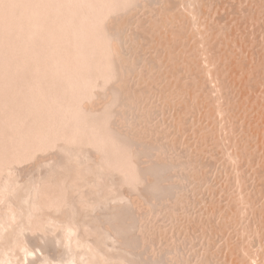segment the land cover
<instances>
[{"label": "bare ground", "instance_id": "1", "mask_svg": "<svg viewBox=\"0 0 264 264\" xmlns=\"http://www.w3.org/2000/svg\"><path fill=\"white\" fill-rule=\"evenodd\" d=\"M7 1H8V0H7ZM7 1H2V0H1V2L5 3V4H4L5 6H6V4H7V3H6ZM24 1H25V0H24ZM27 1H28V0H27ZM27 1H25V2L27 3ZM40 1H41V0H40ZM42 1H43V0H42ZM42 1H41V2H42ZM50 1H51V0H50ZM53 1H55V3H56L57 0H52V2H53ZM58 1H60V0H58ZM61 1H62V0H61ZM65 1H66V0H65ZM140 1H141V2H140ZM145 1H147V0H144V1H143L144 4H145ZM9 2H10V4H9ZM9 2H8V5L11 6L12 2H14V1H13V0H10ZM18 2H19L18 0L16 1V3L14 2L15 5L12 4L11 7H14V8H15V6H19V5H21V4H22V6H23L24 4H25V6H26V3H25V2H24V4H23V3H20V2H22V1L19 2V5H16ZM31 2L33 3V0H32ZM34 2H35V0H34ZM38 2H39V1H38ZM48 2H49V1L47 0V3H48ZM63 2H64V1H63ZM63 2H62V3H63ZM66 2H67L66 4H68V3L70 2V3H71V6H72L73 3H74V5H75V9L72 8V7H74V6H72V7L70 6V3H69V5H67V8H66L65 6H62V9L65 7V8H64L65 10H64V9H63V10H64V13H65V11H66V14H67L68 12H70V11H68V10L72 9V12H71L72 14H71V17H68V18H69L68 21H69V20L71 21L73 18L78 17V20H79L80 23H78V20H77V19H76L77 22H75L74 20H72V22H71V23H72L71 25H73L74 22H75V24H74L75 26H76V23L79 24V25L76 26L77 28H76L75 26H74V27L71 26V27H73V30H74L73 34H74L75 32H77L78 28H79L78 31H80L79 34L77 33L78 35H76V34L73 35L74 38H72V39H73L72 41L74 42V41H76V39H78V38L80 39L81 44H80V43H79V45L76 44L77 46H79V48H75L76 46H75L74 48H75V50H79V49H80V51H79V53H78L79 56L84 54L83 62H84L85 65L87 64V65H86L87 68H86L85 71H84V70L76 69L77 67H80V66L78 65V61H81V60H82V59H81L82 56L79 57V56L77 55V51H76V54H75V53L73 54L72 52H73L74 49H73V50L71 49L72 52H71V50H69V48L72 47V46H70V44H69L70 47H69V48H66V49H68V50L70 51V53L73 54L74 57H75V56L78 57L79 60H78V58H77V65H76V64H75L76 62H74V60L76 59V57H75V59L73 60L74 63H70V62H72L71 59H70V61H69V59H67V61H68L69 63H65V64H66V67H71V68H66V67H62V68H64V69L66 68V69H65L66 71H67L68 69H69V71H70V70L73 71V74H74L73 77L75 76L74 78H75V79L77 78L78 80H79V78H80V81H81V79H82V78H81V77H82L81 75H83V73H85V74L88 73V72H89V69H90V70L92 69V71L89 72V73H91L90 75H92V77L89 75V73H88L86 76H85V75L83 76L85 79H82V80H83V82H84L86 85H82V86H81V84H83V83L80 84V81H78L77 79H76L77 81H76L75 79L72 80V81H73V82L76 81L77 83H79L80 85L77 84V83H76V85H77V86H80V88H82L83 86H84L83 88H87L88 84L91 82V85H92V87L94 88V90H93V88H90V89H92V91H90L89 88H87V90L82 88L84 91L86 90L85 92L82 90V92L85 93V94H83V93L81 92V90L79 91V89H78V91H79V93H80V96H78L79 94H76V93L73 92V91H75V90L77 91V88H78V87L76 88L75 83H73L72 81H71L72 84L75 85V86H74V85H71L70 88H71L72 90H70V88H69V84H70V83L67 82V81H65V80H64V81H65V82H64L65 84H63V85H65L64 87H62V86L59 85L58 83H57V85H56V87H57V86H59V87L61 86L62 88H64V89H62V88H61V89L64 90L65 92H66V90H68V91H67L68 93L70 92V94H71V93L75 94V95L77 96V98H78V99H77L76 96H74V98L71 99L72 96H73V94H72V95H68V94H67V96H69V97L71 96L70 98L67 97V96L65 95V97L68 98V99H70L71 101H72V100H73V101H76V100H77V103H76L77 105H76L75 102H74V104H75L76 106H74V105L72 104V105L74 106V107L72 108V110L75 109V108H77V109H75V111L73 110V111L70 112V113H69V112H65L66 115H67V114H68V115L70 114V116H73V115H74L73 118L67 115L68 120H69V117H70V120H69L70 122H69V121H66V120H67V119H66L67 117H65V119H64V117L60 116L63 120H65V122L63 121L64 124H62V122H60V124H62V125L59 124V127H60V126H63L64 128H62V129H66L68 126H66L65 124H68V123H69L68 125L70 126V127H68V131H65L66 133L63 134V136H64V141H65V139H66V142L64 143V141H62V140H63V136H62V134H61V136H59V137H61V139H60L58 136H56V137H58V139H57L58 141H59V140H60V142L62 141V142H61V145H63V148H64V146H65L64 144H66V143H67L66 145L69 146L68 148H66L67 146H65L64 149H66V150H65L66 152H67V150H68L69 152H70V150H71V152H72L73 149L75 148V150L73 151V153H72L71 155H70V153L68 152V157H69V155H70L71 158H74V157H72V156L75 155V156H76L75 159H76V161H77V160H78L77 157L82 156V153L85 152L87 146L89 147V145H90V146L93 147V148H91V147L88 148V150L85 152V154L88 155V151H89V149H92L91 151H93L94 149H98V150H99L98 152H99V153L101 152L100 155L103 154V157L100 156V157H102V160L100 159L101 161H99V160L96 159V160L98 161V163L95 162V164H94V163L91 164L92 161H89V160L87 159L88 162H90V166H89V163H88L87 161H84V160H85V159H84V156H85V158H86V155H83V157H82L83 159L81 158L80 161L83 160L84 163L86 162L88 165H87L86 163H85V164H86L87 167H90V168H89L90 170L92 169L91 167H92L93 165H95L96 167H95V166H93V167H95L97 170H99V172H101V175H102V172H103L104 169H105V170L108 169L107 171H109V170H112V171H113L112 168H114L115 166H116V167L114 168V170H115L116 168H117V170H119V167L123 168L121 171H124V175H123V176H124V182H125L124 185H125V184H128V185L131 187V189H134V190H135V189L138 188L139 184L143 183L142 181L148 177V175H147L146 177H143V180H142L141 176L139 175V174H140V172H139L140 169L138 170V169H137V166H139V167L141 166V170L143 169L142 172H141V175H142V174H143V171L145 170L144 168H146V171H147V167H148L151 163H153V162L155 161V159H154V161L152 160L153 162H151V163L148 164V163H147L148 158H146L143 154H141L142 152H141V153H137V152L140 151V150H139V147H138V144L141 145V146H140L141 151H142V149H144V146H145L144 144H145V143H146V145H148V147H147V148L145 147V149H146V150H147V149L149 150V147H150V146H149V145H150L149 143H152V144H153L154 141L152 142V140L156 139V138H152V134H153V133H154V134H153V135H154L153 137H159V138H157V139H159V141H160V140L163 138L162 136L165 135V133L168 132V130H166V128H168V126L166 125V126H167V127H166L164 123H166V122L169 123V122L171 121V117H173V114L175 113V112L171 111V108L173 107V109H174V107H175L176 110L178 109L177 111H176V110H175V111L178 112L179 110H182V109H179V108H182V107L184 108V105H185V104H186L187 106L185 105V108H184V109H185V110L187 109V111H186V112L183 111V114H182V111H179V112H181V114H180L179 112H178V113H175V116H176V117H177V114H178V118H175V116H174L173 119H174V118H175V119H174V120L172 119V121H173V122L175 121V122H174V123L176 124L175 126H178V122H180L179 119H181V118L184 117V119H186V121L188 122L189 118H190V117H191V118L193 117V121H194L195 123H193V122L191 121V122L193 123V128H192V126H190V129H192L190 133H192V131H194V130L196 129L197 132H198L199 134H198V133H195V132H196V131H195L194 133H192V135H191V134L189 135V133L186 131L187 134H188V135H187V134L185 133V131H184L185 128H183L182 123L180 122V123H179V126H178L179 128H178V127H174V126L172 125V126L175 128V131H176L177 129L180 130L179 132L177 131L178 133L176 132L178 135L175 133L177 136L174 134L175 131L173 132V135H174V137H176V138L178 139V138H180V137H178V136H181V137H182V135H183L182 133H185L186 136H185V134H184V135H183V138L186 139V140H183V138H182V140H183L182 142L185 141L186 143H188L190 140L193 139V142H194L193 145H195V147L193 146V147H191V148H194V149H193L194 151H195V149H199V150H200V148H202L204 142H205V141L207 142L208 138H210V135H211L212 140H213V136H214V134H215V133L217 134V132H215V131H216V130L219 131V130L216 129V130L214 131V132H215V133H214V132H213V129H214L215 126H214V125H213L214 127H211V126H212V124L217 123V122L219 121L220 124H219L218 126H216V128H218V127H219V128L222 127V129L220 128L222 131L220 130V132H218L219 135H221V132H222V135H223V134L225 135V134L227 133L226 130L228 131V133H230V132L233 133V132H232V129H233L234 127H235V130H233L234 132H237L238 130H241V128H242V131H243L242 133L244 134V131L247 130V129H245V127H247V128H248V127L252 128V126L248 125V124H250V122H252V123H253V128H252V129L249 128V129H250V130H254V131H253V134H252L251 131L248 130V131H249V134H248V131H247V133L245 132V137H246V135H247V137H248L249 139H251L250 137H252L251 140H253L254 142L256 141L255 143H257L258 141H260V142L257 143V144H255V143L252 144L253 141L249 140V139L246 137L247 142H245V140H244V145H247V144H248V140H249L250 143L252 142V143H251L252 145L250 146V144H249V145L246 146V148H251L252 146L254 147V145H255L254 148H256V146H258V149H253V147H252V149H249V150H252V152H253L254 154H253L252 152H250L248 149H246L245 146L242 145V144H243V143H242L243 141L241 142L240 140H238V139H239V131H238V136L236 135L237 133H236V134L234 133V134H235V135H234V137H235L234 139L236 140V144H234V147L237 145V149H238V150L235 149V151H239V152H237V153L240 154V152H242V149H244V150H245V155H246V156H245V157H242V158H244L245 160H246V157L249 158V159H250V163L253 162V163H251V165H254V163H255V161H252L253 159L251 160L252 157L255 158V157H254L255 155H256V157L259 156V154H260L259 151H260V152L262 151L261 154L264 153V152H263V151H264V147H263V145H264V101H263V100H264V17H263V14H264V0H156V3H155L154 0H153V1H152V0H150V1L148 0V2L150 3V5H151V4H152V5L157 4V6H155V7H156V8L158 7V8H157L158 11L161 9L159 12H156V13H158V14H156V15H155V13L152 11L155 7H153L152 5L150 6V5L148 4V2H146V3L150 6V8H149L148 5L140 4V3H143L142 0H68V1H66ZM152 2H154V4H153ZM157 2H159V4H158ZM39 3H40V2H39ZM39 3H38V4L36 3L35 6L38 5V7H40V4H41V3H40V4H39ZM43 3H45V2H43ZM49 3H50V2H49ZM1 4H2V3H1ZM45 4H46V3H45ZM45 4H44V6H45ZM53 4H54V2H53ZM64 4H65V2H64L62 5H64ZM83 4H84V5H83ZM85 4H86V5H85ZM4 5H3V6H4ZM8 5H7V7L10 8V6H8ZM28 5H29V1H28V4H27V7H31V6H28ZM31 5H34V3L31 4ZM41 5H42V4H41ZM51 5H52V4H51ZM56 5H57V4H56ZM80 5H81V6H80ZM159 5H160V7H159ZM161 5L163 6L162 8H161ZM214 5H215V7H214ZM5 6H4V10H5ZM25 6H23V7H25ZM35 6H34L33 8H30V9H31V10H32V9H35ZM44 6H43V7H44ZM47 6H48V5H47ZM68 6H69L70 9L68 8ZM79 6H80V7H79ZM85 6H86V7H85ZM20 7H21V6H20ZM20 7H19V8L17 7V8L20 9V10L23 9V8H20ZM55 7H56V6H55ZM60 7H61V3H60ZM81 7H82V8H81ZM84 7H85V8H84ZM147 7H148V8H147ZM152 7H153V8H152ZM206 7H208V9H207ZM210 7H213L214 9H212V8H210ZM217 7H218V8H217ZM25 8H26V7H25ZM36 8H37V7H36ZM57 8H58V7H57ZM140 8H142L143 11H144L143 8H145V11H146V12L148 11V9H152V10H150V12H152V14H151V13L149 14V13L147 12V13L149 14V16H147L148 14H147L146 12H141L143 15H144V13L147 14V15H146V16H147V19H146L147 22H146V23L150 22V23H148V25H147V26H149V24H150V26H151V27L149 26L150 29H149L147 26H146V29H148V31H149L148 33H150V34L152 33V34H153V35L151 34L152 36H155V35H156L155 38H157V37L160 35V38L163 39V40H162V43H161V39H160L159 37H158L157 40H156L154 37H152V36L150 37V34H149V35H148V38H149V37L152 38V39H150V40H153V42H154V39H155L154 47H153V45H152V48H151L150 50H146V49H149V46H150L151 44H153V42L150 43L149 39L147 38V36H146V35H147V32H146L147 30H145L146 35H144L146 38L143 36L144 39H142V40L139 39V40H138L137 37H136V35L140 33V32H138V30H140L141 27H144V28H145V26H141V27H140L141 24L139 23V22H142V23H143L144 19L146 18V17H144L145 15L143 16V15L141 14L142 17L144 18L143 21H139L138 18H135V16H134V14H136L137 16L140 15V12H139L140 10H138V9H140ZM146 8H147V9H146ZM156 8L154 9V11H156ZM205 8H206V10H205ZM216 8H217V9L222 8V11H221V10H220V11L218 10V11L221 12V13H219V12L217 11ZM2 9H3V7H2V5H1L0 11H2ZM12 9H13V8H11L10 10H12ZM38 9H39V8H37L36 10H38ZM41 9H42V8H41ZM43 9H45V7H44ZM51 9H52V8H51ZM66 9H67V10H66ZM81 9H82L83 11H82ZM85 9H86V10H85ZM163 9L166 10L165 13H162V12H161V11H163ZM225 9H227V11H226ZM228 9H230V10H231V9H234L233 11H236L235 13H236L237 16H236L235 13L232 11V13H234V15H235V19H234V21L229 19L230 22L232 21L229 25H227V23H229V21H228L227 23H225V18H226V17L220 19V20H223V19H224V21H223V23H221L222 25L220 24V27H222V28L218 29V27H219V21H220V20H217V18H216L215 15H217V17H218L219 15L216 14V13H219V14L225 13V15H227V13H228L229 15H231V14H230L231 12H230ZM23 10H24V9H23ZM26 10H27V11H30V10H28V9H26ZM26 10H25V11H26ZM53 10H54V9H53ZM142 10H141V11H142ZM204 10L206 11V12L204 13V15H205L206 13H207V14L209 13V15L211 16V14H212V17H213L212 22H213V24H212V22H211V19H212V18L208 17L209 15H206L207 17H206V16H205V17L203 16V13H202V12H203ZM207 10H208L209 12H208ZM212 10H213V13H214L215 15L212 13ZM7 11H8V12H7ZM16 11H17V10H16ZM58 11H59V14L63 13V11L60 13V8L58 9ZM67 11H68V12H67ZM79 11H80L82 14H81ZM215 11H217V12H215ZM224 11H225V12H224ZM228 11H229V12H228ZM6 12H7V13H5V11H4V13L1 12V13H0L1 16H2V14H3L4 16L7 17V15H5V14H8V13H9V10L7 9ZM21 12H22V11H21ZM32 12H33V10H32ZM34 12H35V13H34ZM34 12H33V13H34L33 16H35V14H37L36 11H34ZM44 12H45V11H44ZM51 12H52V10H51ZM73 12H74V15H73ZM136 12H138V13H136ZM11 13H12V12L10 11L9 16H10ZM14 13H16V12L13 11L12 16L14 15ZM18 13H19V12H18ZM46 13H47V12H46ZM46 13H45V14H46ZM55 13H56V11H55ZM125 13H127V15H125ZM210 13H211V14H210ZM22 14H23V13H22ZM26 14H27V17H30V18H31V15L29 16V15H28V12H27ZM29 14H31V12H29ZM42 14H43V12H42ZM45 14H44V17H46ZM119 14H121V16H123V14H124V15H125L124 17L127 18V19H125V18L123 17V19H122L121 17H119V19L121 18V20H122L121 22H122V23H123V20H124V21H126V20L128 21L129 17H126V16L130 15V19H129V21H130V23H131V21L134 22V23H132L133 26H134L135 23H139V24H140L139 26L137 25L139 29L136 28V27H134V28H135V31H136V29H138V30L136 31L137 33H136L135 31H133V32L131 31V32L133 33V36H132V35H131V32H130V34H129V31H128V30H129V28H132V29L134 30L133 26H132V27H131V26H130V27H127L128 30H127V28L125 27V26H128V24H130V23H127V22H126L127 25H124V27H123V26H122V25H123L122 23H121V24H122V25H121L120 22H119V23L117 22L118 26H119V27L122 26L123 29H122L121 27L118 28V26L116 27V25H115L116 29L118 28V29H119V30L117 29L118 31L124 30V31H122L123 34H125L126 32L128 33V34L126 33V34H125L126 36H125V35H123V34L120 32L121 35H123V38H122V40H123L122 42H123V43L121 42V40H117V39H121L122 36H121L120 38H118V37L120 36V35H119L120 33L118 32L119 34H117V32H115L116 29L114 30V32H115L114 34H117V35H115V38H116L117 36H118V37H117L115 40L111 38V36L113 35V33H110L111 30H110V32H109V29H111V27H113L112 24H115V23H116V22L114 21V19H116V18H114V19H111V18L115 17L116 15L119 16ZM132 14H133V15H132ZM201 14H202V16H203L202 18L200 17ZM19 15H20V14H19ZM39 15H40V16H39ZM51 15H52V14H51ZM150 15H151V16H150ZM152 15H153V16H152ZM154 15H155V16H154ZM225 15H223V16H225ZM234 15H232V16L234 17ZM4 16H3V17H4ZM15 16H16V15H15ZM23 16H24V15H23ZM37 16L41 17V13L37 14ZM42 16H43V15H42ZM47 16H48V15H47ZM56 16H58V15H56ZM67 16H70V15L67 14ZM67 16H66V17H67ZM118 16H116V17L118 18ZM131 16H132V17H131ZM221 16H222V15H221ZM223 16H222V17H223ZM227 16H228V15H227ZM3 17H2V18H3ZM6 17H5V18H6ZM13 17H14V16H13ZM18 17H20V16H18ZM35 17H36V16H35ZM39 17H37V18H39ZM60 17H61V18H60V21H61V20H62V17L65 18V15L60 16ZM138 17H140V16H138ZM148 17H150V18H148ZM199 17H200V19H199ZM2 18H0V20H5V18H3V19H2ZM8 18L10 19V22H12L13 19H11L10 17H7V19H8ZM16 18H17V17H16ZM49 18H50V17H49ZM51 18H52V17H51ZM51 18H50V19H51ZM53 18H54V17H53ZM70 18H71V19H70ZM204 18H205V19L210 18V19H209L210 21L208 20V22L211 23V26L213 25V27H211L210 25L208 26V24H207V22L204 20ZM215 18H216V19H215ZM218 18H220V16H219ZM229 18H230V16H229ZM14 19H15V17H14ZM19 19H20V18H18V20H19ZM26 19H27V18H26ZM31 19H33V18H31ZM34 19H35V18H34ZM41 19H42V17H41ZM41 19H39V20H41ZM47 19H48V18H47ZM50 19H49V20H50ZM55 19H56V18H55ZM66 19H67V18H66ZM66 19H65V20L63 19L62 22L66 21ZM119 19H116V21H119ZM198 19H199V20H198ZM201 19L203 20L202 23H201V21H200ZM231 19H232V18H231ZM16 20H17V19H16ZM16 20H14V21H16ZM21 20H23V19H21ZM53 20H54V19H53ZM111 20H113L114 22L112 21L113 23H111ZM140 20H141V18H140ZM214 20H216V21H218V22H216V21H214ZM226 20H228V18H226ZM6 21H8V20H5L3 24H5ZM30 21H31V20H30ZM33 21H36V20H32V22H33ZM44 21H45V18H43V21L41 22V25H39V27H42V28H43L44 25L42 26V23H43ZM50 21H51V20H50ZM60 21H59V22H60ZM70 21H69V22H70ZM73 21H74V22H73ZM82 21H83V22H82ZM85 21H86L87 24H84L83 27H80V26H81V23H84ZM198 21H200V22H198ZM204 21H205V22H204ZM1 22H2V21H1ZM1 22H0V24H1ZM19 22H20V20H19ZM23 22H24V21H23ZM23 22H22V23H23ZM25 22H27V21H25ZM32 22H31V24L34 23V22H33V23H32ZM45 22H46V23H45V24H46L45 26H47L48 28L53 27L54 25L57 26V24L59 23V22H58V23L54 24V22H57V21H52L53 23H52L51 25H53V24H54V25L49 27L48 24H47V20H46ZM62 22L59 23V24H62V25H63ZM66 22H67V21H66ZM214 22H216V23H215L216 26L218 25V26H217V29H218V30H216V33L211 34L210 32L215 31V29H216V26L214 25ZM221 22H222V21H221ZM8 23H9V21H8L6 24L8 25ZM35 23H37V22H35ZM50 23H51V22H50ZM64 23H65V22H64ZM67 23H68V22H67ZM110 23H111V27L109 28V26H110L109 24H110ZM124 23H125V22H124ZM144 23H145V22H144ZM203 23H204V24H203ZM217 23H218V24H217ZM3 24H1V25L4 27ZM27 24H28V23H27ZM37 24H38V23H37ZM39 24H40V23H39ZM43 24H44V23H43ZM119 24H120V25H119ZM205 24H206L208 27H207ZM11 25H13V24L11 23ZM17 25H19V23H17ZM17 25H16V28L19 27V26L17 27ZM21 25H23V24H21ZM49 25H50V24H49ZM64 25H65V24H64ZM64 25H63V26H64ZM143 25H144V24H143ZM145 25H146V24H145ZM204 25H205V27H206L207 29L210 27V29H211L212 31H210V29L207 30V29L204 27ZM224 25L227 26V27H225ZM8 26L11 27V26H10V23H9ZM8 26H7V27H8ZM13 26H14V28H15V24H14ZM26 26H27V25H26ZM29 26H30V25H29ZM31 26H32V25H31ZM33 26H34V25H33ZM36 26H37V25H36ZM36 26H35V27H36ZM56 26H55V27H56ZM66 26L68 27V26H69V23H68V25L66 24ZM135 26H136V24H135ZM214 26H215V27H214ZM223 26H224V28H223ZM3 27L0 26V28L3 29V31L5 30V33L3 34V35H5V37H8V36H6V35H7L6 33L9 32V30H10V32L12 31V34H13V33H17V32H13V31H14V28H13V30H12V28L10 29V28L8 27L9 30L7 29V31H6V26H5V28H3ZM24 27H25V26H24ZM35 27H33V28H35ZM37 27H38V26H37ZM47 27H46V28H47ZM58 27H59V26H58ZM64 27H65V26H64ZM115 27H114V28H115ZM68 28H69V27H68ZM114 28H113V29H114ZM212 28H213V29L215 28V29L213 30ZM25 29L28 30V28H26V27H25ZM31 29H32V28H31ZM37 29H38V28H37ZM51 29L54 30V28H51ZM55 29H56V28H55ZM64 29H65V28H64ZM64 29H63V30H64ZM69 29H70V28H69ZM71 29H72V28H71ZM71 29H70V30H71ZM132 29H131V30H132ZM142 29H143V28H142ZM142 29H141V30H142ZM22 30H23V29H22ZM29 30H30V28H29ZM38 30H39V29H38ZM44 30H45V29H44ZM46 30H47V29H46ZM46 30L44 31V32H46V33H47V31H48V32L50 31V29L47 30V31H46ZM60 30H61V28H60ZM65 30L67 31V29H65ZM75 30H76V31H75ZM126 30H127V31H126ZM150 30H151V32H150ZM15 31H17V30H15ZM18 31H19V28H18ZM31 31H32V30H31ZM33 31L36 32L37 30L33 29ZM33 31L31 32V34L33 33ZM42 31H43V30H41V32H40V33H41L40 36H41L42 34H43V35L45 34V37H47L48 34L42 32ZM56 31H57V30H56ZM125 31H126V32H125ZM143 31H144V29H143ZM19 32H20V31H19ZM19 32H18V33H19ZM23 32H24V31H23ZM23 32H22V33H23ZM26 32H27V31H26ZM26 32H25V33H26ZM63 32H64V31H63ZM63 32H62V33H63ZM70 32H71V31H70ZM124 32H125V33H124ZM134 32H135V33H134ZM1 33H2V32L0 31V34H1ZM22 33H20V35H22ZM36 33L38 34V32H36ZM36 33H35V35H37ZM49 33H51V32H49ZM52 33H54V31H53ZM55 33H56V32H55ZM55 33H54V37H55V35H56ZM58 33H59V32H58ZM58 33H57V35H58ZM65 33H67V32H65ZM141 33H142V32H141ZM145 33H142V34H145ZM8 34H9V33H8ZM10 34H11V33H10ZM12 34H11V35H12ZM29 34H30V32H28L27 35H29ZM60 34H61V31H60ZM68 34L70 35V33H68ZM111 34H112V35H111ZM3 35L1 34V38H2V40H4V41L6 40V41H7V44H8V41L10 42V40H12V39H9L10 36H9L8 38H5V37L3 38ZM13 35H14V34H13ZM13 35H12V36H13ZM18 35H19V34H18ZM33 35H34V33H33ZM33 35H32V36H33ZM35 35H34V38H36ZM57 35H56V36H57ZM71 35H72V34H71ZM139 35H140V34H139ZM139 35H138V38H139V37L142 38V37H141L142 35H140V36H139ZM16 36H17V35H16ZM30 36H31V35H30ZM32 36H31V37H32ZM38 36H39V35H38ZM52 36H53V35H52ZM64 36H65V35H64ZM76 36H78V37H76ZM124 36H125V37H124ZM23 37H24V36H22V40H23ZM25 37H26V36H25ZM42 37H43V36H41V37H37L38 41H40V38H42ZM49 37H50V35H49L48 38H46V39H49ZM61 37H62V35H61ZM66 37H67V36H66ZM66 37H65L64 39L67 40L68 37H67V38H66ZM69 37H70V36H69ZM71 37H72V36H71ZM112 37H114V36H112ZM135 37H136V38H135ZM29 38H30V37H28V39H29ZM58 38H59V35H58ZM75 38H76V39H75ZM132 38H134V40H133ZM153 38H154V39H153ZM14 39H15V38H14ZM24 39H25V38H24ZM32 39H33V38H32ZM44 39H45V38H44ZM44 39H42V40H44ZM50 39H52V38H50ZM50 39H49V40H50ZM69 39H71V38H68V40H69ZM146 39H148V45H149V46L147 45V46H146L147 48H146L145 45H144V47H143V46L141 47V45H139L140 47H139V49H137L138 51H136L135 49L138 48V47H137L138 44L143 43V41H146L145 43H147V40H146ZM0 40H1V39H0ZM25 40H26V39H25ZM30 40H31V39H30ZM30 40H29V43H30ZM42 40H41V41H42ZM49 40H48V41H49ZM52 40H53V39H52ZM55 40H57L56 37H55ZM59 40H60V39H59ZM59 40H58V41H59ZM61 40H62V39H61ZM112 40H113V44H114V42L117 43L118 41H120L121 44H123V46H122L123 49H122V47H121V45H120V43H119V45H117V46H119V47H121V48L118 47V48H119V51H118V49H116L117 47L115 48L114 45L112 46V42H111ZM132 40H133V41H132ZM137 40H138V42H140V41H141V42H140V43H137ZM6 41H5V42H6ZM16 41H17V40H16ZM16 41L14 40V43H16ZM20 41H21V39H20ZM27 41H28V40H27ZM34 41H35V40H33V41H31V42L34 43L35 47H39L40 44H37V40H36V43H35ZM41 41H40V42H41ZM45 41H46V43H47V40H45ZM64 41H65V40H64ZM72 41H71V40H70V42L67 41V43L69 42V43L72 44ZM134 41H136V42H134ZM5 42H2V44L5 43ZM11 42H13V41H11ZM18 42H19V41H18ZM18 42H17V43H18ZM23 42H24V41H23ZM43 42H44V41H42V44H43ZM54 42H55V41H54ZM76 42L78 43V40H77ZM132 42H134L133 45H136V47L132 45ZM156 42H157V43H156ZM164 42H165V43H164ZM14 43H13V45H14ZM25 43H26V42H25ZM25 43H24V44H25ZM33 43H31V44L33 45ZM38 43H39V42H38ZM46 43L44 42V44H46ZM48 43H49V42H48ZM51 43H52V42H51ZM62 43H63V40H62ZM62 43H61V44H62ZM149 43H150V44H149ZM160 43L162 44V46L160 45ZM2 44H0V45H1L2 47H4L5 44H3V45H2ZM7 44H6V45H7ZM19 44H21V43H19ZM31 44H30V45H31ZM49 44H50V43H49ZM49 44H47V45H49ZM54 44H55V43H54ZM58 44H60V42H58ZM61 44H60V45H61ZM117 44H118V43H117ZM143 44H144V43H143ZM143 44H142V45H143ZM13 45H12V46H9V44H8V46L10 47L9 49H11V47H13ZM27 45H28V44H26V45H24V46H27ZM30 45H29V46H30ZM32 45H31V46H32ZM47 45H46V46H47ZM50 45H52V44H50ZM50 45H49V47H48V46L46 47V49L49 48V49H48V52H49V50H50ZM56 45H57V44H55V46H56ZM63 45H64V43H63ZM63 45H61V46H62V49H63ZM65 45L67 46V44H65ZM74 45H75V43L73 44V46H74ZM115 45H116V44H115ZM21 46H23V44H22ZM29 46H27V47H29ZM53 46H54V45H53ZM53 46H51V47H53ZM57 46L61 48V46H59V45H57ZM57 46H56V48H58ZM66 46H64V47H66ZM80 46H81V47H80ZM132 46H133L135 49H134ZM17 47H18V45H17ZM32 47H33V46H32ZM42 47H44V45H42ZM150 47H151V46H150ZM5 48H7V47L5 46ZM5 48H4V50L6 51L7 49H5ZM13 48H14V47H13ZM29 48H30V47H29ZM54 48H55V47H54ZM143 48H146V49L144 50ZM14 49H15V48H14ZM16 49L18 50L19 48H16ZM20 49H21V48H20ZM26 49H27V48H25V51H24V52H26V53L24 54V56L27 55V54H28V56H29L30 53H31V54H34V53H35V51L33 52V50H34L33 48H31L32 51H31V50H26ZM35 49H36V50H37V49L39 50V48H35ZM40 49H41V48H40ZM46 49H45V50H46ZM52 49H53V48H51V50H52ZM62 49H61L60 51H62ZM121 49H122L123 51H120ZM141 49L144 51V56H142V57L140 56V55H141V54H140ZM153 49L156 50V51H153ZM0 50H1V49H0ZM23 50H24V48L21 50V52H22ZM41 50H42V49H41ZM43 50H44V49H43ZM45 50H44V51H45ZM75 50H74V51H75ZM134 50H135V52H134ZM10 51H12V50H10ZM10 51L7 50V52H8L7 54H9ZM13 51H14V50H13ZM27 51H30V53H27ZM39 51H40V50H39ZM46 51H47V50H46ZM57 51H59V50H57ZM66 51H67V50H66ZM143 51H142V55H143ZM149 51H151V52L153 51L152 53L154 54V56H152V53H151V55H150V54L148 53ZM3 52H4V51H3ZM18 52H19V51H18ZM18 52L15 53V54H18ZM32 52H33V53H32ZM41 52H42V51H41ZM50 52H51V51H50ZM54 52H55V50H54ZM67 52H68V51H67ZM80 52H81L82 54H80ZM145 52H147V54H145ZM154 52H156V53H154ZM1 53H2V52H1ZM5 53H6V52H5ZM44 53H45V52H44ZM44 53H42V54H44ZM57 53H58V52H57ZM61 53H62V52H61ZM68 53H69V52H68ZM132 53H133V54H132ZM134 53H136L135 56H134ZM138 53H139V54H138ZM10 54H12V53H10ZM36 54H38V53H36ZM54 54H56V52H55ZM0 55H1V54H0ZM2 55H5V54L3 53ZM13 55H14V52H13ZM20 55H22V54L20 53ZM34 55H35V54H34ZM38 55H39V54H38ZM45 55H46V54H45ZM61 55L63 56V54H60V56H61ZM138 55H139V57L143 58L144 61L146 60L145 58H147V60L144 62L142 59H139V61L142 60L143 63H141L142 61H140V62H137V63H139V64L136 65V64H135V63H136V60H135V63H134L133 61H134L135 58H137L136 56H138ZM145 55H146V56H145ZM147 55H150V56H151V59H150L149 56H148V57H149V58H148ZM9 56H10V55H9ZM11 56H12V55H11ZM39 56H43V55H39ZM46 56H47V55H46ZM54 56H55L54 59H56V55H54ZM60 56L58 55L57 57L60 58ZM69 56H70V55H69ZM69 56H68L67 58H69ZM1 57H2V56H0V59H1ZM5 57H6V56H5ZM13 57H14V56H13ZM15 57H16V56H15ZM18 57H19V55H18ZM22 57H23V56H22ZM25 57H26V56H25ZM36 57H37V56H36ZM36 57H35V58H36ZM47 57H48V56H47ZM47 57H46V58H47ZM51 57H52V54H51ZM86 57H87V59H86ZM133 57H134V59H133ZM3 58H4V57H3ZM7 58H8V57H7ZM11 58H12V57H11ZM16 58H17V57H16ZM26 58H27V57H26ZM26 58H25V59H26ZM31 58H32V57H31ZM37 58H39V57H37ZM37 58H36V59H37ZM41 58H42V57H41ZM41 58H40V60H41ZM63 58H65V57H63ZM63 58L61 57V59H63ZM70 58H71V57H70ZM89 58H92V63H93V64H92V63H89V61H91V59H89ZM5 59H6V58H4V60H5ZM8 59H9V58H8ZM19 59H20V58H19ZM21 59H22V61H21V60H20V61L22 62V63H21L22 66L19 65V67H20V66L23 67V66H24L23 63L25 64V60H24L23 58H21ZM29 59H30V56H29ZM29 59H28V60H29ZM54 59L52 58V60H54ZM61 59H60V60H61ZM80 59H81V60H80ZM84 59L87 60V61H85ZM88 59H89V60H88ZM149 59H150V60H149ZM1 60H2V59H1ZM1 60H0V62H1ZM11 60H13V59H11ZM23 60H24V61H23ZM33 60H35V59H33ZM40 60H38V61H40ZM44 60H45V59H44ZM47 60L49 61V59H46V61H47ZM50 60H51V59H50ZM52 60H51V61H52ZM56 60H57V59H56ZM58 60H59V59H58ZM65 60H66V59H63L62 61H65ZM148 60H149V61H148ZM14 61H15V60H14ZM17 61H18V59H17ZM20 61H19V62H20ZM46 61H44V62L46 63ZM67 61H65V62H67ZM147 61L150 62L152 65H151V64H147V63H148ZM7 62H8V61H7ZM7 62L5 61V64H6V65H5L4 63L2 64V62L0 63V65H1V64H2L3 66L5 65V66H4L5 68H7V66H11V65H12V64H11L12 62H11L10 60H9V62H11V63H10L11 65H10L9 63H8V65H7ZM15 62H16V61H15ZM26 62H27V61H26ZM29 62H30V60H29ZM33 62H34V61H33ZM33 62H32V63H33ZM35 62H36V61H35ZM35 62H34V63H35ZM41 62H43V61H41ZM49 62H50V61H49ZM49 62H48V63H49ZM60 62H61V61H60ZM86 62H87V63H86ZM146 62H147V63H146ZM36 63H37V62H36ZM48 63H47V64H48ZM51 63H52V62H51ZM62 63H63V62H61V64H62ZM79 63H80V62H79ZM88 63H89V64H88ZM17 64H18V62L16 63L15 68L17 67ZM19 64H20V63H19ZM28 64H29V63H28ZM28 64L25 65V66H26V67H27V66H30V65H28ZM39 64H40V62H39ZM55 64H58V62H56ZM55 64H54V66H55ZM65 64H64V65H65ZM72 64H73V65H72ZM80 64H82V61H81ZM91 64H92V65H91ZM146 64H147V66H148V65H149V66L151 65L150 68H149V66L146 67V68H144ZM2 65H1L0 67H2ZM64 65H63V66H64ZM67 65H69V66H67ZM70 65H71V66H70ZM74 65H76L77 67H76V68H73L72 66H74ZM85 65L82 64L81 67H83V69H85V68H84ZM25 66H24V67H25ZM32 66H33V65H32ZM35 66H36V65H35ZM41 66H42V65H41ZM49 66H50V65H49ZM57 66H59V65H57ZM61 66H62V65H61ZM89 66H90V67H89ZM91 66H92V67H91ZM12 67H14V66H12ZM33 67H34V66H33ZM39 67H40V66H39ZM46 67H47V66H46ZM2 68H3V67H2ZM5 68H4V69H5ZM8 68H10V67H8ZM28 68H29V67H28ZM28 68H27V69H28ZM43 68H44V67H43ZM57 68H58V67H57ZM57 68H56V69H57ZM59 68H60V66H59ZM59 68H58V71H59ZM62 68H61L60 70H62ZM72 68H73V69H72ZM88 68H89V69H88ZM4 69H3V71H4ZM11 69H13V68H10L9 71H11ZM16 69H17V68H16ZM16 69H15V70H16ZM23 69H24V68H23ZM25 69H26V68H25ZM27 69H26V70H27ZM51 69L53 70V68H50V70H51ZM54 69H55V67H54ZM74 69H75V71H76V70H77V71L75 72ZM87 69H88V70H87ZM15 70H14V71H15ZM26 70H24V72H25ZM35 70H36V69H35ZM38 70H39V69H38ZM40 70L42 71V69H40ZM48 70H49V67H48ZM48 70H45V71H48ZM65 70H64V71H65ZM131 70H132V71H131ZM3 71L0 70V72H1L0 74H2ZM5 71H6V74H7V73H8V70L5 69ZM18 71H20V70L15 71V74H16V72H18ZM21 71H22V69H21ZM21 71H20V72H21ZM27 71H28V70H27ZM79 71H81V73H80ZM144 71H145V72H144ZM28 72H30V70H29ZM34 72H35V71H34ZM34 72H33V73H34ZM48 72H49V71H48ZM54 72H55V71H54ZM54 72H53V73H54ZM56 72H57V71H56ZM62 72H63V71H62ZM74 72L76 73V75H75ZM131 72H133V73H131ZM143 72H144V73H143ZM21 73H22V72H21ZM31 73H32V72H31ZM49 73H50V72H49ZM49 73H48V74H49ZM58 73H60V71H59ZM58 73H57V74H58ZM64 73H67V74H68V75H67V78H68L69 75H70V76L72 75V73H69L68 71H67V72H64ZM77 73H78V75H80V76H77ZM130 73H131V75H130ZM8 74H9V73H8ZM10 74H11V72H10ZM10 74H9V75H10ZM12 74H13V71H12ZM12 74H11V75H12ZM15 74H14V75H15ZM17 74H19V73H17ZM17 74H16V76H18ZM36 74H39V73L36 72ZM41 74H43V73H41ZM48 74H47V75H48ZM55 74H56V73H55ZM57 74H56V77L58 76V78H59V75H57ZM132 74L134 75L135 80L132 79L133 81L131 80V81H132L131 84H132L133 82H135V85H134V86L136 87V89H137L138 87H139L138 89H140V87H141L140 90H143L144 92L146 91V92L148 93V94H147V97H148V99L150 100V102H153V104H154V101H155V100H154V101H153V100L151 101V99L149 98V95L152 94L153 96H155L154 98L156 99V97H160V94H161V96H162V100H160V98H158V99H156V100H158V102L155 101V102L159 105V106L156 105V106H157V107H156L157 109L155 108V104H156V103L154 104V106H152L153 104L150 103L148 99H146V98H147L146 96H144V97H146V98H144V100H143V98H142L143 96L140 97V95H142V94L144 95V92L139 91L140 94H137V96H139V98H142V99H139L138 97L135 96L136 93L138 92V91H137L138 89H137L136 91H134V93H135V94L133 93L134 96H133V95H130V96H133V97L131 98V99H134L133 102H134L135 100H137V99L134 98V97H136V98H138L139 101H141V102H137V103H138V104L141 103V105H142V103H143V105L141 106V105L139 104L140 106L137 105V106H138V107H137V106L135 105L136 101H135L134 104H133V102L131 101L130 96H129L130 93L128 92V91H130V90H127V88L129 89V87H130V85H131L129 81H128L129 83L127 82V80H130L131 77H130L129 79H128L127 77H128L129 75L132 76ZM2 75H3V74H2ZM14 75H13V76H14ZM19 75H20V74H19ZM24 75H25V74H24ZM24 75H23V76H24ZM44 75H45V74H44ZM49 75H50V77H51V74H49ZM53 75H54V74H53ZM60 75H61V74H60ZM0 76H1V75H0ZM4 76H5V75H4ZM16 76H15V77H16ZM45 76H46V75H45ZM63 76H64V74H63ZM76 76H77V77H76ZM87 76H90L91 79L89 80L90 77L88 78ZM8 77H10V76H7L6 78L9 79ZM19 77H20V76H19ZM28 77L30 78V76H28ZM34 77H36V75H34ZM34 77H33V78H34ZM39 77H40V76H39ZM41 77H42V76H41ZM53 77H54V76H53ZM60 77H61V76H60ZM134 77H132V78H134ZM1 78H2V77H0V80H2ZM21 78H22V77H21ZM21 78H20V79H21ZM26 78H27V77H26ZM31 78H32V77H31ZM33 78H32V79H33ZM36 78H37V77H36ZM62 78L65 79L64 77H62ZM62 78H59V79H61V81H62ZM70 78H71V77H70ZM86 78L89 80V83H88V81H86V82L84 81V80H87ZM92 78H93V79H92ZM3 79H4V78H3ZM17 79H18V78H17ZM23 79H25V78H23ZM27 79H28V78H27ZM34 79H35V78H34ZM43 79H45L44 76L42 77V79H40V81H42ZM51 79H52V77L50 78V80H51ZM55 79H57V78H55ZM55 79H54V81H55ZM59 79H58V80H59ZM12 80H16V79L11 78V81L9 80V83H11ZM21 80H22V79H21ZM30 80H31V79H30ZM30 80H29V81H30ZM35 80H36V81H35ZM35 80H33V81H35V82L37 83V81H39V78H38V79H35ZM66 80H67V79H66ZM44 81H45V80H44ZM48 81H49V80H48ZM15 82H16V81H15ZM22 82H23V81H22ZM24 82H25V81H24ZM45 82H47V81H45ZM49 82H50V81H49ZM52 82H53V81H52ZM52 82H51V83H52ZM55 82H56V81H55ZM151 82H152V83H151ZM179 82H181V84H180ZM1 83H2V85H4L2 81H1ZM1 83H0V84H1ZM5 83H6V81H5ZM7 83H8V82H7ZM9 83H8V84H9ZM12 83H13V82H12ZM30 83H32V82H30ZM43 83H44V82H43ZM43 83H42V86H43ZM60 83H61V82H60ZM62 83H63V82H62ZM66 83H68V84H66ZM112 83H113V84H112ZM127 83H128V85H129V84H130V85L128 86ZM8 84H5L4 87H5L6 85H7V87H8ZM14 84H15V83H13L12 85H14ZM20 84H21V83H20ZM33 84H34V83H33ZM38 84H39V83H38ZM44 84H46V83H44ZM49 84H50V83H49ZM49 84H48V86H49ZM53 84H54V82H53ZM109 84H112L113 89H114V90L111 89V90H113V92L115 93L114 100L112 99L113 96H112V95H111L112 97L110 96V92H111V91H110L109 89L112 88V86L110 85L111 87L108 88ZM116 84H117V85H116ZM149 84H150V85H149ZM159 84H160V85H159ZM10 85H11V84H10ZM12 85H11V86H12ZM16 85H18V84H16ZM22 85H23V84H22ZM27 85H28V84H26V86H27ZM34 85H35V84H34ZM36 85H37V84H36ZM54 85H55V84H54ZM66 85L68 86L69 89H68V88L66 89V87H67ZM89 85H90V84H89ZM91 85H90V86H91ZM114 85H115V86H114ZM146 85H147V87H146ZM158 85H159V88L157 87ZM11 86H9V87H11ZM14 86H15V85H14ZM19 86H20V85H18V87H19ZM26 86H24V87H26ZM29 86H30V84H29ZM42 86L40 85V86H39V87H40L39 89H41ZM73 86H74V89H75V90L73 89ZM85 86H86V87H85ZM132 86H133V84L131 85L130 89L132 88ZM160 86H162V87H160ZM1 87H3V86H1ZM1 87H0V89H1ZM4 87H3V88H4ZM33 87H35V86H33ZM33 87H32V88H33ZM44 87H46V86H44ZM44 87H43V88H44ZM88 87H89V86H88ZM135 87H133V88H134L133 90H135ZM3 88H2V89H3ZM12 88H13V87H12ZM12 88H8V90L10 89L9 91H7V88L4 89V91L2 90L3 92H5V91L8 92V93H6V94L4 93L3 95H4V96L7 95V94L10 95V93H11V89H12ZM14 88H17V87H14ZM14 88H13V90H14L15 92L12 91L11 94H13V93H15V95H16V94H17V95L22 94V92L18 93L19 90H18V89H14ZM30 88H31V86H30ZM36 88H37V90H35V92L39 91L38 87H36ZM36 88H35V89H36ZM43 88H42V90H43ZM51 88H52V87H51ZM51 88H50V89H51ZM161 88H162V89H161ZM163 88H164V90H163ZM33 89H34V88H33ZM47 89H48V87H47ZM55 89H56V88L54 87V90H55ZM65 89H66V90H65ZM106 89L108 90L107 93H106V95H107L108 92L110 91L109 94H108V96L111 97L112 101L109 102L110 98H108L107 102H109V103H108V104L106 103V104H107V105L105 104L106 106L104 105L105 108L102 106V107H103V109H102L101 106H99V109L96 110L98 113H95V112H94V114H90V113L88 114V111H89L90 109H88V111H87V109H85V107L87 106L86 104H85L86 106H85L84 109H83V107H82V105H81L83 102H81V101H82L81 99H83V101H84V99H85L86 97H87V99L90 97L89 99H91V100L93 101L92 98H97V96H99L100 94H101V96H102V93L104 94ZM157 89H161V91L159 90V91H160V92H159ZM21 90H23V89H21V87H20V91H21ZM42 90H41V93H42ZM45 90H46V88H44L43 91H45ZM51 90H52V89H51ZM51 90H50V91H51ZM69 90H70V91H69ZM131 90H132V89H131ZM133 90H132V92H133ZM156 90H157L159 93H157ZM16 91H18V92L16 93ZM24 91H26V90H24ZM30 91H31V90H30ZM32 91L34 92V90H32ZM32 91H31V92H32ZM64 91H63V92H60V91H59V92L62 93V94L64 95V93H65ZM78 91H77V92H78ZM9 92H10V93H9ZM31 92H30V93L27 92V93H28V96H29V98H30V99L28 100V102H27V99H28V98L25 97V94H22V98L26 99L25 102H24V100L22 99L23 102H24V104H25V103H26V104L29 103L33 98L36 97L37 94H35V92H34V93L32 92V93L35 95V97H34V96L31 94ZM52 92H53V91H52ZM52 92H51V93H52ZM54 92H55V91H54ZM67 92H66V93H67ZM139 92H138V93H139ZM141 92H142V93H141ZM146 92H145V93H146ZM27 93H26V94H27ZM37 93H40V92H37ZM41 93H40V94H41ZM56 93L58 94L57 91H56ZM60 93L58 94V96L60 95V96H59V100H60V98L63 99V97H64L63 95H62V97H61V94H60ZM66 93H65V94H66ZM29 94H31L32 97H31ZM40 94H38V96H39ZM44 94H46V93L44 92ZM47 94H48V92H47ZM47 94L45 95V97L47 96ZM53 94H54V93H53ZM131 94H132V93H131ZM0 95H1V97H3L2 92H1ZM8 95H7V96H8ZM17 95H16V96H17ZM23 95H24V96H23ZM42 95H43V94H41L40 96H42ZM50 95H51V94H50ZM54 95H56V94H54ZM104 95H105V94H104ZM106 95H105V98H106ZM113 95H114V94H113ZM119 95H121V96L123 97V99L120 98ZM145 95H146V94H145ZM7 96H6V97H7ZM13 96H14V95H13ZM26 96H27V95H26ZM28 96H27V97H28ZM38 96H37V97H38ZM40 96H39V97H40ZM56 96H57V95H56ZM58 96H57V97H58ZM82 96H83V97H82ZM153 96H150V97H153ZM11 97H12V96H11ZM11 97H10V98H11ZM14 97H15V96H14ZM14 97H12V99L10 100L11 102H13L12 100H13ZM19 97H20V96H19ZM19 97H18V98H19ZM37 97H36V99H39V98H37ZM43 97H44V96H43ZM53 97H54V96H53ZM65 97H64L63 100H66ZM91 97H92V98H91ZM102 97H103V96H102ZM41 98H42V97H40V99H41ZM49 98H50V97H49ZM54 98H55V97H54ZM103 98H104V97H103ZM119 98H120V99H119ZM154 98H152V99H154ZM0 99H2V98H0ZM3 99H4V97H3ZM15 99H16V98H15ZM55 99H56V98H55ZM62 99H61V100H62ZM74 99H76V100H74ZM79 99H80V101H79ZM97 99L100 100V98H97ZM121 99H122V100H121ZM6 100H7V98L5 99V101H6ZM41 100H42V99H41ZM43 100H44V99H43ZM43 100H42V102L39 100V101H40V105H44V103L47 102V101H45L46 99L44 100L45 102H44ZM47 100H48V98H47ZM50 100H52V99H50ZM56 100H57V99H56ZM59 100H57V101H59ZM61 100H60V103H62V104L65 103L64 106L62 107V104H57V105H59L60 108H61V107H62V108L65 107L64 109H67V110L69 111V109H71L70 107L72 106V105H71V102H69V100H66V102H65V101H64V102H63V101L61 102ZM94 100H95V99H94ZM103 100H104V99H103ZM119 100L122 101L121 104H118ZM0 101H2V100H0ZM5 101H4V102H5ZM7 101H9V99H8ZM7 101H6V104L9 103V102H7ZM34 101H37V100H34ZM34 101H33V102L31 101L30 104H31V103L34 104V103H35ZM39 101H37V102L39 103ZM48 101H49V100H48ZM67 101H68V103H70V105H71L70 107H66V106H69V104L66 105V104H67ZM96 101H97V100H96ZM96 101H95V102H96ZM101 101H102V99H101ZM101 101H100V102H101ZM105 101H106V100H104V103H105ZM126 101L129 102V103H131V105L133 104V106H136V108H140V107H142V108H140L141 110L139 109L140 112L142 111L141 114H139L140 112H138L136 109H132V111H136V112H138V114L140 115V116H137L138 121H137L136 119H133V118H134L133 115H135L136 113H135V114H132V115L130 114L131 117L133 116L131 119H130V118H129V119L127 118V120H132L131 123H133V125H132L133 127H132L130 133H129V129L131 128V123H130V121H129V123H130V126H129V127L127 126L128 122H127V124H124L125 121L122 120V119L125 118V117H123V115H124L125 112L122 113V111H123L124 109H125V110H126V109H129L128 107H130V108H135V107H132L129 103H128V104H129L130 106L126 103L125 105H127V106L124 107V104H122V103H124V102H126ZM146 101L149 102V103L147 104ZM159 101H160V102H164V101H165V103H163V104L161 105V103H160ZM43 102H44V103H43ZM51 102H54V101H51ZM55 102H56V101H55ZM55 102H54V104H55ZM78 102H79V103L81 102V103L78 104ZM88 102H91V101L89 100V101H87V103H88ZM93 102H94V101H93ZM93 102H92V103H93ZM102 102H103V101H102ZM182 102H184L185 104L182 103ZM262 102H263V104H262ZM96 103H97V102H96ZM137 103H136V104H137ZM145 103H146L147 105L150 104L151 107H150V106H146ZM159 103H160V104H159ZM0 104H1V102H0ZM2 104H4V103L2 102ZM6 104H4V105H6ZM9 104H11V103H9ZM12 104H13V103H12ZM12 104H11V105H12ZM22 104H23V103H22ZM30 104H29V106H31V107H32V106H33V107L35 106V105H32V104L30 105ZM46 104H47V103H46ZM83 104H84V103H83ZM93 104H94V103H93ZM98 104H99V103H98ZM98 104H97V105H98ZM151 104H152V105H151ZM164 104H165V105H164ZM166 104L169 106V107H168V110H169L170 106H172V107L170 108V112L172 113V114H171V117L168 115V113H166V112H169V111H166V112H165L166 114L164 113V110L166 109V108H165ZM181 104H184V105L182 106ZM48 105H49V103H48ZM80 105H81V107H80ZM95 105H96V104H95ZM100 105H101V104H100ZM102 105H103V104H102ZM116 105H119V106L122 105V106H120L119 109H118V108H114ZM144 105H145V106H144ZM163 105H164V106H163ZM180 105H181L182 107H180ZM0 106H1V105H0ZM2 106H3V105H2ZM7 106H8V105H7ZM12 106H13V105H12ZM14 106H15V104H14ZM25 106L27 107L28 104L25 105ZM29 106H28V107H29ZM50 106H51V105H50ZM54 106H56V105H54ZM89 106H90V104H89ZM91 106H92V105H91ZM161 106L164 107L165 109L163 110V108H162ZM178 106H179V107H178ZM8 107H9V106H8ZM17 107H19V105L16 106L15 109H18ZM31 107H30L29 109L27 108L28 110L25 109V111H27L28 114H29V113L31 114V113L34 112V111H36V113H38V114H39L38 111L41 112V110H38V111H37V109H38L39 107H41V106H39V104H36L35 107H38V108H33L34 110L31 109ZM47 107H49V106H47ZM47 107H44V109H43V106L41 107V108L43 109V110H42V113H40L41 115L44 114V110H45V108H46L45 112H47V110H49V109H47ZM56 107H57V106H56ZM116 107H117V106H116ZM123 107H124V109H122ZM148 107H149V108H148ZM159 107L163 110V112H162L161 109H159ZM210 107H211V109H210ZM1 108H4V109H1ZM1 108H0V109H1L0 112H1V111H2V112H5L4 115H1V116H0V118H1L2 116H4V117L1 118V119H4V120H5V121H4V120H2V121L0 120V121H1V124L3 123V121L6 122V120H10V121H11V118H10V119L7 118V117H10V116L13 117V115H10V116H9V114H10L11 112L7 114V112L10 111V110H8V111L6 112L5 110H6L7 107H1ZM10 108H11V106H10ZM41 108H40V109H41ZM50 108H51V107H50ZM60 108H58V109H60ZM87 108H88V107H87ZM90 108H91V107H90ZM94 108H95V107H94ZM100 108H101V111H100ZM112 108H113L114 110H115V109H118V110H119V113L123 114V115H122L123 118H122L121 115L118 114V112H117V114L120 115L119 117H121L120 119H121L122 121H124V123L122 124V125H123V128H124L125 126H127L126 129L124 128V129L127 131V133L125 132V134H121L122 137H124V138H122L121 135L119 134V133H122L121 130H120L121 132L118 131V132H119V133H118L119 135H118L117 133H115L114 130H115V128H116V125H115L114 127L111 126V128H110V124L113 125V124L116 123V122L113 123V124L111 123L112 121H115V120L112 119V117H113V115H114V114H113V113H114V112H113L114 110H113ZM120 108H121L122 110H120ZM153 108H154V109H153ZM207 108H208L209 112L211 111V113H210V115H211L210 118L207 117L208 114H209ZM8 109H9V108H8ZM13 109H14V108H13ZM19 109H20V108H19ZM51 109H52V108H51ZM64 109H63V110H64ZM96 109H97V107H96ZM148 109L151 111V113H152L151 115H152L153 117H154V114L157 115L156 113H159V117L157 116L158 118L155 116V117L157 118V120H156V118L154 117L155 121H158V119L160 118V116H162V115H160V114H162V113H163V118H164V119L169 118V119H168L169 121H166V120H165V121H166V122H165L164 119H163V120H162V119H161V120L159 119V120H160V123H159V122H155L153 118H152V120H150V119H151V115L148 116L149 113H150V112H148V111H149ZM151 109H152V110H151ZM155 109L158 110V111H159V110H161V111L157 112ZM173 109H172V110H173ZM237 109L240 110V111H243V112H241V114L244 113V117H245V118L247 119V121H248V124H247L248 126H247V125L244 126V129H245V130L243 129V125H242V127L239 126V127H241L240 129H237V128H236L237 126H233L234 123L237 122V121H236V120H232V118L235 119V118H236L235 116H237V115H235V116L233 115L234 117H232L231 115L233 114L232 111H235V113L239 112V114H240V111H236ZM11 110H12V108H11ZM20 110H22V109H20ZM20 110H19V111H20ZM67 110H66V111H67ZM92 110H94V109L92 108ZM92 110H91V113H93ZM102 110H103V111H102ZM111 110H112V111H111ZM118 110H116V111H118ZM153 110H155V111H154V112H155L154 114H153ZM166 110H167V109H166ZM14 111H15V110H13V112H14ZM25 111H23V112H25ZM29 111H30V112H29ZM55 111H56V109H55V110L52 109V112H51V110H50L51 113H53V112H55ZM58 111H59V110H58ZM70 111H71V110H70ZM130 111H131L130 109H129V111L126 110V112H129V113H130ZM132 111H131V112H132ZM189 111H190V112H189ZM205 111H206V113H205ZM13 112H12V113H13ZM17 112H18V111H17ZM20 112H21V111H20ZM23 112H22V113H23ZM50 112H49V113H50ZM89 112H90V111H89ZM111 112H112V113H111ZM160 112H162V113H160ZM187 112H188V113H187ZM231 112H232V114H231ZM36 113L34 112V113H32L31 115L33 116V115L36 114ZM47 113H48V112H47ZM51 113H50V114H51ZM57 113H58V112H56L55 115H57ZM74 113H75V114H74ZM129 113H128V115H127V113H125L127 116H126V115H124V116L129 117ZM147 113H148V115H147ZM189 113H192V114H194V115H192V114L190 115ZM2 114H3V113H2ZM5 114L8 115V116H6ZM15 114L17 115V113H15ZM24 114H25V113H24ZM30 114L28 115V117L30 116ZM40 114H39V115H40ZM50 114H48V115H50ZM61 114H62V113H61ZM169 114H170V113H169ZM205 114H206V116H205ZM237 114H238V113H237ZM239 114H238V115H239ZM241 114H240V115H241ZM16 115H15V116H16ZM25 115H27V114H25ZM39 115H38V117L41 116V115H40V116H39ZM46 115H47V114H44V116L40 117V118H41L40 121H39V120L36 121V120H35V117H33L34 120H35V123L37 122V125H36V126H39V125H40V124H38V121H39V122H42L41 120H44L43 117H46ZM53 115H54V113H53ZM62 115H63V114H62ZM66 115H65V116H66ZM88 115H89V116H90V115H93V116H94V117H93V120L95 119L96 122H98V121L100 122V121H101L102 123H104V122L109 123V124H108L109 126H107V125L105 126V125H103V124H99V125H98L99 122L96 123L95 121H91L92 118L90 119V117H92V116L88 117ZM146 115H147L148 117H150V119H148V121H154V122H155V123H154V122L151 123V124H153L152 126L149 124L150 122L147 123V120H146V119H147L148 117L146 118V117H145ZM165 115H168V117H166ZM189 115H190V117H189L188 119L185 118V117H188ZM201 115H202V119H203L204 116H205V117H204L205 119H206V117L208 118L207 123H206V122H203V123H206V124H203V123L201 122V121H202V119L200 118ZM5 116H6V119H5ZM15 116H14V117H15ZM18 116H19V113H18ZM58 116H59V115H58ZM26 117H27V116H26ZM26 117H23V118H26ZM30 117H31V116H30ZM30 117H29V119H30ZM47 117H48V116H47ZM52 117H53V116H52ZM52 117H50V118H52ZM55 117H56V116H55ZM55 117H54V118H55ZM75 117H76V118H75ZM86 117H87L88 119H86ZM114 117H115V115H114ZM116 117H117V115H116ZM165 117H166V118H165ZM238 117H240V116H238ZM244 117L242 116V118L240 119L239 122H241V120H244V124H246V123H245V118H244ZM18 118H19V117H18ZM21 118H22V116H21ZM21 118H19V119H21ZM31 118H32V117H31ZM33 118H32V119H33ZM117 118H118V117H117ZM135 118H136V117H135ZM145 118H146V119H145ZM161 118H162V117H161ZM212 118L215 119V120L213 119L215 122L212 120ZM229 118H230V120H229ZM243 118H244V119H243ZM14 119H16V121H17V117L14 118ZM27 119H28V118H26V122L28 121ZM37 119H39V118H37ZM45 119L48 120V122H49V119H48V118H45ZM52 119H53V118H52ZM59 119H60V118H59ZM76 119H77V120H76ZM89 119H90V120H89ZM114 119H115V118H114ZM125 119H126V118H125ZM184 119H182V120H184ZM205 119H204V120H205ZM209 119H210V122H211V121L214 122V123H211V126L208 125V123H210V122H209ZM12 120H13V118H12ZM21 120H22V119H21ZM23 120H24V119H23ZM23 120H22L21 122H23ZM30 120H31V119H30ZM46 120H44V121L47 122ZM57 120H58V119H57ZM72 120H74L75 124H76L77 121L79 120L78 123H77V126H75V124H73V121H72ZM75 120H76V121H75ZM121 120H119V118H118L117 122H121ZM182 120H181V121H182ZM227 120H228L229 122L226 123ZM238 120H239V118H238ZM44 121H43V122H44ZM52 121H53V120H52ZM61 121H62V120H61ZM71 121H72V122H71ZM82 121H84V122H82ZM87 121H89V123H88ZM90 121H91V122H90ZM134 121H137L138 123L141 122L139 125H142L143 123L146 125V123H147V125H148V127H149L150 129H147V128L145 127L144 124H143L144 127H143V125H142V126L138 127V128H139V129H138L137 126H139V125H138V123L135 124ZM139 121H140V122H139ZM161 121H164V123H162ZM172 121H171V122H172ZM189 121H190V120H189ZM205 121H206V120H205ZM230 121H231V122H230ZM233 121H235V122H233ZM247 121H246V122H247ZM7 122H8V121H7ZM17 122H18V121H17ZM17 122H15L16 125H17ZM19 122H20V120H19ZM21 122H20V124H21ZM29 122H30V121H29ZM29 122H27V124H28ZM45 122L42 123V124H45ZM48 122H47V123H48ZM54 122H55V121H54ZM66 122H67V123H66ZM79 122H80V123H79ZM81 122H82V123H81ZM85 122H87L88 124L85 123ZM92 122H93V125H95V128L93 127L94 129L92 128V124H90V123H92ZM101 122H100V123H101ZM176 122H177V123H176ZM187 122H186V124H187L186 126H188V128H189V125H191L192 123H191V122H190V123H187ZM239 122H238V123H239ZM12 123H13V122H10L9 124H11V126H12ZM24 123H25V120H24ZM30 123H31V122H30ZM33 123H34V122H33ZM57 123H59V122L57 121ZM70 123H71L72 127H74V126L76 127V128H75V127L73 128V129H75L76 131H74V130L72 131V127H71ZM84 123H85L86 125H88V126H87V127H86V126L84 127ZM95 123L97 124V127H98L97 132H100V126H101V125H102L103 127L105 126V127H104L105 130H104L103 127H101V129L103 128L102 131H105V132L107 131V132H109V133H108V135H109L108 137L110 138V141H109V142L105 140V139H107L106 136H105V139H103V138H104V135H102V134H105V133H103V132H102V134H101V133H96L97 136H94L95 134H94L93 131L96 132V124H95ZM107 123H105V124H107ZM157 123H158V124H157ZM168 123H166V124H168ZM183 123H185V120H184ZM199 123H201V124H203V125L200 126ZM229 123H231V124H229ZM232 123H233V124H232ZM238 123H236V124H237V125H241V124H243V121L241 122V124H238ZM1 124H0V127H1ZM7 124H8V123H7ZM9 124H8V128H9ZM13 124H14V123H13ZM27 124H25V125L28 126L29 124H28V125H27ZM48 124H49V123H48ZM48 124H47V125H48ZM54 124H55V123H54ZM78 124H80V126H78ZM81 124H82L83 126H82ZM89 124H90L91 126H90ZM159 124H163V125H159ZM172 124H173V123H172ZM225 124H227V126L230 125V127H225V126H226ZM228 124H229V125H228ZM22 125H23V124H22ZM22 125H20V128H21V129H22ZM30 125L33 126V124H30ZM47 125H46V126H45V125H42L43 127H41V128H42V129L45 128L44 130L47 131V130H48V129H47ZM51 125H52V124H51ZM64 125L66 126V128H65ZM122 125L119 124V127H120V126L122 127ZM134 125H135V126L137 125V126L134 127ZM156 125H157L158 127H159V126H163V127H162V130H164V129L166 130V131L164 130V133H163V131L161 130V128H158V127H157L158 130H159V129L161 130V131L159 130L158 132H159V133H160V132L163 133L162 136H161V134H160V135H157L158 132L156 133L157 136H155V132H156V131L154 132V130H155L154 127H156ZM168 125L171 126V123L168 124ZM196 125H197V126H196ZM205 125H208V127H203V126H205ZM215 125H216V124H215ZM224 125H225V126H224ZM254 125H255V127H254ZM2 126H4V125L2 124ZM6 126H7V125H6ZM13 126H15V125H13ZM26 126H24V127L27 128ZM31 126H29V127L31 128L32 132H34L35 129L33 130ZM36 126L34 125V127L36 128V130H38V128H39L41 125H40L38 128H37ZM49 126H50V125H48V127H49ZM57 126H58V125H57ZM150 126H151V127H150ZM186 126L184 125V127H186ZM194 126H196L197 128H195ZM198 126H200L199 129H198ZM231 126L233 127L232 129H231ZM256 126H257V127H256ZM4 127H5V126H4ZM24 127H23V129H24ZM34 127H33V128H34ZM83 127L85 128V130H84ZM90 127H91V131H92V132L89 130V131H90L89 133H90V134H94V135H90L89 133H88V135H89L90 137H91V136H94L95 138H97V140H95L94 137H91L92 139H90V137L88 136L89 139L87 138V133H86V132H88V130L86 131V129H87V128L90 129ZM106 127H107V130H106ZM112 127L114 128V130H112ZM121 127H120V129H121ZM142 127H143L144 129H147L148 131L142 129ZM165 127H166V128H165ZM173 127H172V128H173ZM180 127H182V128H180ZM201 127H202V128H201ZM224 127H225V128H224ZM239 127H238V128H239ZM16 128H19V126L17 125ZM30 128H29V129H30ZM50 128H53V127H50ZM56 128H57V127H56ZM70 128H71V130H70ZM78 128H80V129L78 130V133H77V129H78ZM81 128H83V129L81 130ZM128 128H129V129H128ZM136 128H137V129H136ZM151 128H153V130H152ZM172 128H170L171 131H172ZM176 128H177V129H176ZM188 128H186V130H187ZM209 128L212 129V130L209 131V130H210ZM223 128H224V129H223ZM226 128H227V129H226ZM228 128H229V129H228ZM2 129H3V128H2ZM2 129H0V131H2ZM4 129H5V128H4ZM6 129H7V127H6ZM6 129H5V130H6ZM11 129H14V130H15V128H12V127L10 128V130H11ZM23 129H22V130H23ZM42 129H41V130H38V131L41 133V131L43 132ZM116 129H118V125H117V128H116ZM141 129L143 130V132H142ZM157 129H156V130H157ZM168 129H169V128H168ZM182 129H184V130L181 131ZM190 129H189V130H190ZM16 130H17V129H16ZM16 130H15V132H16ZM18 130L20 131V129H18ZM31 130H29V131L27 132L28 135L25 134L26 132L24 133V130H23V134H25V135H23V136H25V137H22V135H21V137H22L23 139L25 138V140H28L29 138H28L27 136H29V135L31 134V133H29V132H31ZM58 130H59V128H57V131H58ZM69 130L71 131V133H69V135H68ZM80 130H81V131H80ZM83 130H84L85 132H84ZM137 130H140V132H138ZM170 130H169V131H170ZM223 130H225V133H224ZM236 130H237V131H236ZM7 131L9 132V130H7ZM19 131H18V133H19ZM46 131H44V134L42 133V135H45V134L47 135V133H45ZM49 131H50V130H49ZM52 131H55V130L53 129ZM52 131H51V133H52ZM57 131H55V132L57 133ZM113 131H114V132H113ZM123 131H124V130H123ZM136 131H137L138 133H136ZM144 131H146L147 133H144ZM149 131H150V133H151V138H152V140H150V136L148 137V135L145 137V134H148ZM151 131H152L153 133H152ZM207 131H208V132H207ZM8 132H7V133H8ZM12 132L14 133V131H11V133H12ZM58 132H59V131H58ZM63 132H64V130H63ZM72 132H74V133L76 132L77 135L75 134V136H74V133H73V135H72ZM79 132H80V133L83 132V133H86V134L83 135V133H82V134H80V136H79ZM116 132H117V130H116ZM141 132L144 133V134H142V135H144L145 138H149V139H145V138H143V137L137 136V135L140 134ZM209 132H210V133L212 132V134H210ZM250 132H251V135H253L254 137L250 135ZM1 133H2V132H1ZM4 133H5V132H4ZM13 133L9 135V138L12 139V140H11L12 142H13V140H16V139H13V138L16 137L15 134H16L17 132L14 133L15 136L13 135ZM51 133H50V134H51ZM128 133H129V134H128ZM150 133H149V135H150ZM159 133H158V134H159ZM179 133H180L181 135H179ZM205 133H206V134H205ZM5 134H6V133H5ZM19 134H20V133H19ZM19 134L17 135V137L19 136ZM37 134L39 135V137H38ZM50 134H49V135H50ZM53 134H54V133H53ZM70 134H71V135H70ZM98 134L101 135V136H103V138H102V137L100 138V136H98ZM106 134H107V133H106ZM126 134H127V135H126ZM168 134H169V133H168ZM193 134H194V135H193ZM195 134H197V135H195ZM208 134H210V135L207 136ZM2 135H3V134H2ZM11 135H13L14 137H12ZM26 135H27V136H26ZM42 135H41V136H42ZM46 135H45V136H46ZM59 135H60V134H59ZM81 135H83V136L81 137ZM123 135H124V136H123ZM140 135H141V134H140ZM166 135H167V134H166ZM166 135H165V136H166ZM170 135H171V137H172L171 132H170L169 136H170ZM198 135H199V136H198ZM201 135H203V137H205V135H206V137L203 138V140H205L206 138H207V139L203 142V144H202L201 147L199 148V147H198L199 145H196V144H197V142H196L197 139L194 141V138H193V137L195 136V138H197V137L199 138ZM212 135H213V136H212ZM219 135H218V136L216 135V136L219 137V138H216V137L214 136V139H217V141H216L217 143H215V140H214V143H215V144L213 143L214 146L217 144L215 147L213 146V144H211V143H212L211 138L209 139L210 141L208 140V142H207V143L211 142V143H209V144L212 145V148H210L211 146H209V150H211V151L213 150V151L211 152L213 155H215V154H214L215 151H216L215 149H217L218 146H219V144H220V143L222 144V143L224 142V139H225V138H222L223 136L220 137ZM241 135H242V134H241V132H240V138L243 140L244 137L242 138ZM248 135H249L250 137H249ZM7 136H8V135H7ZM45 136H42V137H45ZM66 136H67L68 139L66 138ZM73 136H74V138H73ZM77 136H79V137H77ZM84 136H85V137H84ZM160 136H161V137H160ZM169 136H168V137H169ZM187 136H188V137L193 136V137H192V138H189V139H190V140H189ZM196 136H197V137H196ZM229 136L232 137L233 134H231V135L228 134V136H227V138H226V140H225L226 142H228V137H229ZM242 136H243V135H242ZM5 137H6V136H5ZM26 137H27V139H26ZM30 137L33 138V139L30 138L32 141H33L34 139H36V140H34L35 142H34V141L32 142V141L29 139V140L32 142L33 146L35 145L34 143L37 142V139H38V138H42V137H40V134H39L37 131H36V137H35V132H34V136L31 135ZM34 137H35V138H34ZM50 137H51V136H50ZM75 137H76L78 140H77ZM80 137H81V139H80ZM136 137H138V139H136ZM185 137H187V138H185ZM201 137H202V136H201ZM225 137H226V136H225ZM230 137H229V139H230ZM2 138H3V136H1V134H0V140H2ZM22 138L19 137L17 140H21L20 142L23 143V147H24L25 144H27L28 142H26V141L23 140ZM54 138H55V137H54ZM54 138H52V140H53ZM85 138H87V139L85 140ZM93 138H94V139H93ZM109 138H108L107 140H109ZM116 138H119V139H117L118 141L116 140ZM141 138H142V139H141ZM169 138H170V137H169ZM221 138H222V139H221ZM237 138H238V139H237ZM254 138H257V139H254ZM3 139H5V138H3ZM7 139H8V138H7ZM42 139H43V138H42ZM42 139H41V142H40V140H39V144H40V145H41V143H44L43 141H44L45 139H43V141H42ZM49 139H50V138H49L48 135H47V136H46V142H47V140H49ZM83 139H84V140H83ZM120 139H123L125 143L127 142L126 144H128V145L130 144L132 147L135 146V148L138 149V151L135 152V153H137V155H136L135 153H133L134 151H136V149L133 151V148H134V147L132 148V153L130 152L131 148H128V147H130V146H127V147H126V144H125V143H124L125 145H123V146L121 147V145H122L123 143H122V141H120ZM139 139H140L141 141H140ZM157 139H156V140H157ZM164 139H166V141L163 140V139L160 141V142L162 143V145H161V143L159 142V144H160L161 146H163V145L165 146V142H169V141L171 142V139H172V138H170V140H168V138H167V136H166ZM199 139H200V140H199ZM199 139H198L199 143L202 142V141H201L202 138H199ZM231 139H232V141H235V140H233V138H231ZM258 139H259V140H258ZM22 140H23V141H22ZM76 140H77V141H76ZM125 140H126V141H125ZM146 140H147V142H145ZM167 140H168V141H167ZM173 140H174V142H172V143L174 144V143L176 142V139L173 138ZM173 140H172V141H173ZM180 140H181V138H180ZM188 140H189V141H188ZM220 140L223 141V142L218 143ZM237 140H238V142L240 141V143H242L241 145H242V147L244 146L243 148L240 146V143H237ZM257 140H258V141H257ZM2 141H3V140H2ZM2 141H1L0 143H2ZM9 141H10V140H9ZM30 141H29V143L31 144ZM49 141H51V140H49ZM53 141L56 142V140H53ZM58 141H57V143H58ZM67 141H70L71 144H73V145L70 146V145L68 144L69 142H67ZM148 141H150V142L148 143ZM229 141H230V140H229ZM232 141H230V142H232ZM5 142H7V140H6V141H3V144H4ZM12 142H11V143H12ZM17 142H18V141H17ZM20 142H19V143H20ZM24 142H25V143H24ZM46 142H45V144H42L41 146L38 145V146L40 147V149H39V147H37L39 150L36 149V146H37V143H38V142L36 143V146H34V147H33L32 144H31L30 147H31L32 150H31L30 148H28L29 145H28V146L26 145L27 147H24V148L22 147V149H23V150L25 149L24 151H27L28 153H29L30 150H31V152H30L29 155H26V156L23 155V156H25V158H29V160H30V159L33 160V159H35V157H36V155H34V154H37L36 152H38V151L41 153V152H42V149H44V148L47 147L48 145H49L48 149L46 148L48 151H47L46 149H45L44 151H47V152L49 153V149L51 148V147H50V144H52V143L48 144V143H46ZM73 142H74V143H77V142H78V143H77L78 145H77V144H74ZM119 142H121V143H120L121 145L118 144ZM141 142H142V143L145 142V143H144V144H141ZM177 142H178V143H177ZM177 142H176V144H174V147H175V145H176V147H177V144H178V146H179L180 149L183 148L182 146H184V147L186 146L187 148H188V146H189V144H188V146H187L185 143H182L181 141L179 142V141L177 140ZM226 142L223 143V144L225 145ZM57 143H56V144H57ZM156 143H158V142L156 141L154 145L157 146ZM163 143H164V144H163ZM172 143H169L168 146H170V148L173 149V147H171V145L173 146ZM181 143H182L183 145H181ZM189 143H190V142H189ZM191 143H192V141H191ZM191 143H190V146H191ZM195 143H196V144H195ZM199 143H198V144H199ZM207 143H205V145H206ZM245 143H247V144H245ZM8 144H9V146H10V143H8ZM14 144H15V142H14ZM14 144H12V145H14ZM47 144H48V145H47ZM56 144H55V145H56ZM79 144H80V145H79ZM152 144H151V145H152ZM167 144H168V143H166V146H167ZM179 144H180L181 146H180ZM184 144H185V145H184ZM209 144H208V145H209ZM221 144H220V146H221ZM223 144H222V145H223ZM1 145H2V144H1ZM4 145H7V143L4 144ZM15 145H16V144H15ZM17 145H18V144H17ZM20 145H21V144H20ZM59 145H60V143H59ZM61 145H60L59 147H61ZM76 145H77V147H78V146H80V147H78V149H77V147H72V146H76ZM85 145H87V146L85 147ZM136 145H137V146H136ZM142 145H143V147H142ZM154 145H153V147H154ZM205 145H204L203 147H206ZM228 145L231 146V144H229V142H228ZM228 145H227L226 147H227V148H230V146H228ZM238 145H239V146H238ZM42 146H44V147H42ZM51 146H52V145H51ZM164 146H163V147H164ZM190 146H189V147H190ZM232 146H233V144H232ZM5 147H6V146H5ZM7 147H8V145H7ZM7 147H6V148H7ZM16 147H18V148H17L18 150L20 149V148H19L20 146H15V147L13 146L12 149H13V148H16ZM41 147H42V149H41ZM125 147H126V150L128 149L130 153H129V152L127 153V151H125ZM137 147H138V148H137ZM153 147H150V149L153 148ZM158 147H159V145H158ZM163 147H160V148L158 149V151H161L160 149H163ZM181 147H182V148H181ZM186 147L183 148V150H184V149H187ZM197 147H198V148H197ZM216 147H217V148H216ZM222 147H224V146H221V149H223ZM238 147H240V148H242V149H239ZM0 148H1V147H0ZM2 148H3V145H2ZM6 148L3 149L4 151L0 149L1 151H3V154H4V152L6 151ZM26 148H28V149H30V150H26ZM33 148H34V149H33ZM53 148H55V146L51 148L52 150H51V149H50V150L53 151V150H54ZM63 148H61V149L64 150ZM71 148H72V149H71ZM79 148H81V150L84 148L85 150L83 149L84 151H82V153H80L79 156H77V153L80 152V149H79ZM154 148H157V147H154ZM154 148H153V149H154ZM165 148H167V147H165ZM179 148H176V149H179ZM219 148H220V147H219ZM219 148H218V149H219ZM232 148H233V147H232ZM235 148H236V147H235ZM17 149H15V151H16ZM22 149H20V150L23 151ZM58 149H59V148H58ZM168 149H169V148H167V149H165V150L163 149L164 152H163V150L161 151V153H164V154L166 155V157H165L164 154H163L164 158H166V159H170V158L167 157V155H169L167 152H169L170 150H172V149H169V151H168ZM204 149H205V148H204ZM204 149H203V150H204ZM218 149H217V152H218V153H216V154H219V152L222 151L221 149H220L221 151H219ZM224 149H226V148H224ZM224 149H223V150H224ZM36 150H38V151H36ZM40 150H41V151H40ZM76 150H77V151H76ZM78 150H79V152H78ZM100 150H102V151H100ZM146 150H145V151H146ZM155 150H156V151H153V150L151 151V150H149V151H151V152H149V151H148V152L151 153V154H154V153L158 152L157 149H155ZM174 150H175V148H174ZM183 150H181V151H179V150H175L173 154H176V155H175L174 157H171L170 161H166V162L164 161L163 163H167V162H171V161L174 162L175 160L177 161L179 158L181 159L182 157L185 159V157H186L187 155H188V156H187V157H188L187 159H188V163H189V161L191 162V161L193 160V158H194V161H196V162H198V163L195 162V164H194V162H191V163H190V165H191V170H192V167H193L194 165H198V166H199V167H197V169L200 168V165H201V164H202V165H201L202 167L200 168V170H201L202 168L205 169L204 174H201L203 170H201V173H200L199 169L197 170V172L199 171L200 176H199V174L195 171L196 169L194 170V167H195V166L193 167V170H192V171H194L193 174H190V173H192V171H189L190 167H188V166H190V165H188V164H187V160H183V158H182L181 160H183V162L186 161L184 164H185V165H186V164L188 165V166H186V168H189L188 170H186V168L184 167L185 165H184L183 163H182V165H181V168H182V169L179 168V167L177 166V165H179L178 162H180V163L182 162L180 159H179L180 161L178 160V161L176 162L177 164H176L175 162H174V163L171 162V163H172V166H173V167H174L173 164H175V165L177 166V168L175 167V171H178V170H179V171L181 172V171L184 170V168H185L184 172H186L187 175L183 172V174H185V175L182 176V173H181V175L178 176L177 173H179V172H177V173L175 172V173L177 174V177H178V178H183V177L188 176V177H189L188 179H189V180L191 179V181H192V178L194 177V179H193L194 182L192 183L191 181H190V182L188 181V183H191V186H192V184L196 183V180H195V178H196L197 181H198V180H200V181H198V184L196 183V184H194V185H198V187L202 188V187L206 186V183L204 182V180H202L203 177L206 179V178H207L206 176L209 175V174H207L208 171L206 172V170H209V169H212V168H213V165L210 164V162H208V160L210 161V158L207 160V158L210 157V156H207V155H211V156H212L211 161L214 163V166H215V164L218 165V162H220V164H219L218 166L216 165L217 167H219L218 171L221 169V167H223L222 169L224 170V169H225L224 167H227V166H228V164L226 163V162H228V160L226 159V160H227V161H226V160H224V159H225V157H228V156H227L228 153H230V154L232 153V152H230V150H234V148H233V149L230 148V150L227 149V150L229 151L228 153H227V150H225L226 152H221L220 155H216V156H215L216 158H217L218 156H219L220 158L222 157V160H221V159H218V158H217V160H216L215 157H214L210 152H209L210 154L208 153V148L205 149L206 151H203V150L201 149L200 151H203L204 153H208L207 155H204L203 152L201 153V155H204V156H205V158H203L204 160H202V158H201L202 156L198 153L197 156H199V158H200L202 161H201L199 158H198L199 161H198V159L196 160L195 156H194L193 154H190L189 152H188L189 154H188V153H185V154H184V153H183ZM188 150H190V149L188 148ZM188 150H187V151H188ZM199 150H197V152H200ZM214 150H215V151H214ZM240 150H241V151H240ZM244 150H243V151H244ZM254 150H256V152H257L256 154H255V151H254ZM257 150H258V151H257ZM1 151H0V153H1ZM8 151H12V150L9 149ZM13 151H14V150H13ZM13 151H12V155H13L14 153H15V155L18 154L17 151L14 152V153H13ZM34 151H35V152H34ZM55 151H56V148H55ZM58 151H60V150H58ZM75 151H76V154L74 153ZM91 151H90V153H91ZM172 151H173V150H172ZM176 151H177V153L179 152V154H178V155H179V158H178V157L175 158V157L177 156ZM184 151H185V150H184ZM187 151H186V152H187ZM194 151H193V153H194ZM235 151H234V152H235ZM246 151H247V152H248V151L250 152V153L248 152L249 156H247L248 154H246V153H247ZM27 152H26V153H27ZM33 152H34V153H33ZM39 152H38V154H39ZM61 152H63V151H61ZM61 152H58V154L61 153ZM95 152H96V151H95ZM103 152H105L106 154L104 155ZM143 152H144V151H143ZM152 152H153V153H152ZM165 152H166L167 154H166ZM170 152H171V151H170ZM170 152H169V153H170ZM180 152L183 153L184 155L182 154V155H183V156H182V155L180 154ZM190 152L192 153L191 150H190ZM213 152H214V153H213ZM234 152L232 153V155L234 154ZM5 153H7V151H6ZM28 153H27V154H28ZM31 153H33V154H31ZM44 153H45V152H44ZM55 153H57V151H56ZM149 153H148L147 155H149ZM158 153H160V152H158ZM223 153H224V154H223ZM226 153H227V154H226ZM235 153H236V152H235ZM251 153H252L253 155H252ZM8 154H9V153H7V155H8ZM24 154H25V153H24ZM38 154H37V155H38ZM51 154H52V153H51ZM53 154H54V153H53ZM61 154L64 155V153H61ZM61 154H59V155H61ZM91 154L97 155V153H96V154H95V153H91ZM91 154L88 155V156L90 157V158H89L90 160H92L91 158H93V157H91ZM128 154H131V155H128ZM145 154H146V152H145ZM170 154H171V155H169V157L172 156V153H170ZM186 154H187V155H186ZM194 154L196 155V152H195ZM221 154H223V156H224L225 154H226V155L223 157V156H221ZM239 154H237V155L234 154V155L232 156L233 158L231 157V158H232V162H233V159L235 160L236 157L238 158V155H239ZM0 155H1V154H0ZM7 155H6V158H5L4 162H3V163L6 162V164H8L7 166H6L5 164L2 163V161H3L2 159H3L5 156H4L3 158L0 156V157L2 158V159L0 158V163L3 165V166H0V168L6 166V167H4L5 170H2V171H3V175H4V173H5L4 171L7 172V171L13 166V163H15L16 161L20 164V162H22L21 159H22L23 161H24V160H25V161L28 160V159H25V158L21 157V155L19 156V154H18V156H17V155H16V156L14 155V156L16 157V158L14 157V159H17V160L15 161V160L13 159V157L11 156V152H10V155H8V157H7ZM31 155L34 156V158H33ZM49 155H50V153H49ZM54 155H56V154H54ZM54 155H53V156H54ZM59 155H58V156H59ZM65 155H66V153H65ZM98 155H99V154H98ZM134 155H136V156H138V155H139V156H140V155H143L142 158H141V157H140V158H141V159L146 158V159H147V160H146V163L148 164V166H145L144 168H142L144 165H147V164H144V165L142 164V165H143V166H142V165H139L138 163H140V162H141V163H142V162H145V160H144V161H141V160H139L140 158H138V157H137V159H135L136 157H135ZM147 155H146V156H147ZM155 155H156V154H154L153 156H155ZM157 155H158V156L160 155V157H161V154H157ZM191 155H192V156H191ZM228 155H229V154H228ZM251 155H252V157H251ZM9 156H10L11 158H10ZM29 156H30V157H29ZM61 156H62V155H61ZM131 156L134 157V159H132ZM150 156L152 157V155H150ZM150 156H147V157H150ZM180 156H181V157H180ZM184 156H185V157H184ZM189 156H191V157H189ZM193 156H194V157H193ZM197 156H196V157H197ZM200 156H201V157H200ZM204 156H203V157H204ZM206 156H207V158H206ZM234 156H235V157H234ZM241 156H242V154H240V156H239L238 159L236 158V159H237V162H236V160H235V162H233V163H235V165H234L233 163H232V164H233L235 167H236L237 165H238V166L241 165V166H242V169L245 170V168H243V167H244V164L242 163V162H243V161H242L243 159L241 158ZM243 156H244V155H243ZM263 156H264V154H263ZM263 156H261V157H263ZM51 157H52V156H51ZM56 157H57V156H56ZM64 157H65V156H64ZM64 157H62L63 160H64ZM66 157H67V155H66ZM68 157H67V159H68ZM70 157H69V158H70ZM96 157H97V156H96ZM96 157H94L93 159H95ZM127 157H128L129 159H128ZM143 157H144V158H143ZM155 157H156V156H155ZM155 157H153V158H155ZM213 157H214V158H213ZM250 157H251V158H250ZM261 157H260V158H261ZM7 158H8V159L10 158V159L7 160ZM18 158H19V159H18ZM20 158H21V159H20ZM37 158H38V157H37ZM40 158H41V157H40ZM58 158H60V157H58ZM58 158H57V159H58ZM71 158H70L69 160H70V162H73V160H75V159H72V161H71ZM87 158H88V157H87ZM125 158H126V159H125ZM172 158H175V160H173ZM190 158H191L192 160H189ZM223 158H224V159H223ZM231 158H230V155H229L228 159H231ZM240 158H241V159H240ZM260 158H256L255 160L260 159ZM11 159H12L13 161H12ZM52 159H53L52 161L54 162V158H52ZM60 159H61V158H60ZM60 159H59V160H60ZM98 159H99V158H98ZM124 159H125L126 161H125ZM151 159H152V158H151ZM157 159L160 160L159 157H158ZM157 159H156V160H157ZM161 159H162L161 162H160V161L158 162V160H157L156 163H160V164H161L162 161H163V157H161ZM205 159H206L207 162H208V164H205V165L207 166L208 169H206L205 165H203V163H202V162L206 161ZM213 159H215L216 163H215V161H213ZM249 159H248V160H249ZM1 160H2V161H1ZM6 160L8 161V163H7ZM18 160H19V161H18ZM40 160H41V159H40ZM40 160H39V161H40ZM47 160H48V163H47V164L49 165V164H50V163H49V160H51V159H47ZM47 160H45V161L47 162ZM121 160L124 161V162H126V164H125L124 162L122 163ZM129 160H130V161H129ZM134 160H136L138 163H136ZM239 160H240L241 163H238ZM248 160H247V161H248ZM262 160H263V159H262ZM9 161H10V162L12 161L13 163H11V165H10V164H9V163H10ZM25 161H24V162H25ZM52 161H51V162H52ZM61 161H62V160H61ZM61 161H60V162H61ZM66 161H67V160H66ZM66 161H65L64 163L67 164L69 161H67V162H66ZM139 161H140V162H139ZM222 161H226V162H225V163H226V166L223 165L224 162H223V164H222ZM263 161H264V160H263ZM24 162H22V163H24ZM42 162H43V160H42ZM62 162H63V161H62ZM62 162H61V163H62ZM74 162H75V161H74ZM77 162H78V161H77ZM149 162H150V160H149ZM199 162H200V163H199ZM207 162H206V163H207ZM212 162H211V163H212ZM244 162H245V161H244ZM256 162H257V163H255V164H257L256 167H257L259 164H260V165H262V164L264 165V163H261L262 161H260V160H259V161L257 160ZM259 162H260V163H259ZM18 163H15V164H18ZM55 163H56V160H55ZM57 163H58V161H57ZM64 163H62V164L64 165ZM80 163H81V162H80ZM156 163L154 162V163L151 164V165H154V164H156ZM163 163H162V164H163ZM204 163H205V162H204ZM228 163L230 164V161H229ZM246 163H249V161H248V162H245V164H246ZM250 163H249V165H250ZM19 164H18V165H19ZM39 164L43 166V163H42V164L39 163ZM39 164H38V165H39ZM47 164H44V166L46 167ZM70 164H72V163H69V165H70ZM81 164H82V163H81ZM81 164H79V162H78V164L75 162V165H76V166H77V165H81ZM85 164H82L81 167H80V169L83 167L82 170H84V169H85V168H84ZM124 164H125V165H124ZM168 164H169V166H171L170 163H168ZM168 164L165 165V168H166V166H168ZM192 164H193V166H192ZM242 164H243V165H242ZM18 165H17V167H18ZM35 165H36V164H35ZM38 165L35 166V167H38ZM60 165H61V164H60ZM63 165H62L61 168H64ZM83 165H84V166H83ZM123 165L125 166L126 169H124V166H123ZM157 165H159V164H157ZM183 165H184V166H183ZM209 165H210L211 168L209 167ZM211 165H212V166H211ZM220 165H221V166H220ZM246 165L248 166V164H246ZM246 165H245V167H247ZM251 165H250V166H251ZM260 165H259V167H262V171H264V170H263L264 167H263V166H260ZM42 166L40 167L41 169H42ZM51 166H52V164L49 165V167H47V169H48V168L50 169L51 173H50L49 171H48V172H45V173H49V175H51L52 177L49 178V175H48V177H47V176L44 174V172H43V174L47 177V180H48V178H49L50 180H49V183H48V181L46 180V178H43V179H44V182H43V180H42V187L37 186V185L35 184L34 181H33L34 184L31 185V183H32V182H31V181H32L31 179H32V177H33L32 174H31L32 177H30L31 179L29 178V179H30V184H29V185L25 186V185H26V184H24L25 181H24V183H23V184H24V188L22 187L21 183L19 184V185H21V187H22L23 189H25V188L27 187V188H29L32 192H33V189H34L33 195H34V194H37V193H36V190H37V189H41L40 192H39V190H38V192H39V195L42 194V197H43V194H44V198H43V200H42V198H39V197H41V196H38V194H37L36 196L34 195V196H35V197H34V196L32 195V192H29L28 189L25 190V191H22V192H23L24 195H25L26 192H29V193H30L29 196L27 195V193H26L25 197H24L23 194L20 195V191H19V190H23V189H22V188L20 189V187H19V188L15 187V186H18V185H16V184H17V181H16L17 179H16V180L13 179V178L15 177V175H12V176H14L13 178H12V177H11V178L6 177V175H5V179H7L6 181L0 178V182L2 183V185H5L4 188H3V190H2V191L0 190V191H1L0 195H1V196L3 195V196L5 197V195H10V193H12L13 191H14V192L16 191L15 194L18 193V191H19V193L16 194L19 198L16 197V196H14L15 194H13V193H12L11 196H8V197H10V198L12 199V196H13V197H14L13 200H14V199H17L16 201L22 199V200L18 201V202L20 203V205H19L16 201H15V202L13 201V203H15V204L17 203V204H18L17 206H18L19 209L21 210V213H22V211H23V213L25 214V216H26L27 214H28L27 216H29V214H30V215H31V218H33V216H32V214H31L30 212H31L33 209L31 210V209L29 208V210H28V207H30V206H31V208H33V207L36 208V207L38 206V207H37L38 209L35 210L36 212H39V211H40L39 209H42V207H44V206L47 207V208H46L47 210L49 209V212L53 209L52 207H56V208H55V212H56L55 214L58 213L59 215H63V214H65V213H63L62 209L65 210V207L67 208L68 206H70V205H71V204H70L71 202H75V201H76V202H75L76 204L73 203L75 206L73 207V204H72V205L70 206V208H71V209H72V208H75V209L77 210V209H78L77 206L81 205V208H80V206H79V209H81V210H77L76 213L74 212V214H73V213H68V212H72V210L75 211V209H72V210H71V209L69 208V210H66V211H64V212H66V215L68 214V217H69V218L66 219V220H69V222H70L72 219H74L75 217H77V219H80L78 211L80 212V216H81V213H82L81 211H82L84 208L86 209V206L89 207V206H88V203H89V202L87 203V201H88V200H91V199H95V198H91V199L89 198L87 201H85V198H84L85 195H84V193H83V192H85V191L87 192L88 189H89L88 192H89V191H90V192L92 191L91 189L94 188V187H92V188H90V187L92 186L91 184H93V183H92L93 181L90 182V183H91V184H90L91 186H88V184H89V183H88V182H89L88 180H89V179L86 180V182L88 181L87 184H85V181H84L83 185H81V184H80V182H81L80 180H81L82 177L80 178L79 175H76L75 177L72 176V178H71L70 175H72L73 173H70V175H69V173H68V174L66 175V170H67V169H66V170H65V169H61V168H59V167L57 166V164L55 165V167H54V165H53L54 169H52ZM56 166H57L59 169L56 168ZM70 166L72 167V165H70ZM70 166H68L69 169H70ZM110 166H111V167H110ZM112 166H113V167H112ZM118 166H119V167H118ZM122 166H123V167H122ZM154 166H155V165H154ZM161 166H163V165H161ZM161 166L159 165V167H161ZM203 166H204V167H203ZM234 166L231 165V167L228 166V168L230 167L229 169H231V168L233 169ZM8 167H10V168L8 169ZM13 167H14V166H13ZM13 167H12V168H13ZM77 167H78V166H77ZM149 167L151 168V169L149 168V169L151 170V173L154 175V174L157 172V170H156L155 173H153V172L155 171V170H154V171L152 172V170H153L152 167H153V166H152V167L149 166ZM156 167H157V166H156ZM159 167H158V168H159ZM217 167H216L215 169H217ZM32 168H33V167H32ZM65 168H67V165H66ZM72 168H73V167H72ZM74 168H75V166H74ZM95 168H93V169H95ZM109 168H110V169H109ZM161 168H162V167H161ZM170 168H171V167H170ZM170 168H169V169H170ZM195 168H196V167H195ZM238 168H240V166L237 167V168H235V170H232V169H231L232 172H231V170H229V173H228V172H225L227 176H228V174H230V175L232 176L234 173H236V175L234 174L235 176H234V175H233V176L236 177V178H238V179H239V177H240V179H239L240 181H239V182H237L238 179L236 180V178H235V180H236V181H235L234 178L232 177L233 180H234V181L232 180V181H233L232 184H233L234 182H236V183L234 184V185L236 186V184L239 183L240 185L238 184L237 186H243V187H242V190L244 189V186H248L249 189H251L252 191H253L254 189H256V187H257L256 185H257V184H256V182H255V184L253 185V183H254V181H255L256 179L258 180V178L254 179V181H253L252 178H255L254 173H255L256 171H260L261 169L258 168V169H260V170H258V169L256 168V170H255L254 173H253V172H251L252 170H254V167L252 166L251 171H248V170L244 171V170H242V169L240 168V172H238V173L241 174V171H244V172H243V174H244L245 172L248 171V173H252V174H253V177H252V174L250 175V174L246 173V175L248 174V177H249V178H250V176H251L250 179H252V185L254 186V188H253V186L250 185L251 182H250V179H249L247 176H245V177L249 179V182H248L249 185H248V184L245 185V183H243L244 180H247V181H248V179H245V178L243 177L245 174L242 176V177L244 178L243 181H241V179H243V178H241V175H242V174H241L239 177H237V171H236V170H237ZM247 168H248V167H247ZM15 169H17V168H15ZM15 169H14V170H15ZM19 169H20V168H19ZM34 169H36V168H34ZM49 169H48V170H49ZM51 169H52V170H51ZM55 169H58V170L55 171ZM60 169H61L62 171L65 170V171H63V172L65 173V175H62V174H64V173H61L62 171H61ZM86 169L88 170V168H86ZM93 169H92V170H93ZM127 169H129L130 172H129ZM132 169H133L136 173H135L134 171H132ZM154 169H156V168H154ZM159 169H160V168H159ZM180 169H181V170H180ZM248 169H249V168H248ZM10 170H11V169H10ZM17 170H18V169H17ZM17 170H16V171H17ZM38 170H39V169H38ZM44 170H46V169L44 168L43 171H44ZM53 170H54V171H53ZM59 170H60L61 172H60ZM71 170H73V169H71ZM74 170H75V169H74ZM76 170H78V169L76 168ZM82 170H79V171H82ZM90 170H89V172H91ZM101 170H102V171H101ZM137 170H138V171H137ZM163 170H164V169H163ZM167 170H168V168H167ZM167 170H166V171H167ZM212 170H213V169H212ZM223 170L221 171L222 173H223ZM225 170H227V168H226ZM225 170H224V171H225ZM0 171H1V169H0ZM36 171H37V170H36ZM36 171H35V172H36ZM39 171H40V170H39ZM39 171H38V172H39ZM46 171H47V170H46ZM52 171H53L54 173H52ZM58 171H59L60 175L66 177V179L63 178V177H61V176L59 175ZM94 171H95V170H94ZM94 171H93V172H94ZM235 171H236V172H235ZM13 172H14V171H12V173H13ZM19 172H20V170H19ZM41 172H42V171H41ZM55 172L57 173L56 175H57L58 177H56ZM69 172H71V171L69 170ZM89 172H87V173H89ZM93 172H92V173H93ZM95 172H96V171H95ZM110 172H111V171H110ZM110 172H109V173H110ZM115 172H117V171H114V173H115ZM119 172H120V171H119ZM163 172H165V171H163ZM167 172H168V171H167ZM169 172H170V171H169ZM171 172H173V173H170V174H171V177L174 178L176 175L174 174V171H171ZM188 172H189V173H188ZM209 172H210V171H209ZM209 172H208V173H209ZM212 172H215V173H216L217 171H216V170H213ZM233 172H234V173H233ZM8 173H9V172H7V175H8ZM10 173H11V172H10ZM10 173H9V174H10ZM17 173H18V172H17ZM32 173H34V171H33ZM39 173H40V172H39ZM39 173H38V175H39ZM79 173H81V172H79ZM82 173H83V172H82ZM105 173H106V171H105ZM117 173H118V172H117ZM144 173H145V172H144ZM147 173H148V172H147ZM196 173L198 174V177H196V176H197ZM215 173H214V174H215ZM218 173H220V171L217 172L216 174H218ZM222 173L218 174V176H217V177L219 178V182L221 181V179L226 181V180H228V178L230 177V175H229L228 177L226 176L227 178L223 179L222 177H224V175L222 176ZM231 173H233V174H231ZM0 174H1V173H0ZM14 174H15V173H14ZM18 174H19V173H18ZM18 174H17V175H18ZM36 174H37V173H36ZM36 174L34 173V175H36ZM75 174H78V173H75ZM83 174H85V173H83ZM93 174H94V173H93ZM103 174H104V173H103ZM110 174H111V173H110ZM148 174H149V173H148ZM157 174H158V173H157ZM157 174H155L154 177L157 176ZM159 174H164V175H165V173H159ZM173 174H174V176H173ZM188 174H189V175H188ZM214 174L212 175L211 172H210V175H212V176H210V175H209V176L212 177V178H210L209 176H208V177H209L210 179H214V178H215V179H218V178H216V174H215V177H213ZM255 174H256V173H255ZM260 174L263 175L264 173H260ZM260 174H259V175H260ZM3 175H1V177H2ZM10 175H11V174H10ZM41 175H42V173H41ZM41 175H40V176H41ZM44 175H43V176H44ZM68 175H69V177H68ZM80 175H81V174H80ZM85 175H86V174H85ZM90 175H91V174H90ZM94 175H95V174H94ZM97 175H98V173L96 174V176H97ZM101 175H100V176H101ZM104 175H105V176H108V174H107V175L104 174ZM112 175H113V172H112ZM112 175H111V176H112ZM138 175H139V176H138ZM145 175H146V174H145ZM145 175H142V176H145ZM194 175H195V176H194ZM201 175H203V177H201ZM259 175L256 174V176H259ZM20 176H21V175H20ZM36 176H37V175H36ZM36 176H34V177L36 178ZM53 176H54V179H53ZM82 176H83V175H82ZM88 176H89V175H88ZM91 176H92V175H91ZM96 176H95L94 178H96ZM100 176H99V178H97V179L100 180ZM111 176L109 175V177H111ZM114 176H115V175H114ZM114 176L111 177V178H115ZM116 176H117V175H116ZM149 176H150V175H149ZM165 176H166V177H165ZM165 176H164V177L167 178L169 175H168V176L165 175ZM180 176H181V177H180ZM220 176H221V178H220ZM28 177H29V175H28ZM37 177H38V176H37ZM41 177H42V176H41ZM59 177L63 178V179H61L62 181H61V180L59 181V179H60ZM67 177H68L69 179H67ZM83 177H84V176H83ZM97 177H98V176H97ZM103 177H104V176H103ZM117 177H118V176H117ZM120 177H121V179H122V173H120ZM150 177H151V176H150ZM150 177H149V178H150ZM161 177H162V176H160V177L157 176L156 179H159V178H161ZM171 177H170V179H171ZM177 177H175V179H177ZM199 177H201L202 179H198ZM260 177H261V175H260ZM260 177H259V180H258L259 182H257V183H261V182L263 183V182H264V181H263L264 179H263V178H260ZM262 177H264V176H262ZM15 178H17V177H15ZM35 178H34V179H35ZM39 178H40V177H39ZM39 178H38V179H39ZM57 178H58V179H57ZM88 178H89V177H88ZM101 178H102V177H101ZM140 178H141V179H140ZM230 178H231V177H230ZM230 178H229V180H230ZM29 179H28V180H29ZM38 179L36 178V180H38ZM51 179H52V180H51ZM55 179H56V180H55ZM84 179H85V178H84ZM91 179H92V178H91ZM107 179H108V178H106V180H107ZM115 179L117 180V178H115ZM147 179H148V178H147ZM151 179H152V177H151ZM151 179H150V180H151ZM154 179H155V178H153V180H154ZM167 179L170 180L169 178H167ZM175 179H174V182H175ZM186 179H187V177H186ZM186 179H185V178H184V179H181L182 181H179V180H178V183L181 182L180 185H182L183 183H185V184H183V185H184V190H185V187H186V188L188 187V186H186V184H187V181L185 182ZM188 179H187V180H188ZM215 179H214V180H215ZM262 179H263V180H262ZM13 180H15L16 182H14ZM28 180H27V182H28ZM36 180H35V181H36ZM53 180L56 182L57 185L60 184V186H57V185H56V187L54 186V188H56V190H57V188H59V189L57 190V191H59V192L54 191V188H53L52 185H55V183L53 182ZM82 180H83V178H82ZM92 180H93V179H92ZM99 180L96 181V179H95V181L97 182V183H95V184L97 185V184L99 183V187H96V186L93 184V185L96 187L95 189L98 188V190H99L100 187H103V186L100 185V184H102V182H101V181H100L101 183L98 182ZM102 180H103V179H102ZM106 180H103V181H106ZM159 180H160V179H159ZM171 180H173V179H171ZM171 180H170V182H172ZM183 180H184V181H183ZM201 180H202V184L199 183V182H201ZM206 180L208 181V179H206ZM206 180H205V181H206ZM214 180H213L214 183L210 182V180H209V183L206 181L207 184H208L207 186H209L211 189H213L212 184H214V188L218 189V188H220V187L222 186L221 184H222V182H223L224 185H227V186H228V187H227V186H224V188L226 187L225 189L228 188V189H227V194H226V196H228V195L231 194V190H230L229 188L232 187L231 189L235 191L234 193H232V194H235V195H233V196H236V197H237V196L239 195V197H240V195H241L242 193L246 192V193H244L245 196H244V194H242L244 197H246L245 200H244V202L247 200V198H249V196H248L249 193L247 194V192H250L251 190L247 189V187H246V189L249 190V191L243 190V191L240 193V187H238V190H239V191H238L234 185L232 186V184L230 183L229 180H228L229 183H228V182H227V183L230 184L231 186H229L228 184H225L226 182L224 183V181H222V182H220V183H219V182L217 183V185H218L219 187H218L217 185H215V182H216L217 180H216V181H214ZM257 180H256V181H257ZM19 181H20V177H19ZM46 181H47V182H46ZM57 181L60 182V183H58ZM111 181H112V182H111ZM113 181H115V180H110L111 183H113ZM118 181H119V180H118ZM118 181H117V182H118ZM157 181H158V180H157ZM162 181L164 182V180H162ZM165 181H166V180H165ZM211 181H212V180H211ZM260 181H261V182H260ZM3 182H6V183L4 184ZM20 182H21V181H20ZM45 182H46L47 184H46ZM50 182H51V183H50ZM52 182H53L54 184H52ZM107 182H108V181H107ZM110 182H109V184L111 185ZM117 182H116V183H117ZM119 182H120V181H119ZM122 182H123V181H122ZM145 182H146V184L148 185V186L146 185V187H147V189H148V188H149V183H148L147 181L144 180V183H145ZM149 182H152V181H149ZM160 182H161V181H160ZM160 182L158 181V184L161 185ZM174 182H173V183H174ZM176 182H177V181H176ZM182 182H183V183H182ZM240 182H242L243 185H242V183H240ZM245 182H246V181H245ZM1 183H0V184H1ZM13 183H14V185H13ZM39 183H40V182L38 181V185H39ZM144 183H143V185L145 186ZM153 183H154V182H153ZM166 183H167V184H165V185H169V186H170V184H168L169 182H166ZM173 183H172L171 185H176V186L179 185L178 183H177V184H175V183L173 184ZM203 183H205V184H204V186L201 187L200 185H203ZM210 183H211V184H210ZM246 183H247V182H246ZM262 183L260 184L261 186H262ZM27 184H28V183H27ZM44 184H45V185H44ZM49 184H50V185H49ZM51 184H52V185H51ZM84 184H85V185H84ZM117 184L119 185V183H117ZM117 184H116V185H117ZM151 184H152V183H151ZM158 184H157V182L154 184V186L156 185L157 191L159 190V189H158V187H159ZM2 185H1V189H2ZM35 185H36V186H35ZM47 185H48V186H47ZM103 185H104V182H103ZM106 185H107V184H106ZM112 185L115 186V184H112ZM112 185H111V186L107 185L108 187L105 186V185H104V186L107 187V188L109 189L110 187H112ZM118 185H117V186H118ZM121 185H122V183L120 182V186H121ZM124 185H122V186H124ZM183 185H182V187H183ZM188 185H189V184H188ZM220 185H221V186H220ZM263 185H264V184H263ZM30 186H32V187H30ZM33 186L37 187V189L35 190V187L33 188ZM40 186H41V185H40ZM43 186H44L45 188H44ZM46 186H47V187H46ZM61 186H62V188H65V189H61V192H60V187H61ZM63 186H64V187H63ZM97 186H98V185H97ZM141 186H142V184H141ZM144 186H143V187H144ZM154 186H153V188L155 189V192H154V191H153V192L156 193V188H155ZM157 186H158V187H157ZM161 186H163V184H162ZM169 186H168V187H169ZM189 186H190V185H189ZM191 186L189 187V189H190L191 191H193V192H194V189H195L196 191L199 189V190H198L199 192L203 191V192H201V193L198 192L199 194L195 191V192H196V193L194 192V193L196 194V196H195L194 194L191 195V194L189 193V192H191V191H190V190H187L188 188L186 189V190L188 191V196H189V195H190V196H195L194 198L197 197V198H196L197 200L202 199L203 196L200 197V199H198L199 196H201L202 194L205 195L206 192H207V190L209 189V187L204 188V189H206L205 192H204L203 189L200 191V188H197V186H192L194 189H192ZM211 186H212V187H211ZM215 186H217V187H215ZM250 186H252V187H250ZM261 186H260V188H261ZM38 187H39V188H38ZM150 187H152V186H150ZM170 187H171V186H170ZM172 187H173V186H172ZM172 187H171L170 189H174V191H175V188H172ZM174 187H175V186H174ZM178 187H181V186H178ZM182 187H181V188H182ZM233 187H235V189H233ZM31 188H33V189H31ZM42 188H43V189H42ZM112 188L114 189V187H112ZM112 188H111V190L109 189L108 192L110 193V191H111V192H112V195H114V194H113V191H114V190H112ZM116 188H117V187H115V191H114L115 194H116V191H117ZM120 188H121V187H120ZM122 188H123V189H121V190H125L124 187H122ZM128 188H129V187H128ZM139 188H140V186H139ZM153 188H152V190H153ZM160 188H161V187H160ZM163 188H164V187H163ZM181 188H180V190L178 189L180 192H178V193L175 192V195H176L175 199H173L172 197L170 198V194H171V193L168 194V195H169L168 197L170 198V202L173 200V203H174L175 207L177 206V208H180L179 206L182 205V206H181L182 208L179 209V213H181V211H182L183 208H185V209L187 210V211H186V210L184 209L186 212H184V210H183V213H182V214H183V219L186 221V220H187V217H186V216H188V220H187V222H189V220H190L188 228H189V227L191 228V226L194 225V221H196L195 218H196V217L199 215V213L201 212L200 208H202V209L204 208V207H200V205H201V203L203 202L202 200L206 198V195L204 196V198H203L202 200H200V201H202V202L197 201V202L199 203V207H200V208H199V207H198V204L195 202L196 200L194 201V200H193L194 198L192 199V201H194L195 204H194V202L189 201V200L191 199V197H188V198H189V199H188V198H187V193H186L187 191H186V190L184 191L183 188H182V189H181ZM221 188L224 190L223 187H221ZM221 188H220V189H221ZM258 188H259V187H257V189H256L257 191L260 189V188H259V189H258ZM263 188H264V187H263ZM263 188H261L262 190H259L260 193H262L261 191H264ZM17 189H18V190H17ZM66 189H67V191H66ZM95 189H93V191H94L96 194H100L99 191H96ZM117 189H118V188H117ZM126 189H127V188H126ZM131 189H129L128 191H130ZM150 189H151V188H150ZM161 189H162V188H161ZM161 189H160V190H161ZM220 189H218V191H219ZM222 189H221L220 191H223ZM103 190L105 191L106 188L103 189ZM118 190H119V189H118ZM138 190H140V189H138ZM138 190H137V191H138ZM160 190H159V192L161 193L163 190H162V191H160ZM164 190H165V188H164ZM167 190H168V189H167ZM178 190H176V191H178ZM181 190H182V191H181ZM213 190H214V189H213ZM213 190H212V191H213ZM229 190H230V193L228 192ZM68 191H70V192H68ZM106 191H107V190H106ZM106 191H105V192H106ZM128 191H126V192H127V197L125 196L126 199H127V198L130 199V196H131V198L133 197V194H130V196L128 197ZM132 191H133V190H131L130 192L132 193ZM135 191H136V190H135ZM135 191H134V192H135ZM137 191H136V194H137ZM142 191H143V194H144V192H145V191H144V188H143ZM142 191H140V192H142ZM149 191H150V190H149ZM168 191H169V190H168ZM209 191H210V189L208 190V193H209ZM236 191H237V193H236ZM252 191H251V192H252ZM7 192H10V193H7ZM22 192H21V193H22ZM63 192H64V193H63ZM86 192H85V194H88V193H86ZM118 192H119V191H118ZM134 192H133V193H134ZM159 192H158V194H159ZM169 192H172V193H173V190H171V191H169ZM193 192H192V193H193ZM223 192L226 193L225 190H224ZM223 192H222V193L220 192V195H218L217 197H216L217 193H216V192H215V193L212 192V194H211L212 197H211V195H210V200L212 199L213 202L211 201L212 204H211V202H210V204H211L210 207H209V206H206V205H210L209 202H208V200H209V199H208L209 196L207 195V198L205 199V200H207V201L204 200L205 203H206L205 207H209V209L207 208V210L204 208L205 211H206V214H207V215L204 213V212H205L204 210H202L203 213L201 212L200 215H201V214H202V215L205 214L206 217L208 216V217H207L208 219H207V218H204V217H205L204 215H203V217L201 216V217H198V218H197V222L200 223V225H199L200 227H199V228H202L203 226L206 227L205 225H208V224H209L208 226H210V223H212V222L215 221V216H216V215H219V214H220V217L222 216V218H220V217L218 216V217H217L218 219L216 218L217 221H216L215 223L211 224L210 228L213 227L214 224L218 223V221H219L220 224H222V223L225 222V221H228V222H225V224H226V223H230V222L233 221L234 223L232 222V223H233V224H232V227H233V225H235V221H236V225H235L236 227L234 226L235 228L238 227V226H237V223H238V222L240 223V225H239L240 229H237L238 231H237L235 228H232V227L230 228L229 225H230L231 223H230L229 225L226 224V225H228V229H226L227 227L224 226L225 224L223 225V226L225 227V230H229V228H230V230H229L228 232H229V233L232 232V233H234V234H231V233L229 234L227 231H225V233L222 232V233H224V234H222L221 231H222L224 228H222L223 226L221 225V228H222V229L219 230V228H218V227L220 226L219 223H218L219 226L216 224L217 226L215 225V226H214L215 228H214V227H213V229L211 228V232H213L214 229H215V232H214V233H215L216 235H215L214 233L209 232L210 229H209L208 232L205 230V229H208L209 227L204 228V230H203V228H202L201 230H199V231H202V230H203L204 232L206 231L207 233H210L209 235L212 236V238H210L209 236H208V237H209L210 239H212V240H214V238L217 236V237L215 238V239H216L215 241H216V243L218 244L219 247H218L216 244L214 245V242L212 243V245H214L213 247H215V248H214L215 251H217V250L220 248V246H222L223 244H226V243H227V244L229 245V243H230L232 240H233V242H234V239H236V240H240L239 243H238V241L235 240L236 242H234V243H238L237 245H239L241 242H242V243H241L240 245H243V243L252 242L253 240H251V239H252V238L254 239V237L251 238V236H253L254 234H250L251 236L248 237V234H249L248 232H249V230L251 229V232H250V233H252V230H253L254 228H257V227H256L257 224L259 225V224L261 223V220L263 219L262 213L264 212V211H263V210H264V208H263L264 205H263V207H262V205H261L262 203L264 204V202H263L262 200L258 202V204L261 203L260 205H258L259 207L261 206L260 208H257V205L255 206L256 208H255L254 205H253V207L255 208V209H254L255 211L251 210L252 207L249 208V209L251 210V212L253 211V212H255V213H256V210H258L257 212H259V210L262 208V210H260V213H257L258 215L261 214V216L259 215V217H257V216L254 217L255 215H253V212H252V213L249 212L250 210L247 212L246 209H244L247 213H249V214L251 215V216H247V215H249V214H247L244 210H242L245 206H248V205H246V202L243 203L242 201H240V199H244V197L241 196V198L239 199V202L237 201L238 199L234 201V202H238L237 205H239V204L241 203V206L239 205V206H236V207H240V208H241V211H243V214H242L241 211L237 208V209L239 210V214H241V216H240L239 214L237 215L238 218L241 220V222H243V221L245 220V221H244V222H245L244 226H245V225H248V226H245V227L243 226V227H244L243 230H244L246 227L248 228V227L250 226V228H249L248 230H246V232H247V234H246L245 231L243 232V230H241V228H242V227H241V226H242L241 224H243L244 222L241 223L240 220H239V219L237 220L236 217H235L236 213H238V212H235V210H236V211H238V210L235 208V206H233V205H235L234 202H233V205H232V203H230V204H229V203H225L226 201H224L223 198H221L222 195H223L224 199L226 198L225 195H224L225 193H223ZM232 192H233V191H232ZM251 192H250V194H251V198H250V199L252 200L253 198H255V197H252L253 192H255V191H253L252 193H251ZM259 192H255L253 196H256V195L258 196L259 194H256V193H259ZM40 193H41V194H40ZM67 193H69L70 195H68ZM71 193L73 194V196L71 195ZM91 193H92V192H91ZM119 193H120V192H119ZM150 193H151V192H149V195H150ZM163 193H165V192L163 191ZM163 193H162V195H164ZM167 193H168V192H167ZM213 193L216 194V195L213 196ZM228 193H229V194H228ZM58 194H59L60 196H59ZM61 194H62V195H61ZM65 194H66V196H65ZM102 194H103V192H102ZM102 194H100V197H102V196H101ZM106 194H107V195H106V196H107V199H105V200H108V201H109L108 198L111 197V194H110V195H109L108 193H106ZM124 194H125V193H124ZM134 194H135V193H134ZM140 194L142 195V193H140ZM140 194H139V195H140ZM197 194H198V195H197ZM209 194H210V193H209ZM218 194H219V193H218ZM221 194H222V195H221ZM236 194H237V195H236ZM246 194H247L248 197L246 196ZM255 194H256V195H255ZM19 195H20V196H19ZM63 195H64V196H63ZM67 195H68V196H67ZM83 195H84V197H82ZM90 195H92V194H90ZM103 195H105V194H103ZM117 195H118V194H117ZM139 195H138V197H139ZM145 195H146V194H145ZM145 195H144V196H145ZM152 195H153V194H152ZM156 195H157V194H156ZM165 195H166V193H165ZM171 195H172V194H171ZM173 195H174V194H173ZM261 195L264 196V193L260 194L258 197H260ZM21 196H23V197L20 198ZM26 196H28V197H26ZM37 196H38V198H37ZM69 196H72V197H70L71 202H70L69 199H68ZM88 196H89V195H88ZM92 196H94V195H92ZM120 196H121V195H120ZM120 196H118V197H120ZM144 196H142V197H144ZM157 196H158V195H157ZM219 196H221V197H219ZM231 196H232V195H231ZM233 196H232V197H233ZM257 196H256V200L254 199V200H252V202H253V201H254V202H255V201H258V200H257V198H258ZM89 197H90V196H89ZM96 197H97V196H96ZM98 197H99V195H98ZM118 197H117V198H118ZM123 197H124V195H122V197H120V198H123ZM135 197H137V196H135ZM142 197H140V198H142ZM149 197H150V196H149ZM153 197H154V199H155V194L153 195ZM158 197H159V196H158ZM173 197H174V196H173ZM215 197H216V199L219 197V198H221V199L224 201V202H223V201L220 202L221 199H220V200L217 199V201L219 202V203H218V202H217V203H218L219 205H220V203L222 204V202H223V204H224V203L227 204V207H228V208H226V206L223 205V204H222V205L225 206V207H223L222 210H221V208H220V207H222V205H220L219 208H218V207H217V204H214V203H216V199H215ZM229 197H230V196L227 197V198L229 199L228 201H230V198H231V197H230V198H229ZM0 198H1V197H0ZM23 198H24V199H23ZM36 198H37V200H36ZM62 198H63V199H62ZM65 198H66V199H65ZM86 198H87V197H86ZM120 198H119L118 200H120ZM144 198H145V199H144ZM144 198H143V199L146 200V196H145ZM151 198H152V197H151ZM156 198H157V197H156ZM162 198L164 199V196H162L161 199H162ZM227 198H226L225 200H227ZM260 198L263 199L264 197L262 198V196H261ZM3 199H4V198H3ZM8 199H9V198H8ZM98 199H99V198H98ZM113 199H114V198H113ZM126 199L124 198L125 201H126ZM143 199H142V200H143ZM166 199H167V203H166ZM166 199H165V200H160L159 203H160V204H161V203H162V204H166L167 206L161 204V205H162V210H161V208H160V207H161V205H160V207L158 206V208L160 209V212L156 211V209L158 210V208H155V211H156V213L160 214V217H161V218H163V216H162L161 214L164 212V211H163L164 206H166L165 208L168 210V212L166 211V212H167V213L165 214L166 217H165V216H164V217H165V218H168V219H166V220H169L170 218H173V219H174V217H172V216H175V215H177V214H175V215H171V217H170L169 215H170V212H171V211H172V213L175 212V210H174L175 207H174L173 203L171 202L170 205H173L172 208H174V209L170 208V206H169V208H167L168 205H169V204H168L169 202H168V198H167V196H166ZM214 199H215V200H214ZM232 199L234 200L235 197L232 198ZM232 199H231V202L233 201ZM4 200H5V199H4ZM39 200H41L42 202H41V201L39 202ZM65 200H68V201H65ZM72 200H74V201H72ZM96 200H97V198H96ZM103 200H104V199H103ZM105 200H104V203H105V202L107 203V201H105ZM111 200H112V199H111ZM111 200H110L109 203H111V202L114 201V200H113V201H111ZM122 200H123V199H122ZM133 200H134V197H133ZM137 200H138V199H137ZM144 200H143V201H144ZM151 200H152V199H151ZM174 200H175V201H174ZM186 200H188V201H187L188 203L186 202ZM210 200H209V201H210ZM251 200H247V202H248L247 204H250V203H251ZM10 201H12V200H10ZM10 201H9V203H10ZM92 201H95V200H92ZM92 201H90V202L92 203V205H91V209L94 210V211L97 210V208H98L99 206L102 205V202L98 201V204L101 203V205L98 206V204H97L98 207L96 208V207L94 206V204L97 203V201H95V203H93ZM127 201H128V200H127ZM127 201H126V203L124 202L125 205H126L127 203H129V202H127ZM147 201H148V200H147ZM147 201H146V202H147ZM156 201H157V200H156ZM156 201H152V203L150 202V203H151V206H152V204L154 205V202H156ZM158 201H159V200H158ZM161 201H163V202H161ZM164 201H165V202H164ZM228 201H227V202H228ZM249 201H250V202H249ZM0 202H1V201H0ZM35 202H37V203H35ZM38 202H39V203H38ZM84 202H85V204H86L85 207H83V206H84ZM131 202H132V199H131L130 203H131ZM148 202H149V201H148ZM185 202H186V203H185ZM189 202H192L191 205H190ZM2 203H4L5 205H7L8 201H6V202H2ZM9 203H8V206L11 207V205H9ZM11 203H12V202H11ZM106 203L103 204V205L106 206ZM109 203H107L108 206H109ZM114 203H115V201H114ZM118 203L120 204V203H122V202H121V201H120V202L117 201V202H116V205H117ZM135 203H137V201H136ZM77 204H78V205H77ZM119 204H118V205H119ZM133 204H134V203H133ZM133 204L131 203V205H133ZM183 204H184V205H183ZM193 204H194V205L197 204V205L195 206L196 208H193V212H194L195 209H196V211H197V213H198V214L195 215V214H194V213H196V211H195V212L193 213L195 216L192 215V210H190V209H192V208H188V206H187V207H183V206H186V205H189L190 207H192V206H194ZM203 204H204V203H202V206H204ZM242 204H243L244 207L242 206ZM244 204H245V205H244ZM251 204H253V203H251ZM255 204H256V203H255ZM12 205H13V204H12ZM64 205H68V206H65V207H64ZM111 205H112V204H111ZM111 205H110V206H111ZM116 205H114L115 208L117 207ZM121 205H122V204H121ZM136 205H137V204H136ZM147 205H148V203H147ZM155 205L157 206V203H156ZM158 205H159V204H158ZM213 205H214V206H213ZM230 205H232V207L235 208L233 211L231 210L232 207L229 208ZM93 206H94L95 208H94ZM129 206H130V205H129ZM129 206H128V208H133V207H134V206H133V207H129ZM215 206H216V207H215ZM251 206H252V205H251ZM5 207H6V206H5ZM5 207H3V208H5ZM10 207H9V208H10ZM13 207H14V206H13ZM49 207H50V208H49ZM57 207H58V208H57ZM62 207H63V208H62ZM101 207H102V206H101ZM111 207H112V206H111ZM118 207H119V206H118ZM118 207H117V208H118ZM121 207H124V205L121 206ZM147 207L149 208V207H150V204H149ZM147 207H146V208H147ZM211 207H212V210H213L214 212L216 211V210H214V209H217V210L219 209V211H221V212H218V211H217V212H216L217 214H216L215 216H214V215L212 216L213 218L210 217V219L212 220V222H211V221L209 222L210 219H209V215H208V214H210V216L212 215V214H211L212 210H210ZM242 207H243V208H242ZM7 208H8V207H7ZM9 208H8V209H9ZM16 208H17V207H16V205H15V209H16ZM82 208H83V209H82ZM107 208H108V207H107ZM107 208H106V207L104 208L105 211H106ZM117 208H116V209H117ZM128 208H127V209H128ZM148 208H147V209H148ZM187 208L191 211V212L189 211L190 213H187V212H188V209H187ZM225 208L228 210V213H232V212H233V214H230V215H233V216L235 217V218L233 217V218H234L233 220H232L231 217H230V218H231V219H230L231 221L229 220V218H228L227 220H226V218L223 219L225 216H226V217L230 216V215H228V213L226 214L225 211H223ZM245 208H247V210H248V207H245ZM5 209H6V208H5ZM8 209H7V210H8ZM19 209H18V210H19ZM46 209H45V211H46ZM59 209H60V210H59ZM67 209H68V208H67ZM87 209H89V208H87ZM87 209L85 210V212H83V214H84V213L86 214V217H85L86 220H87V215L90 214V213H87ZM102 209H103V208H102ZM116 209L113 208L114 211H115ZM119 209H120V207H119ZM127 209H126V211H127ZM135 209H136V208H135ZM150 209H151V208H149V210H150ZM166 209H164V210H166ZM169 209H172V210L169 212ZM252 209H253V208H252ZM1 210H2V209H1ZM3 210H4V209H3ZM9 210H10V209H9ZM30 210H31V211H30ZM38 210H39V211H38ZM43 210H44V209H42L41 211H43ZM53 210H54V209H53ZM53 210H52V212H54ZM70 210H71V211H70ZM98 210H99V209H98ZM98 210H97V211H98ZM113 210H112V211H113ZM129 210H130V209H129ZM129 210H128V211H129ZM133 210H134V209H133ZM133 210H132V212H133ZM144 210H145V209H144ZM149 210H147V212H149ZM151 210H153V209H151ZM151 210H150L149 213H151ZM180 210H181V211H180ZM198 210H200V212H198ZM230 210H231L232 212H231ZM11 211H12V209L10 210V212H8V211H7V212H8V213H12L11 215H14V214H13L14 212H11ZM14 211H15V210H14ZM25 211H26V212H25ZM60 211H62V212H60ZM89 211H90V210H89ZM97 211H96V214H97ZM126 211H125V212H126ZM137 211H138V210H137ZM137 211H136V212H137ZM176 211L178 212V209H177ZM210 211H211V212H210ZM222 211L224 212V214L222 213ZM5 212H6V211H5ZM5 212H3V213H5ZM27 212H28V213H27ZM49 212H48V213H49ZM115 212H116V211H115ZM115 212H114V214H115ZM129 212H130V211H129ZM153 212H154V210H153ZM153 212H152V213H153ZM207 212H208V213H207ZM209 212H210V213H209ZM226 212H227V211H226ZM234 212H235V214H234ZM244 212H245V214H244ZM261 212H262V213H261ZM15 213H16V212H15ZM17 213H18V212H17ZM17 213H16V215L20 214V213H18V214H17ZM23 213H22V216L24 215ZM41 213H42V212H41ZM45 213H46V212H45ZM45 213H42V214H44V218H43V220H44V219H45V220H50V219L45 218V215H46ZM60 213H62V214H60ZM91 213H93V212H91ZM103 213H104V212H103ZM103 213H101V214H103ZM119 213H120V211H119ZM119 213H118V214H119ZM127 213H128V212H127ZM134 213H135V210H134ZM134 213H133V214H134ZM138 213H139V211H138ZM164 213H165V212H164ZM164 213H163V215H164ZM172 213H171V214H172ZM175 213H176V212H175ZM185 213H186V216H185ZM255 213H254V214H255ZM0 214H1V212H0ZM33 214H34V217L37 216V215L35 216V212H34V211H33ZM38 214H39V213H38ZM58 214H57V216H58ZM69 214H70V215H69ZM83 214H82V215H83ZM85 214H84V216H85ZM96 214L93 213V215H96ZM98 214H100V213L98 212ZM107 214H110V212L107 213ZM122 214H123V215H126V214H124V213H122ZM139 214H140V213H139ZM143 214H145V213H143ZM147 214H148V213H147ZM182 214H181V215H182ZM187 214H189V215H187ZM190 214L192 215V218H194V219H192L193 222L191 221V215H190ZM214 214H215V213H214ZM246 214H247V215H246ZM257 214H256V215H257ZM16 215H15V218H18L19 215H18V217H17ZM71 215H72V216L74 215L75 217L73 218ZM110 215H111V214H110ZM136 215H137V214H136ZM141 215H142V214H141ZM151 215H152V214H151ZM151 215H150V216H151ZM167 215H168L169 217H168ZM181 215H180V216H181ZM200 215H199V216H200ZM223 215H224V216H223ZM227 215H228V216H227ZM243 215H244V216L246 215L245 217L248 218L247 221L250 220V222H249L250 225H249V224H246L247 221H246V218H245ZM263 215H264V213H263ZM1 216H2V214H1ZM1 216H0V222H2V221H1V218H2V220L5 219L6 221L4 220L3 222H6V224H7V226H8L9 224L7 223V219H8L9 217L12 218V216H9V215H8V217H7V213L5 214L6 217L3 216V217H4V218H3V217H1ZM20 216H21V215H20ZM22 216H21V218L25 217V216H23V217H22ZM41 216H42V215H41ZM41 216H40V214H39V216H37V218H34V222H33V219H31V220H32L31 223H32L33 225L36 223L34 227H33V225H32V227H30L31 229L33 228V231H35V233H33L31 230H29V228H28L27 231H31V232L33 233V236L36 234V231H37V230H35V229H39L40 232H41V231L44 232L46 229H48V225H49V226H50V229H48V230H46V231L44 232V233L48 232L49 234H50L49 230H52V229H53V228H51L53 223L50 222V221H52L55 217L52 216V219H51L50 221H46V222H44V221H42ZM70 216H71L72 218H71ZM84 216H83V217H84ZM91 216H92V214H91ZM97 216H99V215H97ZM102 216H103V215H102ZM113 216H114V215H113ZM115 216H116V215H115ZM118 216H119V215H118ZM128 216H129V215H128ZM132 216H134V215H132ZM155 216H157V214L153 213V216H151V217L154 218ZM158 216H159V215H158ZM189 216H190V219H189ZM239 216H240V217H239ZM42 217H43V216H42ZM46 217H47V216H46ZM49 217H50V214H49ZM53 217H54V218H53ZM58 217H59V216H58ZM61 217H62V216H61ZM66 217H67V216H66ZM78 217H79V218H78ZM81 217H82V216H81ZM88 217H90V216H88ZM95 217H96V216H95ZM95 217H94L93 221H94L96 224H94V225L92 226V228H93V229L91 228L92 231H93L95 228H96L95 230H98V228L100 227V226H99V227H95V225H97V226H98V225H101V226H102V224H99V223H97V221H95V220H97V218H95ZM99 217H100V216H99ZM105 217H106V216H105ZM109 217H110V216H109ZM120 217H122V215H120ZM134 217H135V216H134ZM134 217H133V219H134ZM137 217H138V215H137ZM140 217H141V216H140ZM147 217H149V216L147 215L146 218H147ZM151 217H150V218H151ZM160 217H156V218L159 219ZM175 217H176V218L174 219L175 221L171 219L172 221L175 222L174 225H171V224L174 223V222H172V221H171V222H170V221L167 222L165 219H163V220H164L163 222L166 221V223H162V221H161L162 219L159 220V221H161L162 224H159V223H160L159 221H157V222H159V223H157V222H156V223H157L158 225L162 226L163 230H165V229H166L165 227H166V224H167V223H168V225H169L170 227H174L175 225H177V222H179V221L181 222V219H182V218L179 217V214H178L177 216H175ZM178 217H179L180 220H178ZM184 217H185L186 219H185ZM250 217H252V218H253V221L257 223V224H254L255 227H253V228L251 227V225H253V223H251V219H252V218H250ZM261 217H262V219H261ZM15 218H14V219H15ZM39 218L41 219V221L38 220ZM70 218H71V219H70ZM91 218H93V217H91ZM91 218H88V220H90ZM107 218H108V217H107ZM116 218H117V217H116ZM124 218H125V217H124ZM126 218H127V217H126ZM130 218H131V217H130ZM130 218H129V219H130ZM142 218H143V217H142ZM146 218H145V215H144L143 220L146 219ZM156 218H154V219L151 218L150 220H148V221H149L148 224L150 223L151 220H153V221L155 220V221H156V220H157ZM199 218H201V219L203 218L204 222H206L205 220L207 219V222H206L205 224H203L204 222H203V223L200 222V219H199ZM255 218H258V219L260 220V221H259L260 223L258 222V219H257V220H254ZM23 219H24V218H23ZM23 219H21V221H20L21 224L24 223V220H23ZM27 219H29V217H28ZM27 219H25V220H27ZM36 219L38 220V222H36V221H37ZM58 219H59V218H58ZM77 219L72 220V221H74V223L72 222L74 225H75V221H76ZM81 219H82V218H81ZM102 219H104V218H102ZM102 219H101V220H102ZM105 219H106V218H105ZM109 219H113V218H109ZM135 219H136V218H135ZM137 219H139V218H137ZM147 219H148V218H147ZM176 219H177V221H176ZM213 219H214V221H213ZM219 219H222V221H223V220H224V221L222 222V221L219 220ZM12 220H13V218H12ZM19 220H20V219H19ZM22 220H23V222H22ZM56 220H57V219H55V221H56ZM64 220H65V219H64ZM64 220H63V218H62V221H64ZM82 220L85 221V219H82ZM82 220H81V222L84 223V221H82ZM113 220H114V219H113ZM116 220H117V219H116ZM121 220H122V218H121ZM124 220H126V219H124ZM130 220H131V219H130ZM140 220H141V218H140ZM140 220H138V221L140 222V224H142V222H141ZM184 220H182V222H181L182 224H181V225H180V222H179V224L177 225L178 227L180 226V228H178V230L181 229V226H184V224H183V222H185ZM198 220H199V221H198ZM203 220H201V221H203ZM60 221H61V220L59 219V222H60ZM90 221H91L90 224H93V223H94L92 220H90ZM90 221H89V222H90ZM102 221H104V220H102ZM105 221H106V220H105ZM107 221H108V220H107ZM118 221H119V219H118ZM263 221H264V220H262V222H263ZM8 222H9V220H8ZM26 222H27V221H26ZM26 222H25V223H26ZM40 222H41V223H40ZM53 222H54V221H53ZM59 222H57V224H58ZM98 222H100L99 219H98ZM125 222H126V221H125ZM128 222H129V221H128ZM131 222H132V221H130L129 223H131ZM139 222H138V223H139ZM145 222L147 223V221H145ZM151 222H152V221H151ZM197 222H196V224H198ZM208 222H209V223H208ZM27 223H29V220H28ZM31 223H30V225H31ZM62 223H63V222H62ZM64 223H65V222H64ZM78 223H80V221H79ZM78 223L75 225L76 227H75L74 225L71 224L72 226L75 227L74 229L70 226V223H67V225L69 224V227L66 228V229L72 228V230H74V231H75V229H76V231H77L79 234L81 233V229H80V227L83 228V229H85L84 231H83V229H82L83 233H84V232L86 233L87 230H88V231H91V229L89 228V227L91 226L90 224H89L90 226L87 224L89 227H86V228H85L84 226H83V227L81 226L82 223H81L80 226H79ZM86 223H87V222H85V225H86ZM100 223H102V222H100ZM107 223H108V222H107ZM120 223H121V222H120ZM143 223H144V221H143ZM156 223H155V224H156ZM185 223H186V222H185ZM191 223H192V224H191ZM207 223H208V224H207ZM0 224H4V225H5V223H0ZM50 224H51V225H50ZM55 224H56V223H55ZM57 224H56V226H57ZM60 224H61V223H59V225H60ZM114 224H115V222H114ZM125 224H126V223H125ZM131 224H133V222H132ZM148 224H146V225L144 224V225L147 226ZM157 224H156V227H157ZM163 224H165V225H163ZM187 224H188V223H187ZM187 224H186V225H187ZM190 224H191V225H190ZM201 224H202V225H201ZM4 225H2V226L5 227ZM25 225H26V224H25ZM27 225H28V224H27ZM77 225H78L79 228L77 227ZM83 225H84V224H83ZM87 225H86V226H87ZM110 225H111V224H110ZM110 225H109V226L106 225V227H107V226L110 227ZM115 225H116V224H115ZM118 225H119V223H117L116 226H118ZM138 225H139V224H138ZM168 225H167V226H168ZM186 225L184 226V229H187ZM212 225H213V226H212ZM7 226H6V227H7ZM60 226H61V225H60ZM60 226H59V227H60ZM63 226H64V225H63ZM65 226H66V225H65ZM119 226H120V225H119ZM122 226H124V225H122ZM125 226H126V225H125ZM139 226H141V225H139ZM139 226L136 228L135 231H139V230H141V232H142V229H143V228L141 227V228L139 229ZM142 226H143V225H142ZM149 226H150V232H149V230H148V232L150 233V236H152V235L154 234V232H155V234H154L153 236H155V235H156V232L158 231V229L160 228V226H159V228H156V229H154V228H155V225H151V223H150ZM163 226H164V227H163ZM196 226H197V225H196ZM3 227H0V228H1L0 231H1V233H3V234H1V233H0V234H1V236L3 235V237H4V236H5V234H4L5 232H2V229H4ZM14 227H15V226H13L12 231L14 230ZM23 227H24V226H23ZM28 227H29V225H28ZM53 227H54V226H53ZM59 227L56 228V229H58V230L56 231V234H57V235H59V234L57 233L58 231H60ZM94 227H95V228H94ZM127 227H128V225H127ZM131 227L133 228V226H131ZM151 227H153V229L155 230L154 232L151 230ZM185 227H186V228H185ZM194 227H195V226H194ZM239 227H238V228H239ZM259 227H260V229H261V227H264L263 223L260 224ZM259 227H258V228H259ZM10 228H11V227H10ZM16 228H17V227H16ZM21 228H22V227H21ZM21 228L19 227V229H20L21 231H23ZM25 228H26V226H25ZM34 228H35V229H34ZM60 228H61V227H60ZM62 228H63V227H62ZM62 228H61V229H62ZM103 228H104V227H103ZM122 228H123V227H122ZM164 228H165V229H164ZM176 228H177V227H176ZM176 228H173V230L176 229ZM190 228H189V229H190ZM196 228L198 229V227H196ZM196 228H191V229H193V230H192V233H193V234H196L195 236H194V235H190V237H189L188 234H190L191 230H190V232H187L188 229H187V231H186V230L183 229V227H182V230H183V231H186V232L188 233V234H187L188 237L185 235L186 233L183 232V231H181V230H179V231L177 230L179 234H178V233H176V234H177V235H181L182 238H184V237L186 236V238H187V239L190 238L189 240H191V241H193V240L191 239V237H192V238L195 237V239L197 240L199 237L201 238V235H200V234H201L202 232H199L200 234H198V235H199V236H198V235H197V230H196ZM216 228H218V229H217V230H219L218 232H216V231H217ZM8 229H9V228H6L5 230L8 231ZM26 229H27V228H26ZM54 229H55V228H54ZM54 229H53V230H54ZM63 229H64V228H63ZM77 229H80V230H77ZM89 229H90V230H89ZM117 229H118V228L116 227V230H117ZM138 229H139V230H138ZM147 229H148V228H147ZM160 229H161V228H160ZM160 229H159V232H157V234H159V236H157V237L155 236V237H156V240H159V243L162 242L161 244L163 245L164 243H166V242L163 241V240H166V241H167L168 239H170V241H171V240H173V237H174V239H175V241H176V238H175V237H176L177 235H175V232H174L175 230L172 232L171 228H168V229L165 230V232H163V233H164V235H163V233H162L163 230H160ZM194 229H195V230H194ZM231 229H232V230L234 229L236 232H235L234 230H233V231H234V232H233ZM16 230H18V229H16ZM20 230H18V231H20ZM70 230H71V229H70ZM70 230H65V231H66V233H67V231H70ZM72 230H71V232H73ZM103 230L106 231V228L103 229ZM103 230L99 229V231H102V232H99V231H97V232H99L100 235H101V233H103ZM109 230H110V229H109ZM111 230H112V228H111ZM113 230H114V229H113ZM113 230H112V231H113ZM145 230H146V227H145ZM145 230L143 229L144 232H142L141 234H140V232H139V233H138V232H135V233H136V234H139V235H140L139 237H141V235H142L143 233H145L144 235H147V237H148L149 233H148L147 231H146V232H147V233H146ZM156 230H157V231H156ZM168 230H169V232H168ZM212 230H213V231H212ZM239 230H240L241 232H243V234H244V233L246 234L245 237H246V236H247V237H246V238L243 237V238L246 239V241L243 239L245 242H244V241H241L242 239H239V238H240V236H239L240 231H239ZM254 230H255V229H254ZM258 230H259V229H258ZM3 231H4V230H3ZM9 231H10V229H9ZM12 231H10V233H11ZM14 231H15V230H14ZM62 231H63V230H62ZM62 231H61V232H62ZM79 231H80V232H79ZM107 231H108V230H107ZM112 231H111V232H112ZM122 231H123V230H122ZM131 231H132V230H131ZM133 231H134V230H133ZM133 231H132V232H133ZM160 231H161V232H160ZM166 231H167V232H166ZM177 231H176V232H177ZM194 231H195V232H194ZM223 231H224V230H223ZM263 231H264V230H263ZM263 231H262V230L260 231V235L257 234L258 231H257V233H256V231L253 232V233H255L256 237L258 236L257 239L255 238L257 241H259L260 239H262V241H260V244H258L259 242H257V243L252 242V243H251L253 249L251 248V246H249L250 244H249V245H248V244H245L248 248L245 247V245H243V250H246V249L248 250V252H247V250H246V253L249 255V257H248V256H246V257H247L249 260H250V256H251V258L253 257L252 259H254V257H255V260L258 259L259 256H262V257H263V255H262V254L260 255L259 252H257V253H259V256H258V254H254V253H253L254 249H255V248H258L259 251L262 249L261 252L263 251V254H264V250H263V248H260V247H261V244H262V247H264V245H263V243H264V240H263V235H264V233H262ZM16 232H17V231H16ZM23 232H24V231H23ZM23 232L19 233V235L22 234ZM40 232H39V234H40ZM71 232H70V233L68 232V234L70 235ZM109 232H110V231H109ZM115 232H116V231H115ZM126 232H127V231H126ZM129 232H130V230H129ZM151 232H152V234H151ZM171 232H172V233H171ZM206 232H205V233H206ZM219 232H220V234L223 235V238H220V239H219L220 242H221V239H225V240L227 239L226 241H225V240H224V241L222 240V242H223V243L221 242L222 245L219 244V241H218V239H217L218 236H220V235H219ZM237 232H238V233H237ZM7 233H9V232H6V234H7ZM25 233H26V231H25ZM32 233H31V235H32ZM37 233H38V231H37ZM44 233H43V234H44ZM48 233H46V234H47V236H48V238H49V237H51V234H53V232H51L50 236H49ZM54 233H55V231H54ZM63 233H64V232H63ZM63 233H62V234H63ZM90 233H92V232H90ZM99 233H96V234H95L94 231H93L92 234H89V233H88V234L91 235V236H96V235H99ZM112 233H113V232H112ZM112 233H110L111 236H112ZM133 233H134V232H133ZM135 233H134V235H135ZM161 233H162V234H161ZM166 233H167V235H166ZM170 233H171V234H170ZM183 233H184V234H183ZM205 233H204V234H205ZM207 233H206L205 235H208ZM217 233H218V235H217ZM226 233H228V234H226ZM236 233H237V234H236ZM261 233H262L263 235H262L261 238H259V236H261ZM43 234H41V235H43ZM46 234H45V237H47ZM68 234H67V235H68ZM75 234L78 235L77 233H75ZM93 234H95V235H93ZM117 234H118V233H117ZM117 234H116V235H117ZM119 234H120V233H119ZM129 234H130V233H129ZM160 234H161V235H160ZM172 234H174V235L172 236V238H170L169 235H172ZM182 234L184 235V237H183ZM211 234H213V235H211ZM235 234H236L239 238H236L237 236H236V237L234 236L235 238L232 237V239H231L230 236L235 235ZM241 234H242V233H240V235H241ZM243 234H242L241 236H243ZM8 235H11V234H8ZM14 235H15V234H14ZM25 235H26V234H24L23 236L25 237ZM31 235H29V236H31ZM37 235H38V234H37ZM54 235H55V234H54ZM54 235H52V236H54ZM67 235H65V236H67ZM73 235H74V232H73ZM73 235L71 234L70 236H73ZM80 235H81V234H80ZM80 235H79V236H80ZM82 235H83V234H82ZM89 235H87V236L85 235L87 238L84 237V236H81V237L76 236V237H74V236H75V235H74V236H73V237H74V241H77V246L75 245L76 242H74V245H75L76 247L72 244V245L74 246V248H73L74 250H72V251L75 252V253L73 254L72 252H70L71 255L73 254V255H75V256H76V254H77V256H78V253H80V252L82 251V250H81V251H80V250L76 251L77 249H83V251H84V252L82 251L83 253H85V251L89 252V253H87L86 255L82 254V252L79 254V256L82 255V258H83V257L85 258V256H88L87 258L91 259V260L85 259V261H86L85 264H88V263H87V260H88V262H89V261H90V262H91V261H95L96 264H98V262L101 263V264H131L129 261H130V260L134 261V260H133L134 258H132L131 255H130L131 259L129 260V258H128V256H127V255H128V254H127V253H128V252H127L128 250H126V249H125V250H126L127 253L124 252V255H125V254H127V255H125V256L123 255L124 257H121L122 254H123L122 252L124 251L123 248H122V246H121V247L118 246V248H120V249L122 248V252H120L121 250H119V252H118V253H121V254H119L120 257H119V255H117V253H115V254L117 255V257H119V258H115V257H114L115 254H114V252H112L111 249H110L111 251H109L110 253L107 252L109 249L106 247L107 244H105L106 240H105V242H104V239H107V238L109 237V233L106 234V232H104V235H103L104 237L102 236L104 239L101 238V236L99 235V238L103 239V240H102V245L105 244L104 247H105L106 249L102 247L103 250H101L102 248L99 246L100 243H101V242H100L101 239H99V242H100V243L95 242V244H94L95 246H94V245L92 244V242L94 241L93 238L90 236L91 238L88 239ZM123 235H125V233H124ZM130 235H131V234H130ZM144 235H143V236H144ZM165 235H166L167 237H164ZM205 235H204V236H205ZM214 235H215V237L213 238ZM227 235L230 237V238H229L230 240H229L228 238H225V237H224V236L228 237ZM1 236H0V238H1ZM15 236H18V235L16 234ZM60 236H61V235H60ZM65 236H64V237H65ZM150 236H149V237H150ZM153 236H152V237H153ZM160 236H161V237H160ZM168 236H169V238H168ZM197 236H198V237H197ZM204 236L202 235V238H201V239L199 238L201 241H200V240H198V241L194 240V241H196V242H194V244L200 241L199 244H201V243L203 244V242H204V244H206V246H207V245H208V242L211 243L212 240L210 241V239L208 240V239L206 238L207 236H206V237H204ZM3 237H2V239H3ZM7 237H8V236H7ZM7 237H6V238H7ZM10 237H11V236H10ZM10 237H9V238H10ZM18 237H19V236H18ZM18 237H17V239H19ZM38 237H39V235H38ZM38 237L35 236V238H38ZM55 237H58V236H54L53 238H55ZM64 237H63V239H64ZM73 237H71V238H73ZM77 237H79V238L76 239ZM114 237H116L115 234H114V236H113L112 239H114ZM126 237H127V236H126ZM132 237H134V236H132ZM132 237L130 236L129 240H130ZM149 237H148V239H150ZM155 237H153V238L151 239L152 241H151V240H148V239L145 238V237H142V238L140 239V240H142V241H140V242H143V244H145V243H144L145 241H151L153 244L146 242L145 246H144L143 244H140V245H141V246L143 245V248L145 247L146 250L149 248L150 252L152 253V249H151V248H153V247H151V246H152V245H155V243L157 244V241L154 240ZM162 237H163V238H162ZM196 237H197V238H196ZM203 237H204V238H203ZM4 238H5V237H4ZM15 238H16V237H15ZM20 238H21V236H20ZM25 238L27 239V236H26ZM25 238H24V239H25ZM40 238H41V237H40ZM42 238H44V237H42ZM58 238H60V237H58ZM61 238H62V237H61ZM68 238H69V237H67V239H68ZM95 238H96V237H95ZM135 238H136V237H135ZM144 238L147 239V240H145ZM158 238H159V239H158ZM161 238H162V239H161ZM164 238H165V239H164ZM167 238H168V239H167ZM178 238H179V239H182V238H180V236H179ZM186 238H184V239H186ZM205 238L208 240L207 243H206L205 241L202 242V239L205 240ZM241 238H242V237H241ZM247 238H248V239H247ZM250 238H251V239H250ZM258 238H259V239H258ZM11 239H12V237H11ZM67 239L64 240V241H66V243H65L66 245H67ZM91 239H92V241L90 242ZM96 239H98V238H96ZM109 239H110V238H109ZM118 239H119V237H118L117 239H114V240H118ZM124 239H125V238H124ZM124 239H122V240H124ZM137 239H138V235H137ZM137 239H136V240H137ZM184 239H182V241H183ZM249 239H250V240H249ZM42 240H43V239H42ZM42 240L39 241V238H38V241L41 242V243L43 242ZM46 240H48V239H46ZM46 240H45V241H46ZM49 240H50V238H49ZM51 240H53V239H51ZM51 240H50V241H51ZM56 240H57V239H56ZM61 240H62V239H61ZM69 240H71V239H69ZM110 240H111V239H110ZM114 240H113V241H114ZM120 240H121V239H120ZM125 240H126V239H125ZM125 240H124V241H125ZM129 240H128V241H129ZM143 240H145V241H143ZM160 240H162V241L160 242ZM189 240H187V241H189ZM207 240H206V241H207ZM8 241H11V240H8V239H7V243H8V244L10 243V245H11L12 243H11V242H8ZM13 241H14V239H13ZM20 241L23 242V237H22V240H20ZM25 241H27V240H25ZM53 241H54V240H53ZM71 241H72V240H71ZM97 241H98V240H97ZM108 241H109V240H107V242H108ZM138 241H139V239H138ZM153 241H156V242L154 243ZM168 241H169V240H168ZM175 241L173 240V241H171V243L174 242V244H176V245H175L176 247H180L179 245L182 246L183 243L180 244V243H176ZM185 241H186V240L183 241V242H184L183 246L187 243V242L185 243ZM217 241H218V242H217ZM229 241H230V242H229ZM254 241H255V240H254ZM5 242H6V241H5ZM15 242L18 244V240H17V241L15 240ZM22 242H21V243H22ZM47 242H48V241H47ZM51 242H52V241H51ZM54 242H55V241H54ZM56 242H57V241H56ZM56 242H55V243H56ZM68 242H69V241H68ZM103 242H104V243H103ZM111 242H112V240H111ZM116 242H118V244L121 245V243H119V241H115V243H116ZM125 242H126V241H125ZM133 242H134V241H133ZM177 242H178V239H177ZM180 242H181V240H180ZM189 242H190V241H189ZM228 242H229V243H228ZM261 242H262V243H261ZM16 243H15V244H16ZM41 243H40V244H41ZM70 243H71V242H69V244H70ZM93 243H94V242H93ZM109 243H110V242H109ZM112 243H113V242H112ZM126 243H127V242H126ZM147 243H148V245L150 244V246L147 247V246H146ZM159 243H158V244H159ZM192 243H193V242H192ZM210 243H209V246H210L211 248H210V247H209V248L212 249V246L210 245ZM253 243L255 244V247L253 246V245H254ZM3 244L5 245L4 242H3ZM13 244H14V243H13ZM15 244H14V246H15ZM23 244H24V242H23ZM50 244H53V243H50ZM57 244L61 245V244H60V241H59V243H57ZM118 244H117V245H118ZM167 244H168V243H167ZM174 244H173V245L170 244V245H171L172 247H175ZM177 244H179V245L177 246ZM188 244H189V243H188ZM197 244H198V243H197ZM204 244H203V246H204L205 248L202 247V249H203V248L206 249V246H205ZM227 244H226V246H227ZM256 244L259 245V247H258ZM1 245H2V244H1ZM1 245H0V249H1V250H2L4 247H7V246L5 245V246L2 248ZM10 245H9V246H10ZM19 245H22V244H19ZM25 245L27 246V244H25ZM46 245H48V244H46ZM62 245H63V244H62ZM96 245L99 246L100 249L97 248ZM102 245H101V246H102ZM113 245H114V243H113ZM113 245H112V244H111V245L108 244V247H109V246H113ZM123 245H124V242H123ZM132 245H133V244H132ZM137 245H138V243H137ZM162 245H160V247H162ZM186 245H187V244H186ZM190 245H191V243H190ZM190 245H189V246H190ZM195 245H196V244H195ZM195 245L190 246V247L193 248L192 250H194V248H196L197 246H199V245H196V247H193V246H195ZM240 245H239V247H238V246H235V244L231 243V251H232V252H231L230 249H229L230 247L227 246V248H226L224 245L222 246V247H223V250H225V252L223 251L224 253L227 252L228 254H231V256L233 255L232 257L230 256V259H229V255H228V259H229V263H228V264H230L231 260H233L232 258L235 257L236 255H237V258H236V259H237V264H241L242 260L245 261V262H243V264H244V263H246V261L248 260L247 258L244 259V258H245L244 256H243V257H244L243 259H242V256H241V257L238 256L240 253L243 254L242 246H240ZM2 246H3V245H2ZM11 246H12V245H11ZM37 246H38V245H37ZM44 246H45V245H44ZM115 246H116V244H115ZM124 246H125V245H124ZM127 246H128V245H127ZM155 246H156V245H155ZM164 246H166V244H164ZM171 246H169V245L166 246L167 249H170L169 251H171ZM183 246H182V247H183ZM201 246H202V245H201ZM201 246H199V248H200ZM256 246H257V247H256ZM23 247H25V246H21V248H20V247H17V250H19L18 248H20V251H21ZM53 247H54V246H52V248H53ZM56 247H59V246L57 245ZM56 247H54V248L56 249ZM67 247H68V246H67ZM69 247H70V246H69ZM71 247H72V246H71ZM81 247H83V248H81ZM132 247H134V246H132ZM135 247H137V246H135ZM150 247H151V248H150ZM158 247H159V246H158ZM158 247H156V248L158 249ZM160 247H159V248H160ZM166 247H162V248H164V249L166 250ZM168 247H170V248H168ZM176 247H175V248H176ZM182 247H180V248H178V249H179V250H183V249H181ZM190 247H188L189 250L191 249ZM207 247H208V246H207ZM224 247H225V248H224ZM232 247H235V248H232ZM240 247H241V248H240ZM244 247H245V249H244ZM249 247H250V249L253 250V251H251V250L249 249ZM9 248H10V247H9ZM14 248H15V247H14ZM36 248H37V247H36ZM36 248H35V249H36ZM47 248H48V246H47ZM63 248H65V247H63ZM75 248H77V249H75ZM109 248H110V247H109ZM113 248H114V247H113ZM125 248H126V247H125ZM140 248H142V247H140ZM156 248H155V249L153 248V249L155 250V252L157 251L158 254H160L161 252H163V253H161L162 255L160 254V257H159V255L156 254L157 252H156V253L153 252V253H152V254H153V257H156V256H157V257H159V258L162 259V256L165 254V253H164L165 250H164V249H161V250H164V251H161L160 249L156 250ZM183 248H185V246H184ZM217 248H218V249H217ZM40 249H41V248H40ZM43 249H44V248H43ZM71 249H72V248H71ZM84 249H86V250H84ZM87 249H90V250L88 251ZM116 249H117V248H116ZM116 249H115V250H116ZM127 249H129V248L127 247ZM131 249L133 250V248H131ZM176 249H177V248H176ZM178 249L176 250V253H177ZM186 249H187V246H186ZM186 249H184L185 252H186ZM188 249H187V251H189ZM204 249H203V250H204ZM220 249H222V248H220ZM220 249H219V251H220ZM226 249H227V250H226ZM228 249H229V250H228ZM232 249H233V250H232ZM235 249H239V250L241 249V251L238 250L240 253H239L238 251L234 252ZM3 250H4V249H3ZM6 250H7V249H6ZM6 250H5V251H6ZM24 250H25V249H23V251H24ZM38 250H39V249H38ZM47 250H48V249H47ZM67 250H68V249H67ZM105 250H107V251H105ZM113 250H114V249H113ZM132 250H131V251H132ZM138 250H139V248H138ZM143 250H144V249H143ZM154 250H153V251H154ZM192 250H190V251H192ZM197 250H199V249H197ZM197 250L195 249L194 251L196 252ZM200 250H201V249H200ZM200 250H199V251H200ZM203 250H201V254H203V253H204V254H207V253H208L207 255H209V253H210V254L212 255V258H213V257H215V258L217 257V258H216V259L213 258V260H212V258H210V257H211L210 255H209V256H210L209 258H207L208 256L206 255V256H207L206 258L208 259V260H207V259L205 258V256H204V254H203V255L200 254V255H201V257H200V255H198V254H199V253H198L197 255H198V257H199L200 260H199L198 257H197V259H198L199 261H197V259H196V261H197L196 264H201V263L206 264V260H207V263L210 262V261H212V264H215V263H216L215 260L218 261V260H217V259H218V255H217V253L215 254V252H213V254H212V253H211V252H212L211 250L208 252V250H209L208 248H207L206 250H204V251H203ZM258 250H257V251H258ZM9 251H11V250L9 249ZM13 251H14V250H13ZM20 251H18V252H20ZM25 251H27V250H25ZM40 251H41V250H40ZM55 251H56V250H55ZM55 251H54V252H55ZM79 251H80V252H79ZM131 251H130V252H131ZM144 251H145V250H144ZM159 251H160V253H159ZM172 251H173V253H174V252H175V249L172 248ZM172 251H171V252H172ZM202 251H203V253H202ZM205 251H206V253H205ZM219 251H217L218 254H219ZM221 251H222V250H221ZM221 251H220V252H221ZM249 251H251V252L253 253V255H252V253H250V254H251V255H250V254H249ZM11 252H12V251H11ZM16 252H17V251H16ZM43 252H44V251H43ZM62 252H63V251H62ZM76 252H77V253H76ZM116 252H117V251H116ZM130 252H129V253H130ZM132 252H134V251H132ZM138 252L141 253V252H143V251H138ZM145 252H146V251H145ZM178 252H179V251H178ZM185 252L182 251V253H181V257H182V259L180 258L179 260L181 261V260H183V258L186 259L185 257H187V260H183V261H184L183 264H188L187 262H189L190 259H192L193 257H194V259H195V257H196V256H195L196 253H195V255H194V254H193V253H194L193 251H192L191 253L188 252V253L194 255V256H192V255L190 256V254L188 255L187 252H186V253H185ZM197 252H198V251H197ZM223 252H221V254H222ZM244 252H245V251H244ZM254 252L256 253V249H255ZM8 253H10V252H6V253H3V254H6V255H7ZM25 253H26V252H25ZM29 253H30V252H29ZM45 253H46V252H45ZM51 253H52V252H51ZM63 253L66 254V253H69V252H66L65 249H64V252H63ZM63 253H62V257H61V258H63V257L66 256V255L63 256V255H64ZM70 253H69V254H70ZM108 253H109V254L113 253V254H112V255H109ZM136 253H137V251H136ZM146 253H148V252H146ZM146 253H145V255H144V253H143V255L145 256V257H144V258H145L144 260H147V261L145 262V264H150V263H149V260L146 258V257H148V256H147L148 254L146 255ZM154 253H155V254H154ZM173 253H169V252H168V254H170V255L173 254ZM184 253H185V256H182V254L184 255ZM224 253H223V255H221V254H220V255H221L223 258H227V253H226V257H225V255H224ZM233 253H234V254H233ZM235 253H236V255H235ZM237 253H238V254H237ZM23 254H24V252H23ZM48 254H49V253H48ZM88 254H89V255H88ZM134 254H135V253H134ZM152 254H151V255H152ZM166 254H167V250H166ZM168 254H167V255H168ZM174 254H175V253H174ZM178 254H179V256H180V253H178ZM214 254L217 255V256H215ZM247 254H246V255H247ZM0 255H2V252H1ZM32 255H33V254H32ZM53 255H54V254H52V255H50V256L47 255V256H49L48 258H50V257L53 256ZM67 255H68V254H67ZM73 255H72V257H73ZM154 255H156V256H154ZM167 255L165 256V257L167 258V259L165 258V261H167L169 258L171 259L172 257L175 256V255H172V256L169 255V256H168L169 258H168ZM186 255H187V256H186ZM244 255H245V254H244ZM256 255H257L258 258L256 257ZM8 256H9V255H8ZM58 256H59V255H58ZM132 256H133V255H132ZM203 256H204L205 262H203V258H202ZM2 257H4V256H2ZM2 257H1V258H2ZM133 257H134V256H133ZM135 257H136V256H135ZM139 257H140V256H139ZM163 257H164V256H163ZM190 257H192V258H190ZM238 257L241 259V260H240L241 262H239V260H238L239 258H238ZM262 257L259 258L260 260H258L257 263H259V261H261V258H262ZM9 258H10V256H9ZM9 258L7 257V259H6V257H5L6 260H8ZM58 258H60V256H59ZM58 258L56 259V261L58 260ZM69 258H70V257H69ZM148 258H152V256H150V257H148ZM174 258H175L174 261H173V260H169V261H170V264L173 263V262H175L176 257H174ZM178 258H179V257H177V259H178ZM189 258H190V259H189ZM5 259H3V260L0 259V260H1V261H6ZM52 259H54V258H52ZM63 259H64V258H63ZM66 259H68V256H67ZM70 259H72L73 262H74L75 259H79V261L81 260L79 257H78V258L75 257L74 259H73V258H70ZM70 259H68V260H70ZM126 259H128L129 261L126 260ZM135 259H136V258H135ZM155 259H156V258H155ZM194 259H193V261H194ZM201 259H202V260H201ZM209 259H210V261H209ZM220 259H221V258H220ZM220 259H219V261H220ZM234 259H235V258H234ZM236 259H235V260H236ZM252 259H251V261H253V262L249 261L250 264H253L254 262H255L254 264H256V261H257V260L255 261V260H252ZM263 259H264V257H263ZM44 260H45V259H44ZM46 260H47V258H46ZM46 260H45V261H46ZM49 260H50V259H49ZM49 260H48V261H49ZM72 260H70V261L72 262ZM138 260H140V259H138ZM151 260H152V262L155 261V260L153 261V259H151ZM157 260H159V259L157 258ZM179 260H176V263H177V264H178V261H179ZM188 260H189V261H188ZM226 260H227V259H226ZM226 260H225V259H223V260L221 259V262H217V263H221V264H222V262H223L224 264H226ZM1 261H0V263H1ZM59 261H62V260L59 259ZM59 261H58V263H59ZM64 261H65V264H69V263H66V262H67L66 260H64ZM70 261H68V262H70ZM132 261H131V262H132ZM142 261H143V260H142ZM160 261H161V260H160ZM169 261H167V262L162 261V264H163V262L169 264ZM171 261H173V262H171ZM180 261H179V262H180ZM191 261H192V260H191ZM201 261H202V262H201ZM213 261H214V263H213ZM42 262H43V261H42ZM81 262H82V261H81ZM81 262H80V264H81ZM95 262H94V263H95ZM135 262H136V261H135ZM135 262H134V263H135ZM138 262H139V261H138ZM138 262H137V264H138ZM181 262H182V261H181ZM227 262H228V260H227ZM247 262H248V261H247ZM261 262H263V260H262ZM261 262H260V264H262ZM31 263H33V261H32ZM74 263H75V262H74ZM77 263L79 264V262H77ZM77 263H76V264H77ZM94 263H93V264H94ZM134 263H132V264H134ZM140 263H141V262H140ZM140 263H139V264H140ZM159 263H160V262H159ZM159 263H156V262H155V264H159ZM176 263H175V264H176ZM210 263H211V262H210ZM210 263H208V264H210ZM217 263H216V264H217ZM1 264H2V263H1ZM43 264H44V263H43ZM46 264H47V262H46ZM59 264H60V263H59ZM61 264H64V263L62 262ZM72 264H73V263H72ZM82 264H83V263H82ZM141 264H142V263H141ZM151 264H152V263H151ZM160 264H161V263H160ZM173 264H174V263H173ZM179 264H181V263H179ZM189 264H195V263L190 262ZM231 264H234V262H233V263L231 262ZM235 264H236V262H235ZM246 264H248V263H246ZM263 264H264V262H263Z\"/></svg>", "mask_w": 264, "mask_h": 264}, {"label": "rangeland", "instance_id": "2", "mask_svg": "<svg viewBox=\"0 0 264 264\" xmlns=\"http://www.w3.org/2000/svg\"><path fill=\"white\" fill-rule=\"evenodd\" d=\"M2 1H7V0H2ZM9 1H10V0H8V1L6 2L7 4H6V6H5V5H4L5 3L1 2V0H0V8H1V5H2V7H3V9H2V11H0V13H1V12L4 13V11H5V13H7V12H8V11L6 12L7 9L9 10V13H10V11H11L12 13L10 14V16H9V13H8V14H5V15H7V17H10L11 19H13L12 22H10V19H9V18L7 19V17L4 16L3 14H2V16H1V14H0V18H2L3 16H4L3 18L6 17L5 20H8V21H9L11 27L8 26L9 23H8V25L6 24L8 21H6V23L3 24L5 20H0V22L2 21L1 24H3L4 27H3L1 24H0V26L3 27V28H5V26H6V31H7L8 27H9L10 29L12 28V30H13V28H14L13 25L15 24V28H14V31H13V32H17V33H13V34H14V35H13V34H12V31L10 32V30L8 29L9 32L6 33V34H7L6 36H8V37L10 36L9 39H12V40H10V42L8 41L9 46H12V45H13L14 40H15V41L17 40V41H16V43H14V45H13V47H14L15 49H14L13 47H11V49H9L10 47L8 46L7 41L5 40V41H6V42H5V41L2 40V38H1V34L3 35V34L5 33V30L3 31V29L0 28V31L2 32V33L0 34V39H1V40H0V44H2V42H5V43H3V44H5L4 47H2V46L0 45V49H1V50H0V54H1L0 56H2V57H1L2 60H1V59H0V60H1L2 64H3V63L5 64V61H6V62L8 61V62H7V65H8V63L10 64V63L12 62V63H11L12 65L10 64L11 66H7V68L4 67L6 64H5L4 66L1 64L3 68L0 67V70L3 71V69L5 68L6 70H8V73H9V74H10V72H11V74H12V71H13V74H12V75H11V74L9 75L8 73L6 74V71H5V69H4V71L2 72L3 75L0 74V75H1L0 77H2V78H1L2 80H0V83H1V81H2L3 84L5 85V84H8V83H9V80L11 81V78H14V79H16V80H12V82L15 83V84H14L15 86L12 85V84H13L12 82L8 84V87H7V85L4 87V85H2V83H1V84H0V87L3 86L4 88L1 87V89H0V94H1V92H2V95H3L4 93H5V94L8 93L7 91L10 90V89L8 90V88H12V87L14 88V87H17V88H14V89H18V90H19V92L16 91V93H17V92H18V93L22 92V94H25V97L28 98V99H27V102H28V100L30 99L29 96H28V93H30L32 90H34V92H35V90H37L36 87H38V89H39V88H40L39 86H40V85L42 86V83H43V82L46 83V84L43 83V86L41 87V89H39V91H37V92H40V93H41L42 88H43L44 86H46V87H44V88H46V90L43 91L44 88H43V90H42V93H41V94H43V95L40 96L41 94H40V93H37V92H35V94H37L36 97L38 96V94H40L39 96L42 97L41 99H42V100H43V99H44V100L46 99L45 101H47V102H45V101L43 100V101L45 102V103L43 102L44 105H40V101L42 102V100L40 99L39 96L37 97V98H39V99H36L35 95L33 94L34 92L32 91L33 93L31 92V94H32L35 98H33L31 101H32V102H33L34 100H37V101L40 100V101H39V103H38L37 101H34L35 103H34V104L31 103V104H32V105H35V106H36V104H39V106H41V107L43 106V109H44V107L49 106V107H47V109H49V110H47L48 113L45 112L46 108H45V110H44V114H47L46 117H43L44 120H46L45 118H48V119H49V122H48V120H46L49 124H48L47 122H45L44 120H41L42 122H39L40 119H41L40 117L44 116V114H42V115L40 114V113H42V110H43L41 107L38 108V107H35V106H34V107H33V106H32V107L29 106V104H30L31 101H30L29 103H27L29 107H28V106L26 107L25 105H27V104H26V103L24 104V102H25L26 99L22 98V94H20V95H17V94H16L17 96L15 95V93L11 94L12 91L15 92V91L13 90V88H12V89H11V93L9 92L10 95H8V94H7L8 96H7V95H5V96L3 95L4 99H3V97H1V95H0V98H2V99H0V100H2V101H0V102H1V104H0V105H1L0 108H1V107H7L5 111L7 112L8 110H10V111L7 112V114L11 112V113L9 114V116H10V115H13V117H12V116L7 117L8 119L11 118V121H10V120H6V122H4L5 120H4V119H1V118H3L4 116H2V117L0 118L1 121L4 120L2 124L5 126V127L2 126L1 121H0V124H1L0 129L3 128L2 131H0V134H1V136H3V138H5V139L2 138L3 141H6V140H7V142H5L4 144L7 143V145H8V147H7V145H4V144H3V141L0 140V142L2 141V143H0V147H1L0 149L3 150V149H5V148L7 147V148H6V151H7V153H9L8 155H10V152H11V156L13 157V159H14V157H15L16 155L18 156V154H19V156L21 155V157L25 158V156H26V155H29L30 152H31V150H32L31 147H30L31 144H32V142H33L34 140H36V139H34V140L32 141L31 139H33V138H31L30 136H31V135L34 136V132H35V137H36V131L40 134V137L45 136L46 134H45V135H42V133L44 134V131H46V130H44L45 128L42 129L41 127H43L42 125H45V126H46V125L48 124V125H50V126L48 127V125H47V129H48V130H47L45 133H47L48 137L50 138L49 140H51V141L47 140V142H46V136H47V135H46L45 137H42L43 139H45L44 141H43L42 138H38V139H37V142H38V143L36 142V143H37V146H36V143H34V144H35L34 146H36V149H38L37 147H39L38 145H40V144H39V140H40V142H41V139H42V141H43L44 143H41V145H42V144H45V142L48 143V144L52 143V144H50V147L52 148V147L55 146L57 153H55V152H56V151H55V148H53V149H54L53 151H51L52 149L50 148L51 150L49 149V153H50V155H49V153L47 152V151H48L47 149H48V147H49L48 144H47L48 146L45 147L44 149H42V147H44V146L41 147V149H42V152H41V153L38 151V150L40 149V147H39V149L36 150V151L39 152V154H38V152H36L38 155H37V154H34V155H36V157H35V159H33V160H31V159L29 160V158H25V159H28V160H27V161L24 160V161H25V162H24V161L20 158L21 161L24 162V163L20 162V164H19V163L16 161L17 159H14V160L16 161L15 163H18V164H19V165H18V164L13 163V162H12L13 160L11 159L12 161H11V162L9 161V162H10L9 164L11 165V163H13V166H14V167H13V166H12L13 168H12V167H11V168L8 167V169L10 168L11 170L9 169V170L7 171V172H9V173L11 172V173H10L11 175H10L9 173H8V175H7V172H6V171H4L5 173H4V175H3V171H2V170H5L4 167H6V166L8 165V164H6V162L3 163L4 160H5V158H6L7 153H5V152H6V151H5L4 154H3V151H4V150H3V151L0 150V151H1V153H0L1 155H0V156H1L2 158L5 156L3 159L0 157V158L3 160V161H2V160H1V161H2L3 164L6 165V166L0 168V169H1V171H0V173H1V174H0V178L6 181L7 179H5V175H6V177H9V178H11V177L13 178L14 176H12V175H15V177H17V178L14 177L13 179H15V180L17 179V180H16V181H17V184H16V185H18V186H15V187H17V188L20 187V189H21L22 187L24 188V184H26L25 186H27V185L30 184V179H31L30 177L33 176L32 179H31V180H32V181H31V182H32L31 185L34 184V182H35V184H36L37 186L42 187V180H43V182H44V179H43V178H46V180H47V177H48V175H49V173H45V172H48V171H49V172L51 173L50 169L48 168V169H49V170H48L47 167H49V165L52 164L51 168L54 169L55 165L57 164V166H58L59 168H61L62 165H63L62 163H64V162L67 160V161H69V162H68L67 164L64 163V165H63L64 168H61V169H65V170L67 169V170H66V175H67L68 173H69V175H70V173H73L72 175H70L71 178H72V176L75 177L76 175H79L80 178L82 177L83 180H82V178H81V180H80V181H81V182H80L81 185H83L84 181H85V184H87V182L89 181V182H88V183H89L88 186H91V185H92L90 188L94 187V188L91 189V190H92V191H91L92 193H91L90 191L88 192V190H89V189H88L87 192L85 191V192L88 193V194H85V192H83L84 195H85V197H84V195H83L82 197L85 198V201H87L89 198H90V199H91V198H95V199H91V200H88V201H87V203L89 202V203H88V206H89V207H87L86 204H85V202H84V206H83V207L86 206V209L89 208V209H87V213H90V214L87 215V220H86V218H85V217H86V214L84 213L85 216H84V214H83V212H85V210H86L85 208H84V209L82 208V209H83V210L81 211V212H82V213H81V216H82V217L80 216V212L78 211L80 219H77V217H75L74 215H73V216L71 215V216H72L73 218L75 217L74 219H77V220L75 221V225L80 221V223H78L79 226H80L81 223H82L81 220H82V219H85V221L82 220V221H84V223H82L81 226H82V227L84 226V227L86 228V227H89V226L91 225V226L89 227L90 229L92 228V226H93L94 224H96V223L93 221L94 217L96 216L95 218H97V220H95V221H97V223H99V224H102V226H101V225H98V226L95 225V227H99V226H100V227L98 228V230H95L96 228L94 227V228H95V229L93 230L94 233L96 234V233L102 232V231H99V229L103 230V229H105V228H106V231L103 230V233H101V235H100V233H99V235L101 236V238L104 237V236H103V235H104V232H106V234L109 233V237H108L107 239H104V238H103V239H104V242H105V240H106L105 244H107L106 247L109 249L108 251H107V250H105V251L109 252V251L112 250V252H114V254L117 253V255H119V254H121V253H118L119 250H121L120 252H122V248H123L124 251L122 252L123 254H122L121 257H124L125 255L128 254L127 256H128V258H129V260L131 259V257L134 258V259H133L134 261H132V260L129 261L128 259H126V260H128L131 264L134 263L135 261H136V262H135L134 264H137L138 261H139L138 264H139L140 262H141L142 264H145V262H146L147 260H144V259H145V258H144V257H145L144 255H145L146 252H148V253H146V255L148 254V255H147L148 257L152 256V258H148V257H146V258L149 260V263H150V264H151V263H152V264H155V262H156V263H159V262H160V263L162 264V261H164V262H167V261H169V260H173V261H174V259H175L174 257H176V260H179L180 258L182 259V257H181V253H182V251L185 252L184 249H186V246H187V249H188V247H190V246H192V245H195V244H196V245H199V246L202 245L200 248H199V246L196 247V245L193 246V247H196V248H194V250H195V249H196V250H197V249H199V250H200V249L203 250V249L205 248V247L203 246V244H204L203 241H205V242L207 243L208 240H209L210 238H212V236L209 235L210 233H207V232L209 231V229H210L209 232H211V228L213 229V227H214L216 224L218 225V223H219V221H218V223L214 224V226L212 225L213 227L210 228L211 224H213V223H215V222L217 221V219H218L217 217H218V216L220 217V214H219V215H216V214H217L216 212H217V211H218V212H221V211H219V209H218V210H217V209H214V210H216V211L214 212V211L212 210V207H211L210 210H212V212H211V211H210V212H211L212 215L210 216V214H208V215H209V219H210V217H212L213 215H214V216L216 215V216H215V221H214V219H213L214 222H212V220L210 219L209 222H210V221L212 222V223H210V226H208V225H209V224H208L209 222L207 223L208 225H205L206 227H209L208 229H205V230L207 231V232H206V231H205V232H206L208 235H205L206 233L203 231L204 228H206V227H204V226L202 227L203 230H202V231H199V230H201L202 228H199V227H200V226H199L200 223L197 222V218H198V217H201V216L203 217V215L205 216V214H206L205 209L207 210V208L209 209V207L211 206L213 200H212V199L210 200V195L212 194V192H214V193L216 192L217 195L213 193V196L216 195V197H217L218 195H220V192L222 193V192L225 190L226 193H225V192H223V193H225L224 195H225L226 198H227L228 196L231 197V198L229 197V198H230V201H228V200H229L228 198H227V200H225L226 198L224 199V197H223L222 194H221L222 197H221V196H219V197L223 198V200L226 201L225 203H229V204L232 203V205H233V202H234L235 200H237V199H238L237 201L239 202V199L241 198V196L244 197V196H245L244 193H246V192L242 193V194H244V196L241 194L240 197H239V195H238L237 197H236V196H233V195H235V194H232V193H234L235 191L231 189L232 187H230L229 189L231 190V194L228 195V196H226V194H227V189H228V188H227V189H225L226 187L224 188V186H227V185H224L222 181H224V183L226 182L225 184H228L229 181H230V183L232 184V182H233V181L235 180V178H236V177H234V176L236 175V173H234V172H233V173H234L235 175H234L233 173H231V174H233L234 176H233V175L231 176L230 174H228V176L230 175V177H231V178L229 177L230 180H229V178H228L229 181H228V180L225 181V180H222V179H221L220 182H222V184H221L222 186H221V185H220V186L223 187L224 190H223L221 187H220V188H221L223 191H220V190H221L220 188H218V189H220L219 191H218V189L214 188V184H212L214 190L211 189L209 186H207V185H208L207 182L209 183V180H210V182L214 183L213 180H214L215 178H214V179H210V178H212V177H210V176H212V175L215 173V172H212V171H213V170H216L217 172L220 171V173H222L221 171L223 170V169H222L223 167H221V169L218 171L219 167H217V166L220 164V162H218V165L215 164V166H214V163L211 161L212 156H211V155H207L209 152L211 153V152L213 151V150H212V151L209 150V146H211L210 148H212V145H211V144L214 143V140H215V143H217V142H216L217 139H214V136H215L216 138H219V137H217V136L219 135L218 132H220V130L222 129V127H220L221 129H220L219 127L216 128V126H218V125L220 124L219 121H218L217 123H214V122H215V121H214V120H215L214 118H212V120L214 119V120H213L214 122H212V121L210 122V119H209V122H210V123H208V125L211 126V123H214V124H212L211 127H214V126H215L214 129H213V132H214L216 129L219 130V131H217V130L215 131V132H217V134L214 132V133H215L214 136L212 135V136H213V140H212V137H211V135H210V134H212V132H211V133L209 132L210 134L207 135V136L210 135V138H211V140H212V143H211V142H209V143H211V144L207 143L208 140H209L210 138H208L207 142L205 141L207 138H206L205 140H203V138H205L206 135H205V137H203V135H201L202 137H201V136L199 137V138H202V139H201L202 142H200V143H199V141H198L199 138H198L197 136H196L197 138H195V136H194V137H193V136H191V137H188V136H187L188 139L193 137V138H194V141L197 139V140H196L197 144H196V143H195V144H196V145H199V146H198L199 148L201 147V145H202L203 142L205 141L204 144H203V146L205 145V143H207V144L205 145L206 147H203V146H202V148H200V150H201V149L203 150L204 148H205V149L208 148V153H204V152H203V151H206L205 149H204L203 151H200L199 149H195V151H194V150H193L194 148H191V147H193V146L195 147V145H193V143H194V142H193V139H192V140L189 139L190 141L188 140L190 143H191V141H192L191 146H190V143H189V142H188V143H186L185 141L182 142L183 140H186V139L183 138V135H184L185 133L187 134V132H188L189 135H190V134L192 135V133H194L195 131H196L195 133H198L196 129H195L194 131H192V133H190L191 130H192V129H190V126H192V128H193V123H195V122L193 121V117H192V118L190 117V115H191L192 113H189L190 115H189L188 117H185V118H187V119L190 117V118H189L190 121L188 120V122L186 121V119H184V117L181 118V119H179L180 122L182 123L183 128H185V130H184V129L181 130V131H183V130L185 131V133H182V134H183L182 137H181V136H178V137L181 138V140H180V138L177 139V138L174 137V135H173V132L175 131V128H174V127H178L180 122H178V126H175V125H176V124L174 123L175 121L173 122L172 119H173V117L175 116V113H178L179 111H182V114H183V111H184V112L187 111V109H186V110L184 109V108H185V105H186L184 102H182V103H184L185 105H184V104H181L182 106L184 105V108L180 105V107H182V108H179V109H182V110H179L178 112H176L178 109L176 110L175 107H174V109H173V107L170 106V108L172 107V108H171V111L175 112V113L173 114V117H171V114H172V113L170 112V108H169V110H168V107H169V106H168L167 104H166V106H165V108H166L167 110H166L164 107L161 106V107L163 108V110L165 109V110H164V113H165L166 111H169V112H166V113H168V115L171 117V121H172V122L170 121L169 123L166 122V121H169V120H168L169 118H166V117H168V115H165V116H166V117H165L166 119H164V118H163V113H162L163 110L159 107V109L162 110V112H160V113H162V114H160V115H162V116H160L159 119H160V120H161V119H162V120L164 119V121L166 120L165 122L168 123V124L171 123V126H170V125L164 123V121H161L162 123L165 124V126L167 125L168 128H169V129L166 128L167 126L165 127L166 130H168V132L165 133V135L167 134L166 136H167L168 140H170V138H172V139H171V142H170V141H169V142H165V146H164V145H163L164 147L161 146L162 143H161L160 141H161L162 139L166 141V139H164L166 136L163 135L164 130H165V129L162 130V127H163V126H159V127H158V126L156 125V127H154V128H155L154 132L156 131V132H155V136L160 135V134H161V136L163 135V136H162L163 138H162L160 141H159V139H157V138H159V137H153V136H154V135H153L154 133H153L152 131H151V132L153 133V134H152V138H156L157 140H156V139L152 140L150 131L148 132V134H145V137L148 135V137L150 136V140H152V142L154 141L153 144H152V143H149L150 141H148V143L150 144V145H149L150 147H153V145L155 144L156 141L158 142V143H156L157 146L154 145V147H157V148H154V147H153L154 149H153V148L150 149V147H149V150H151V151H152V150H153V151H156L155 149H157V151H158V149H159L160 147H163L164 150L167 149V148L172 149V148H170V146H168V145H169V143L174 142L173 138L176 139V142H177V140H178L179 142L181 141L182 143H185L187 146H188V144H189L190 147L188 146V148L192 151V153L190 152V150H188V148H187L186 146H185V147H186L187 149H184V150H185V151H184V150H183V148H185L184 146H182L183 148L181 147L182 149H180L179 146H178V144H177V147H176V145H175V147H174V144H176V142H175L174 144L172 143L173 146L171 145V147H173V149H172L173 151L170 150V151H171V152H170L169 149H168V151H169L170 153H172V156L169 157V155H171V154H170L169 152H167V153L169 154V155H167V157L170 158V159H171V157H174V156L176 155V154H173L175 150H179V151L183 150V153H184V154L189 152L190 154H193V155L195 156L196 160L199 158V156H197L198 153L201 155V153L203 152L204 155L210 156V157H208V158H207V156H206V158H207V160L210 158V161L208 160V162H210V164L213 165V168H212L213 170H212V169H209V170H206V172H207V171H208V172L210 171L212 175H210V172H209V173L207 172V174L210 175V176H209V175L206 176V177H207L206 179H208V181L203 177V175H201V177H203V179H202L201 177L198 178V179H202V180H204V182L206 183V186H204L205 183H203V185H200L201 187L204 186V187H202V188L198 187V185H194V184H196V183L198 184V181H200V180L197 181L196 178H195L196 183L192 184V186H197V188H200V191L203 189L204 192H205V190H206V189H204V188L209 187V189H210L209 193H210V194L208 193V190H209V189H208L205 195H206V198H207V195L209 196V198H208V199L210 200V201L208 200L209 204H210V202L212 201L210 205H206L205 201H207V200H205L206 198L203 199L204 196H205V195H203V194H202L201 196H199V198H198V199H200V197L203 196V198H202L203 200L200 199V200H202L203 202L200 201V200H197V199H196L197 197L194 198V197L196 196L195 193H196V192L198 193V192H199V191H198L199 189L196 191V190L191 186V183H188V181H189V182L191 181V179H190V180L188 179V178H189L188 176H186L188 180L186 179V177H183V178H178V177H177V174H178V176H179V175H181V173H182V176L185 175V174L187 175V173L184 172V170H185L186 166L190 165L191 162H194V164H195L196 161H194V158H193V160L190 158L189 160H192V161H191V162L189 161V163H188V159H187V158H188V157H187L188 155L186 154L187 156H186V157L184 156L185 159L182 157L183 160H187V164H188V165H187V164L185 165L184 163H185L186 161L183 162V160H181L182 158H181V159L179 158V155H178L179 152L177 153V151H176L177 156H176L175 158L178 157V158L182 161L181 163L178 162L179 165H177V166H178L179 168H181V165H182V163H183V164L185 165V166L183 165L185 168H184V170H182L181 172H180L179 170H178V171H175V167L177 168V166H176L175 164H173V165H174V167H173V166H172V163H174V162L176 163L179 159L176 161L175 158H172L173 160H175L174 162L171 161L172 163H171V162L163 163L164 161H165V162H166V161H170V159H166V158H164V156L166 157V155H165L164 153H161V151H162L163 149H160L161 151H158V152H160V153H158V152L154 153V154H156V155H155L156 157L153 156L154 154L149 153V152H151V151H149L148 149H147V150L145 149V147H146V148L148 147V145H146V143H145V142H147V140L144 142L145 144L141 142V144H144V145H145V146H144V149H142V151H141V148H140L141 145L138 144V147H139V150H140L139 152H137L138 149H136L135 146H133V147H134V148H133L130 144H129V145L126 144L127 142L125 143L123 139H120V141H122V143H123L122 145L120 144L121 142L118 143V144L121 145V147H122L123 145H125V144H126V147H127V146H130V147H128V148H131V150H130L131 153H132V148H133V151L136 149V151H134L133 153H135V152H137V153H141V152H142L141 154H143L146 158H148V160H147L146 158H144V157H143L144 159H141L143 155H140V156L138 155V156H136L137 153H135V154H136V155H134V156L136 157L135 159H137V157H138V158L141 157L139 160H141V161H144V160H145V162H142V163H141L140 161H139L140 163H138L136 160H134V161H135L136 163H138L139 165H142V164L144 165V164H147V163L149 164V163L153 162L154 159H155L154 162L156 163V161L158 160V159H157L158 157H159V159H160V160H158V162H159V161L161 162V160H162L161 157H163V161H162L163 164H162V163H161V164H160V163H156V164H154V165H155V166H154V165H151V164L154 163V162H153V163H151V164L149 165V166H151V167L153 166V167H152V168H153L152 172L155 170L153 173H155L156 170H157V172H156L155 174L158 173V174H157L158 177L162 176L161 178H159L160 180H159V179H156L157 176L154 177L155 174L153 175V174L151 173V170H150L151 168L148 166V164H147V165H144V166L142 165V166H143L142 168H144L145 166H148V167H147V171H146V168H144L145 170L143 171V174H142V175H145V174H146L145 176H142V175H141V172H142V170H143V169L141 170V166H140V167L137 166V169H138V170L140 169V170H139V172H140L139 175L141 176L142 180H143V177H146V176L148 175V177H147L148 179L146 178V179H144V180L147 181V182L149 183V188L147 189V187H146L147 184H146V182L144 183V180H143L142 182L145 184V186L143 185V183H141L142 186H141V184H139L140 188H139V186H138V188L135 189L136 191H137L138 189H140V190L137 191V194H136V191H135L134 189H131V187H130L128 184H125V185H124V183H125V182H124V176H123V175H124V171H121L123 168H121V167L118 166V167H119V170H117V168L114 170V168L116 167V166H115L114 168H112L113 171H112V170L107 171L108 169H107V170L104 169L103 172H102V175H101V172H99V170H97V169L95 168V167H96L95 165H93V166H95V167H93V166L91 167L92 169L95 168V169H93V170H92V169L90 170V169H89L90 167H87V166H86L87 163L85 162V163H86V164H85L84 161H87V162H88V160H89V161H92L91 164H93V163L95 164V162L98 163L97 160L101 161V160H102V157H103V154L100 155L101 152L99 153V152H98V151H99L98 149H94L93 151H91L92 149H89V151H88V155H90L91 153H95V154L97 153V155L91 154V157H93V158L96 157V156H97V157H96L95 159L91 158L92 160H90V159H89L90 157H89L88 155L85 154V152L88 150V148L91 147L90 145H89V147H88L87 145H85V147L87 146V148H86V150L83 148V149L85 150V152H83V153H82V151H84L83 149L81 150V148H79V149H80V152H79V150H78L79 153H77V156H79L80 153H82V156L77 157V159H78L77 161L79 162V164H81V163H82V164H85V166L83 165L85 169L82 170L83 167L80 169V167H81L82 164H81V165H77L78 167L75 165V162L78 164V162H77L76 159H75L76 156L73 155L72 157H74V158H71V157H70V155L73 153V151L75 150V148L73 149L72 152H71V150H70V152H69L68 150H67V152H66V151H65L66 149H64V148H65V146H67V145H66L67 143L64 144V145H65L64 148H63V145H61V142L64 141V136H63V134L66 133L65 131H68V127H70V126L68 125L69 123H68V124H65L66 126H68L67 128H66V126L64 125L66 129H62V128H64L63 126H60V127H59L60 122H62V124H64L63 121L65 122V120H63L60 116L64 117V119H65V117H67V115H68V114L66 115L65 112H69V113H70V112H72L73 110L75 111V109H77V108H75V109L72 110V108H73L74 106L77 105V104H76V103H77V100L74 99V100H76V101H73V100L71 101L70 99H68V98L65 97V95H66V96H67V94H68V95H72L73 93L70 94V92H69V93L67 92V91H68V90H66V89L68 88L67 85H66L67 87H66V89H65L67 93H66L64 90H62V89H64V88H62V87L65 86V85H63V84H65V83H64L65 81H67V82L70 83V84H69V88L71 87V85H74V84H72V82H73L72 80L75 79V78H74L75 76L73 77V75H74V74H73V71H71V70L69 71V69L67 70L69 73H72V75H71V76L69 75L68 78H67V75H68V74H67V73H64V72H67V71L65 70L66 68H71V67H66V64H65V63H69V62L67 61V59H69V61H70V59H71L72 62H70V63H74V62H76L75 64L77 65V58H78V57L75 56V57H76V59H75V57L73 56V54H74V53L76 54V51H77V55L79 56L78 53H79L80 49H79V50H75V48H79V46H77L76 44L79 45V43L81 44V42H80V39H79V38H78V39L75 38L76 41L78 40V43H77L76 41L73 42V41H72V40H73L72 38H74L73 35H75V34L78 35L79 32H80V31H78V30H79V28H78L77 32H75V33L73 34V32H74L73 27L75 26L74 24H75V22H77L78 17L72 19V20L75 21V22L73 21V22H74L73 25H71V24H72V23H71L72 20H71V21L69 20L70 22L68 21V19H69L68 17H71V14H72V13H71V12H72V9H70L69 6H68V8H69L70 10H68V11H70V12L67 11V12H68L67 14H69L70 16H67L66 11H65V13H64V10H65L64 8H65V7L67 8V5H69V3H70V2H69L68 4H66V3H67L66 1H68V0H66V1H65V0H62V1H61V0H60V1L57 0L56 3H55V1H53L54 4H53L52 0H51V1L48 0L50 3H49V2L47 3V0H43V1L41 0L42 2H41L40 0H35V2H34V0H33L34 5H31V4H33V3L31 2L32 0H28V1H29V5H28V6H31V7H27V4H28V1H27V0H25V1H27V3H26L24 0H18L19 2L22 1V2H20V3H23V4H24V2H25V3H26V6H25V4H24L23 6H25L26 8L23 7L22 4L19 5V2L16 4V5H19V6H15V8H14V7H11L12 4L15 5V3H16L17 0H13L15 3L12 2L11 6L8 5V2H9ZM38 1H39L42 5H41ZM63 1L65 2L64 5H62V4L64 3ZM143 1H144V0H142V2H143ZM149 1H150V0H149ZM152 1H153V0H152ZM154 1H155V3H156V0H154ZM43 2H45L46 4L43 3ZM62 2H63V3H62ZM140 2H141V1H140ZM146 2H148V0L145 1V4H144V2H143V3H140V4H143V5H148V4H149V5H150L149 2H148V4H147ZM1 3H2V4H1ZM36 3H37V4L39 3V4H40V7H38V5L35 6ZM60 3H61V7H60ZM152 3L154 4V2H152ZM157 3L159 4V2H157ZM9 4H10V2H9ZM44 4H45V6H44ZM51 4H52V5H51ZM56 4H57V5H56ZM3 5L5 6V10H4V6H3ZM7 5L10 6V8L7 7ZM47 5H48V6H47ZM83 5H84V4H83ZM85 5H86V4H85ZM149 5H148V6H149ZM151 5H152V4H151ZM151 5H150V6H151ZM20 6H21V7H20ZM34 6H35V9H32L33 12L36 11L37 14L41 13V17H42V19H41V17H39L40 15L37 16V14H35L36 17L33 16V14H34L35 12L33 13L32 10H31L30 8H33ZM43 6L45 7V9H43V8H44ZM55 6H56V7H55ZM62 6H65V7L63 8L64 10L62 9ZM70 6H71V3H70ZM72 6H74V7H72ZM72 6H71V7L75 9V5H74V3L72 4ZM80 6H81V5H80ZM80 6H79V7H80ZM150 6H149V8H150ZM152 6L155 7V6H157V4L152 5ZM17 7H18V8H19V7H20V8H23L24 10H23V9L20 10V9H18ZM36 7L39 8V9L36 10V9H37ZM57 7H58V8H57ZM85 7H86V6H85ZM85 7H84V8H85ZM153 7H152V8H153ZM159 7H160V5H159ZM162 7H163V6L161 5V8H162ZM214 7H215V5H214ZM11 8H13V9L10 10ZM41 8H42V9H41ZM51 8H52V9H51ZM59 8H60V13H61L62 11H63V13L59 14V11H58ZM81 8H82V7H81ZM147 8H148V7H147ZM147 8H146V9H147ZM155 8H156V7H155ZM155 8H154V9H155ZM157 8H158V7H157ZM157 8H156V11H154V9H153V10H152V9H148L147 12H148L149 14H150V13L152 14V12H150V10H152V11L155 13V15H156V14H158V13H156V12H159V11L161 10V9H160V10L158 11ZM206 8L208 9V7H206ZM206 8H205V10H206ZM210 8L214 9L213 7H210ZM217 8H218V7H217ZM217 8H216V9H217ZM26 9H28V10H30V11H27ZM53 9H54V10H53ZM143 9H144V11L142 10V8L138 9V10H140V11H139V12H140V15H138V16H140V17H138L136 14H134L135 18H138L139 21H143V19H144V18L142 17L143 14H142L141 12H146V11H145V8H143ZM16 10H17V11H16ZM25 10H26V11H25ZM51 10H52V12H51ZM66 10H67V9H66ZM81 10H82V9H81ZM85 10H86V9H85ZM141 10H142V11H141ZM205 10L202 12L204 17H205L206 15H209V13H208V14L206 13V14L204 15V13L206 12ZM218 10H219V11H220V10L222 11V8L217 9V11H218ZM225 10L227 11V9H225ZM228 10L231 12V13H230L231 15H229V14L227 13L228 16L225 15V13L219 14V13H221V12L218 11L219 13H216V14H218V15L220 16V18H218L219 16L217 17V15H215V14L213 13V10H212V13L216 16L217 20H220V19L225 18V17L228 18V20H226V18H225V23H227V22L229 21V19L234 21V19H235V15H236V13H235L236 11H233L234 9H231V10L228 9ZM13 11L16 12V13H14V15H13V16L15 17V19H14V17L12 16ZM21 11H22V12H21ZM44 11H45V12H44ZM55 11H56V13H55ZM82 11H83V10H82ZM165 11H166V10L163 9V11H161V12H162V13H165ZM207 11H208V10H207ZM217 11H215V12H217ZM229 11H228V12H229ZM232 11L235 13V15H234V13H232ZM18 12H19V13H18ZM27 12H28V15H29V16L31 15V18H33V19H31L30 17H27V14H26ZM29 12H31V14H29ZM42 12H43V14H42ZM46 12H47V13H46ZM79 12H80V11H79ZM147 12H146V13H147ZM208 12H209V11H208ZM224 12H225V11H224ZM22 13H23V14H22ZM45 13H46V14H45ZM80 13H81V12H80ZM136 13H138V12H136ZM146 13H144L145 16L143 15L144 17H146V18L144 19L143 23H142V22H139L141 25H140L139 23H135L136 26H135V24H134V26H133L132 23H134V22L131 21V23H130V21H129V19H130V15L126 16V17H129L128 21H127V20H126V21L123 20V23L121 22V21H122L121 18L123 19V17H124L125 15H127V13H125V15L123 14V16H121V14H119V16L116 15V16H118V18H117L116 16L113 17V18H111V19H114V18L119 19V17H121V18L119 19V21H116V19H114V21H115L116 23H115V24H112L113 27H111V23L114 22L113 20H111V23L109 24V25H110L109 28L111 27V29H109V32H110V30H111L110 33H113V35H112V34H111V35L114 36V37L111 36V38L115 40V39L118 37V36H117V37L115 38V35L119 34L120 32L123 34L122 31H124V30L118 31V30H119L118 28L121 27V28L123 29L124 25H127V23H130V24H128V26H125L126 28H127V27H130V26H131V27L133 26V28H134V27L138 28L139 25H140V27H141V26H145V28H144V27H141V29L143 28L144 31H143V29H142V30H141V29L138 30L139 28L136 29V31L138 30V32H140L139 34L142 35V36H141L142 38H140V37L138 38V35H139V34H137L136 37H137L138 40H139V39H141V40L144 39L143 36L146 35L145 30H147V31H146V32H147V35H146V36H147V38H148V35H149L150 33H148L149 31H148V29H146V26H147L148 23H150V22L146 23V22H147V20H146V19H147V16H149V14L147 13V14H148V15H147ZM19 14H20V15H19ZM44 14H45L46 17H44ZM51 14H52V15H51ZM81 14H82V13H81ZM141 14H142V15H141ZM210 14H211V13H210ZM15 15H16V16H15ZM23 15H24V16H23ZM42 15H43V16H42ZM47 15H48V16H47ZM56 15H58V16H56ZM63 15H65V18L62 17V20L60 21V18H61L60 16H63ZM73 15H74V12H73ZM132 15H133V14H132ZM146 15H147V16H146ZM155 15H154V16H155ZM221 15H222V16L225 15V16L222 17ZM232 15H234V17H233ZM18 16H20V17H18ZM66 16H67V17H66ZM150 16H151V15H150ZM152 16H153V15H152ZM203 16H202V14H201L200 17L202 18ZM229 16H230V18H229ZM236 16H237V15H236ZM16 17H17V18H16ZM37 17H39V18H37ZM49 17H50V18L52 17V18L50 19ZM53 17H54V18H53ZM131 17H132V16H131ZM200 17H199V19H200ZM206 17H207V16H206ZM208 17L212 18V19H211V22H212V20H213L212 14H211V16L209 15ZM263 17H264V14H263ZM3 18H2V19H3ZM18 18H20V19H19L20 22H19ZM26 18H27V19H26ZM34 18H35V19H34ZM43 18H45V21L47 20V24H48L49 27H50V26H53L54 24L58 23L59 21H60L59 23H61V22L63 21V19L65 20V19L67 18L66 21L69 23V26H68V27H69L70 29H71V28H72V29L70 30V29L66 26V24L68 25V23H67L66 21H64L65 23L62 22L63 25L65 24V25H64L65 27H64L62 24H59V23H58L57 26L54 25L53 27L48 28L47 26H45V25H46V24H45V23H46L45 21L43 22L44 24L42 23V26L44 25L43 28H42V27H39V25H41V22L43 21ZM47 18H48V19H47ZM55 18H56V19H55ZM124 18H125V17H124ZM140 18H141V20H140ZM148 18H150V17H148ZM210 18H208V19H205V18H204V20L207 22L208 26H209V25L211 26V23L208 22V20H209ZM216 18H215V19H216ZM231 18H232V19H231ZM16 19H17V20H16ZM21 19H23V20H21ZM39 19H41V20H39ZM49 19H50L51 21H50ZM53 19H54V20H53ZM70 19H71V18H70ZM76 19H77V20H76ZM125 19H127V18H125ZM199 19H198V20H199ZM14 20H16V21H14ZM30 20H31V21H30ZM32 20H36V21H33V22H34V23H33ZM23 21H24V22H23ZM25 21H27V22H25ZM52 21H57V22H54V24L51 25V24L53 23ZM112 21H113V22H112ZM200 21H201V23L203 22L202 19H201ZM200 21H198V22H200ZM205 21H204V22H205ZM209 21H210V20H209ZM214 21H216V20H214ZM221 21H222V22H221ZM223 21H224V19L219 21V27H218V29L222 28V27H220V24L223 23ZM22 22H23V23H22ZM31 22H32L33 24H31ZM35 22H37L38 24L35 23ZM50 22H51V23H50ZM82 22H83V21H82ZM117 22H118V23L120 22V24L122 23L123 25H122V24H121V25H122L123 27H122V26L119 27L118 24H117ZM124 22H125V23H124ZM126 22H127V23H126ZM144 22H145V23H144ZM216 22H218V21H216ZM216 22H214V25H215ZM231 22H232V21H231ZM231 22L229 21V23H227V25H229ZM11 23H12L13 25H11ZM17 23H19V25H17ZM27 23H28V24H27ZM39 23H40V24H39ZM78 23H80L79 20H78ZM21 24H23V25H21ZM49 24H50V25H49ZM84 24H87L86 21H85L84 23H81V26H80V27H83ZM120 24H119V25H120ZM143 24H144V25H143ZM145 24H146V25H145ZM203 24H204V23H203ZM212 24H213V22H212ZM217 24H218V23H217ZM16 25H17V27L19 26L18 28H19V31H20V32L18 31V28H16ZM26 25H27V26H26ZM29 25H30V26H29ZM31 25H32V26H31ZM33 25H34V26H33ZM36 25H37L38 27H37ZM77 25H79V24L76 23V26H77ZM115 25H116V27L118 26V28H117L118 30L116 29ZM137 25H138V26H137ZM205 25H206V24H205ZM205 25H204V27H205ZM221 25H222V24H221ZM7 26H8V27H7ZM24 26H25L26 28H28V30L25 29ZM35 26H36V27H35ZM55 26H56V27H55ZM58 26H59V27H58ZM71 26H73V27H71ZM76 26H75V27H76ZM149 26H150V24H149ZM149 26H147V27L150 29L151 26H150V27H149ZM206 26H207V25H206ZM208 26H207V27H208ZM215 26H216V25H215ZM215 26H214V27H215ZM217 26H218V25H217ZM217 26H216V29L214 28L215 31H212V30L210 29V27L208 28V29H210V31H212V32H210L211 34L216 33V30H218V29H217ZM224 26H225V25H224ZM224 26H223V28H224ZM33 27H35V28H33ZM46 27H47V28H46ZM114 27H115V28H114ZM211 27H213V25H212ZM225 27H227V26H225ZM29 28H30V30H29ZM31 28H32V29H31ZM37 28H38L39 30H38ZM51 28H54V30H52ZM55 28H56V29H55ZM60 28H61V30H60ZM64 28L67 29V31H66ZM76 28H77V27H76ZM113 28H114V29H113ZM205 28H206V27H205ZM22 29H23V30H22ZM33 29L37 30L36 32H38V34H37L36 32H34ZM44 29H45V30H46V29H47V30L50 29L49 32H51V33H49L47 30H46L47 33L44 32V31H45ZM63 29H64V30H63ZM115 29H116V30H115ZM131 29H132V28H129V30H128V28H127V30L129 31V34H130L131 31H132V32L135 31V28H134V30H133V29L131 30ZM206 29H207V28H206ZM208 29H207V30H208ZM212 29H213V28H212ZM214 29H213V30H214ZM15 30H17V31H15ZM31 30L33 31L34 35H35V33L37 34V35H35L36 38H34L33 33L31 34V32H32ZM41 30H43L42 32L48 34V36L50 35L49 39L52 38L53 40H52V39H50V40H49V39H46V38H48V36L45 37V34H44V35L42 34L41 36H43V37L40 38V41H41L42 39L45 38V39L42 40V41H44V42L46 43L45 40H47V43L44 44V42H43V44H42V41H41V42L38 41L37 37H41V36H40V34H41V33H40ZM56 30H57V31H56ZM114 30H115V32H117V34H114V33H115ZM127 30H126V31H127ZM23 31H24V32H23ZM26 31H27V32H26ZM53 31H54V33L56 32V33H55L56 35H57V33L59 32V33H58L59 38H58V35H57V36L55 35V37L57 38V40H55L54 33H52ZM60 31H61V34H60ZM63 31H64V32H63ZM70 31H71V32H70ZM75 31H76V30H75ZM126 31H125V32H126ZM136 31H135V32H136ZM18 32H19V33H18ZM22 32H23V33H22ZM25 32H26V33H25ZM28 32H30L29 35H27ZM62 32H63V33H62ZM65 32H67V33H65ZM118 32H119V33H118ZM125 32H124V33H125ZM132 32H131V35L133 36V33H132ZM135 32H134V33H135ZM141 32H142V33H145V34H142ZM150 32H151V30H150ZM8 33H9V34H8ZM10 33H11L13 36H12ZM20 33H22V35H20ZM68 33H70V35H69ZM77 33H78V34H77ZM121 33L119 34L120 36L118 37V38H120V37L122 36L121 39H117V40H121V42H122V41H123V40H122L123 35H125L127 32H126L125 34H123V35H121ZM136 33H137V32H136ZM18 34H19V35H18ZM71 34H72V35H71ZM127 34H128V33H127ZM151 34H152V33H151ZM151 34H150V37L153 35V34H152V35H151ZM16 35H17V36H16ZM30 35H31V36L33 35V36L31 37ZM38 35H39V36H38ZM52 35H53V36H52ZM61 35H62V37H61ZM64 35H65V36H64ZM140 35H139V36H140ZM22 36H24V37H23V40H22ZM25 36H26V37H25ZM66 36H67L68 38H71V39L68 40V38H67ZM69 36H70V37H69ZM71 36H72V37H71ZM125 36H126V35H125ZM125 36H124V37H125ZM4 37H5V35H3V38H4ZM8 37H5V38H8ZM28 37H30V38L28 39ZM65 37L67 38V40L64 39ZM76 37H78V36H76ZM136 37H135V38H136ZM144 37H145V36H144ZM150 37H149L148 39H149L150 43H152L153 40H150V39H152V38H150ZM152 37L155 38L156 35H155V36H152ZM158 37L160 38V35H159ZM158 37H157V38H158ZM14 38H15V39H14ZM24 38H25L26 40H25ZM32 38H33V39H32ZM145 38H146V37H145ZM154 38H153V39H154ZM157 38H155V39L157 40ZM20 39H21V41H20ZM30 39H31V40H30ZM59 39H60V40H59ZM61 39L63 40L64 45H63ZM132 39L134 40V38H132ZM148 39H146V40H147V43H145L146 41H143L144 44H143V43H140L141 41L138 42V40H137V43H140V44H138V46H137L138 48H136V49L133 47V46L136 47V45H133L134 42H136V41H134V42H132V45H133L132 47H133L136 51H138L137 49H139V47H140L139 45H141V47H142V46L144 47V45H145V47H146V46L148 45ZM155 39H154V42H155ZM160 39H161V38H160ZM27 40H28V41H27ZM29 40H30V43H29ZM33 40H35V41H34L35 43H36V40H37V44H40L39 47H35L34 43L31 42V41H33ZM48 40H49V41H48ZM58 40H59V41H58ZM64 40H65V41H64ZM70 40L72 41V44L69 43ZM133 40H132V41H133ZM162 40H163V39H161V43H162ZM11 41H13V42H11ZM18 41H19V42H18ZM23 41H24V42H23ZM54 41H55V42H54ZM67 41H69V42L67 43ZM17 42H18V43H17ZM25 42H26V43H25ZM38 42H39V43H38ZM48 42H49L50 44H52V45H50ZM51 42H52V43H51ZM58 42H60V44L62 43L61 45H63V49H62V46H61L60 44H58ZM111 42H112V46L114 45L115 48L117 47L116 49H118V51H119V48H121V47L123 46V44H121L120 41L117 42L118 44L115 43V42H114V44H113V40H112ZM154 42H153V44L150 45L151 47L148 45V46H149V49H146L147 47H146V48H143V49H144V50H145V49H146V50H150V49L152 48V45H153V47H154ZM19 43H21V44H19ZM24 43H25V44H24ZM31 43H33V45H32ZM54 43L57 44V45H59V46H61V48L58 47L57 45H56V46H57L58 48H56V46H55ZM74 43H75V45L73 46ZM119 43H120L121 47L117 46V45H119ZM122 43H123V42H122ZM150 43H149V44H150ZM156 43H157V42H156ZM161 43H160V45L162 46ZM164 43H165V42H164ZM3 44H2V45H3ZM6 44H7V45H6ZM22 44H23V46H21ZM26 44H28L27 46H29V45L31 44L33 47H32L31 45L29 46L30 48L27 47V46H24V45H26ZM47 44L50 45V50H49V52H48V49H49V48L46 49L47 46L49 47V45H47ZM65 44H67V46H66ZM69 44H70V46H72L71 48H69V47H70ZM115 44H116V45H115ZM142 44H143V45H142ZM17 45H18V47H17ZM42 45H44V47H42ZM46 45H47V46H46ZM53 45H54V46H53ZM5 46H6L7 48H5ZM51 46H53V47H51ZM64 46H66V47H64ZM75 46H76V47H75ZM54 47H55V48H54ZM74 47H75V48H74ZM80 47H81V46H80ZM118 47H119V48H118ZM4 48L7 49L8 51H10V50H12V51H10L9 54H7L8 52H7V50L5 51ZM16 48H19V49L17 50ZM20 48H21V49H20ZM23 48H24V50L21 52V50H22ZM25 48H27L26 50H31V48H33V49H34L33 52L35 51V53H34L35 55H34V54H31L30 51H27V53H30V54H29L30 59H29L28 54L25 55V56L27 57V58H26V57L24 56V54L26 53V52H24V51H25ZM35 48H39L40 51H39L38 49L36 50ZM40 48H41L42 50H41ZM51 48H53V49L51 50ZM66 48H69V50H71V49L73 50V49H74L75 51L73 50V52H72V50H71V52L73 53V54H71L70 51H69L68 49H66ZM43 49H44V50L46 49L47 51H46V50L44 51ZM61 49H62V51H60ZM122 49H123V47H122ZM122 49H121L120 51H123ZM13 50H14V51H13ZM54 50H55L56 54H54V53H55ZM57 50H59V51H57ZM66 50H67L69 53H68ZM135 50H134V52H135ZM3 51H4V52H3ZM18 51H19V52H18ZM31 51H32V50H31ZM41 51H42V52H41ZM50 51H51V52H50ZM142 51H143V50L141 49V51H140V54H141L140 56H141V57L144 56V51H143V55H142ZM153 51H156V50L153 49ZM153 51H152V52H153ZM1 52H2V53H1ZM5 52H6V53H5ZM13 52H14V55H13ZM17 52H18V54H15V53H17ZM33 52H32V53H33ZM44 52H45V53H44ZM57 52H58V53H57ZM61 52H62V53H61ZM152 52L149 51L148 53L151 55ZM3 53H4L5 55H2ZM10 53H12V54H10ZM20 53H21L22 55H20ZM36 53H38L39 55H43V56H39V55L36 54ZM42 53H44V54H42ZM154 53H156V52H154ZM45 54H46L48 57H47ZM51 54H52V57H51ZM60 54H63V56H62V55L60 56ZM80 54H82V53L80 52ZM132 54H133V53H132ZM138 54H139V53H138ZM145 54H147V52H145ZM9 55H10V56H9ZM11 55H12V56H11ZM18 55H19V57H18ZM54 55H56V59H57V60L54 59V58H55ZM58 55L60 56V58L57 57ZM69 55H70V56H69ZM135 55H136V53H134V56H135ZM150 55H147V57L149 56L150 59H151V56H150ZM5 56H6V57H5ZM13 56H14V57H13ZM15 56H16L17 58H16ZM22 56H23V57H22ZM36 56L39 57V58H37ZM68 56H69V58H67ZM80 56H82V57H81L82 60L80 59V60L82 61V64L85 65L84 62H83L84 54H83V55H80ZM80 56H79V57H80ZM145 56H146V55H145ZM152 56H154L153 53H152ZM3 57L6 58V59L4 60ZM7 57H8L9 59H8ZM11 57H12V58H11ZM31 57H32V58H31ZM35 57H36L37 59H36ZM41 57H42V58H41ZM46 57H47V58H46ZM61 57H62V58L65 57V58H63V59H66L65 61H67V62L62 61L63 59H61ZM70 57H71V58H70ZM136 57H137V58H135V59H134V57H133V59H134L133 62L135 63V60H136V63H135L136 65L139 64V63H137V62H140V61H142V60L144 61V59L141 58V57H139V55L136 56ZM149 57H148V58H149ZM19 58H20V59H19ZM21 58H23V59L25 60V64L23 63L24 66L27 65L28 63H29L28 65H30V66H27V67H26V66H25V67L23 66V67H21V66H22V65H21V63H22V62H21V61H22ZM25 58H26V59H25ZM40 58H41V60H40ZM52 58H53L54 60H52ZM11 59H13V60H11ZM17 59H18V61H17ZM28 59L30 60V62H29ZM33 59H35V60H33ZM44 59H45V60H44ZM46 59H49L50 62H49L48 60L46 61ZM50 59H51L52 61H51ZM58 59H59V60H58ZM60 59H61V60H60ZM74 59H75V60H74ZM86 59H87V57H86ZM89 59H91V61H89V63H92V58H89ZM89 59H88V60H89ZM139 59H142V60L139 61ZM145 59L147 60V58H145ZM150 59H149V60H150ZM9 60H10L11 62H9ZM14 60H15L16 62H15ZM20 60H21V61H20ZM24 60H23V61H24ZM38 60H40V61H38ZM73 60H74V62H73ZM78 60H79V58H78ZM84 60H85V59H84ZM146 60H145V61H146ZM149 60H148V61H149ZM19 61H20V62H19ZM26 61H27V62H26ZM33 61H34V62L36 61L37 63H36V62L34 63ZM41 61H43V62H41ZM44 61H46V63H45ZM60 61L63 62V63L61 64ZM81 61H78V65H79L80 67H77L76 65H74V66H72V67H73V68H76V67H77L76 69L84 70V71H85L86 68H87V66H86L87 64H86L85 67H84L85 69H83V67H81L82 64H80ZM85 61H87V60H85ZM143 61H142L141 63H143ZM145 61H144V62H145ZM148 61H147V62H148ZM1 62H0V63H1ZM17 62H18V64H17V67H16L17 69H16V68H15V65H16ZM32 62H33V63H32ZM39 62H40V64H39ZM48 62H49V63H48ZM51 62H52V63H51ZM56 62H58V64H55ZM79 62H80V63H79ZM147 62H146V63H147ZM19 63H20V64H19ZM47 63H48V64H47ZM86 63H87V62H86ZM89 63H88V64H89ZM54 64H55V66H54ZM64 64H65V65H64ZM92 64H93V63H92ZM92 64H91V65H92ZM147 64H151V63L148 62ZM147 64L145 65L144 68H146V67L149 66V65L147 66ZM1 65H0V66H1ZM19 65H21V66L19 67ZM32 65H33L34 67H33ZM35 65H36V66H35ZM41 65H42V66H41ZM49 65H50V66H49ZM57 65H59L60 68H59V66H57ZM61 65H62V66H61ZM63 65H64V66H63ZM72 65H73V64H72ZM151 65H152V64H151ZM151 65H150V66H151ZM12 66H14V67H12ZM39 66H40V67H39ZM46 66H47V67H46ZM67 66H69V65H67ZM70 66H71V65H70ZM150 66H149V68H150ZM8 67L13 68V69H11V71H9L10 68H8ZM28 67H29V68H28ZM43 67H44V68H43ZM48 67H49V70H48ZM54 67H55V69H54ZM57 67L59 68L60 73H58L59 71H58V68H57ZM62 67H66V68L64 69V68H62ZM89 67H90V66H89ZM91 67H92V66H91ZM23 68H24V69H23ZM25 68H26V69L28 68L27 70H28V71L30 70V72H28ZM50 68H53V70H52V69L50 70ZM56 68H57V69H56ZM61 68H62V70H60ZM73 68H72V69H73ZM15 69H16V70H15ZM21 69H22V71H21ZM35 69H36V70H35ZM38 69H39V70H38ZM40 69H42V71H41ZM88 69H89V68H88ZM88 69H87V70H88ZM14 70H15V71L20 70L22 73H21L20 71H18V72H16V74L19 73L20 75L17 74L18 76H16ZM24 70H26V71L24 72ZM45 70H48L50 73H49L48 71H45ZM64 70H65V71H64ZM34 71H35V72H34ZM54 71H55V72H54ZM56 71H57V72H56ZM62 71H63V72H62ZM74 71H75V69H74ZM76 71H77V70H76ZM76 71H75V72H76ZM91 71H92V69H91V70L89 69V72H91ZM131 71H132V70H131ZM31 72H32V73H31ZM33 72H34V73H33ZM36 72L39 73V74H36ZM53 72H54V73H53ZM75 72H74V73H75ZM79 72L81 73V71H79ZM89 72H88V73H89ZM144 72H145V71H144ZM144 72H143V73H144ZM0 73H1V72H0ZM41 73H43V74H41ZM48 73L51 74V77H52L51 80H50L51 77H50V75H49ZM55 73H56V74L58 73L57 75H59V78L64 77L65 79L62 78V81H61V79H59L58 76L56 77V74H55ZM88 73H86V74L83 73V75H81V76H82L81 78H82V79H85L83 76H84V75L86 76ZM131 73H133V72H131ZM131 73H130V75H131ZM14 74H15V75H14ZM24 74H25V75H24ZM44 74H45L46 76H45ZM47 74H48V75H47ZM53 74H54V75H53ZM60 74H61V75H60ZM63 74H64V76H63ZM90 74H91V73H89V75H90ZM4 75H5V76H4ZM13 75H14V76H13ZM23 75H24V76H23ZM34 75H36L37 78L34 77ZM75 75H76V73H75ZM130 75H129L127 78L129 79V78L131 77V79H130V80H127V82L129 81L130 84H131V82H132L133 80H135V77H134L133 74H132V76H130ZM7 76H10V77H8L9 79L6 78ZM15 76H16V77H15ZM19 76H20V77H19ZM28 76H30V78H29ZM39 76H40V77H39ZM41 76H42V77H43V76L45 77V79H43L42 81H40V79H42ZM53 76H54V77H53ZM60 76H61V77H60ZM77 76H80V75H78V73H77ZM77 76H76V77H77ZM90 76L92 77V75H90ZM90 76H87V77L89 78ZM21 77H22V78H21ZM26 77H27L28 79H27ZM31 77H32V78L34 77L35 79H38V78H39V81H37V83H36V82H35L36 80H35L34 78L32 79ZM70 77H71V78H70ZM91 77L89 78V80L91 79ZM132 77H134V78H132ZM3 78H4V79H3ZM17 78H18V79H17ZM20 78H21L22 80H21ZM23 78H25V79H23ZM55 78H57V79H55ZM30 79H31V80H30ZM54 79H55L56 82L54 81ZM58 79H59V80H58ZM66 79H67V80H66ZM76 79H77V78H76ZM76 79H75V80H76ZM82 79H81V81H80V78H79V80H78V79H77V80L80 81V84L83 83V84H81V86H82V85H86V84L83 82ZM86 79H87V78H86ZM92 79H93V78H92ZM132 79H133V80H132ZM29 80H30V81H29ZM33 80H35V81H33ZM44 80L47 81V82H45ZM48 80H49L50 82H49ZM64 80H65V81H64ZM77 80H76V81H77ZM89 80L87 79V80H84V81H85V82L88 81V83H89ZM131 80H132V81H131ZM5 81H6V83H5ZM15 81H16V82H15ZM22 81H23V82H22ZM24 81H25V82H24ZM52 81L54 82L55 85L53 84ZM71 81H72V82H71ZM76 81L73 82V83H75V85H76V83H77ZM7 82H8V83H7ZM30 82H32V83H30ZM51 82H52V83H51ZM60 82H61V83H60ZM62 82H63V83H62ZM129 82H128V83H129ZM20 83H21V84H20ZM33 83H34L35 85H34ZM38 83H39V84H38ZM49 83H50V84H49ZM57 83H58L59 85H61L62 87H61V86H60V87H59V86L56 87ZM128 83H127V85H128ZM151 83H152V82H151ZM179 83L181 84V82H179ZM10 84H11L12 86H11ZM16 84H18V85H20V86L18 87V85H16ZM22 84H23V85H22ZM26 84H28V85L26 86ZM29 84H30L31 88H30ZM36 84H37V85H36ZM48 84H49V86H48ZM66 84H68V83H66ZM77 84H79V83H77ZM80 84H79V85H80ZM89 84L91 85V82H90ZM89 84H88L89 87L87 86V88H89V89H90V88H93L92 85L90 86ZM112 84H113V83H112ZM112 84H109L108 88L111 87ZM130 84H129V85H130ZM132 84H133V86H132L131 89L133 90V89H134L133 87H135V86H134V85H135V82H133ZM132 84H131V85H132ZM75 85H74V86H75ZM110 85H111V86H110ZM116 85H117V84H116ZM129 85H128V86H129ZM131 85H130V87H131ZM149 85H150V84H149ZM159 85H160V84H159ZM159 85L157 86L158 88H159ZM9 86H11V87H9ZM24 86H26V87H24ZM33 86H35V87H33ZM74 86H73V89H74ZM114 86H115V85H114ZM20 87H21V89H23V90L20 91ZM32 87H33L34 89H33ZM47 87H48V89H47ZM51 87H52V88H51ZM54 87L56 88L55 90H54ZM77 87H78V88H77ZM83 87H84V86H83ZM83 87H82V88H83ZM85 87H86V86H85ZM130 87H129V89L127 88V90H130V91H128V92L130 93L129 96H130V95H133V96H134V94H135L134 91H136L139 87H138L137 89H136V87H135V90H133V92H132V90L130 89ZM146 87H147V85H146ZM160 87H162V86H160ZM2 88H3V89H2ZM6 88H7V91L3 92L4 89H6ZM35 88H36V89H35ZM50 88H51L52 90H51ZM61 88H62V89H61ZM69 88H68V89H69ZM76 88H77V91H78V89H79V91L81 90V92H82L83 89H86V90H87V88H83V89H82V88H80V86H77V85H76ZM111 89H113V86H112V88L109 89V90L111 91V92H110V91H109V92H110V96L112 95V96H113L112 99L114 100V96H115V93L113 92L114 89H113V90H111ZM140 89H141V87H140ZM140 89H138L137 91H138V92H139V91L144 92L143 90H140ZM161 89H162V88H161ZM161 89H157V90H158V91H159V90L161 91ZM2 90H3V91H2ZM24 90H26V91H24ZM30 90H31V91H30ZM50 90H51V91H50ZM70 90H72V89L70 88ZM70 90H69V91H70ZM74 90H75V89H74ZM86 90H85V91H86ZM93 90H94V88H93ZM157 90H156V92L159 93L160 91L158 92ZM163 90H164V88H163ZM52 91H53V92H52ZM54 91H55V92H54ZM56 91L58 92V94H59L60 92H63V91H64L66 94L64 93V95H63L62 93H60V94H61V97H62V95H63V96L66 98V100H69V102H71V105H72V104L74 105V106H73V105L71 106L70 103H68V101H67V104H66V105L69 104V106H66V107H70V106H71V107H70L71 109H69V111H68L67 109H64L65 107L62 108V107L64 106L65 103H64V104L60 103V100H61L62 98H60V100H59V96H60V95L58 96V94L56 93ZM59 91H60V92H59ZM77 91L75 90V91H73V92L76 93V94H79L78 96H80L79 91H78V92H77ZM83 91H84V90H83ZM85 91H84V92H85ZM90 91H92V89H90ZM107 91H108V90L106 89V90H105V93H104L105 95H106ZM27 92H28V93H27ZM44 92H45L46 94H47V92H48V94H47L46 97H45L46 94H44ZM51 92H52V93H51ZM109 92H108V94H109ZM138 92L136 93L135 96L139 98V96H137V94H140V92H139V93H138ZM142 92H141V93H142ZM145 92H146V91H145ZM145 92H144V95H143V94L140 95V97L143 96V97H142L143 100H144V98L147 97V94H148L147 92H146V93H145ZM26 93H27V94H26ZM53 93L56 94L58 97H57L56 95H54ZM82 93H83V92H82ZM131 93H132V94H131ZM133 93H134V94H133ZM31 94H29V95L32 97ZM50 94H51V95H50ZM83 94H85V93H83ZM104 94L102 93V96H103L104 98L101 96V94H100L99 96H97V98H100V100L97 99V98H92V97H91V98L93 99L94 102H93L91 99H89L90 97H89L88 99H87V97H86V98L84 99V101H83V99H81V100H82L81 102L84 103V104H83V103L81 104L82 107H83V109H84V107L87 105V106L85 107V109H87V111H88V109H90V110H89L90 112L88 111V114H89V113H90V114H94V112H95V113H98L96 110L99 109V106H101V108L103 109V107H104V105H105L106 103L108 104L110 101H112V99H111L112 96L110 97V96H108V94H107V95H106V98H105V95H104ZM113 94H114V95H113ZM145 94H146V95H145ZM13 95H14L15 97H14ZM26 95H27L28 97H27ZM6 96H7V97H6ZM11 96L14 97L13 100H12L13 102L10 101V100L12 99ZM19 96H20V97H19ZM23 96H24V95H23ZM43 96H44V97H43ZM53 96H54L57 100H59V101H57ZM74 96H76V95L73 94V96H72L71 99H73ZM133 96H130V99H131ZM144 96H146V97H144ZM150 96H153V95H152V94L149 95V98L151 99V101H152V100H153V101L155 100V101L158 102V100H156V99H158V98H160V100H162V96H161V94H160V97H156V99L154 98L155 96H153V97H150ZM10 97H11V98H10ZM18 97H19V98H18ZM49 97H50V98H49ZM64 97H63V99H64ZM67 97H69V96H67ZM70 97H71V96H70ZM70 97H69V98H70ZM82 97H83V96H82ZM119 97L123 99V97H122L121 95H119ZM136 97H134L135 99H137V100H135L136 103H137V102H141V101H139L138 98H136ZM6 98H7V100L9 99V101H7V100H6V101L9 102V103H11V104L13 103V104H12L13 106H12L11 104H9V103L6 104V101H5ZM15 98H16V99H15ZM47 98H48L49 101L47 100ZM76 98H77V96H76ZM108 98H110L109 102H107ZM120 98H119V99H120ZM142 98H139V99H142ZM152 98H154V99H152ZM22 99L24 100V102H23ZM50 99H52V100H50ZM63 99L61 100V102H62V101H63V102H64V101L66 102V100H63ZM77 99H78V98H77ZM94 99H95V100H94ZM101 99H102L103 102L101 101ZM103 99L106 100L105 103H104V100H103ZM122 99H121V100H122ZM146 99H148V97H147ZM89 100H90L91 102H88V103H87V101H89ZM96 100H97V101H96ZM133 100H134V99H131L132 102H133ZM148 100H149V99H148ZM4 101H5V102H4ZM51 101H54V102L56 101V102H55V104H54V102H51ZM79 101H80V99H79ZM95 101H96L97 103H96ZM100 101H101V102H100ZM135 101H134V102H135ZM155 101H154V104L156 103ZM263 101H264V100H263ZM2 102H3L4 104H6V105L2 104ZM74 102H75L76 105L74 104ZM81 102H80V103H81ZM92 102H93L94 104H93ZM121 102H122V101L119 100L118 104H121ZM134 102H133V104H134ZM146 102H147V101H146ZM149 102H150V100H149ZM149 102H147V104H148ZM159 102H160V101H159ZM22 103H23V104H22ZM46 103H47V104H46ZM48 103H49V105H48ZM80 103L78 102V104H80ZM98 103H99V104H98ZM126 103L128 104L129 102L126 101V102L122 103V104H124V107L127 106V105H125ZM136 103H135L136 106H137V105H138V106L141 105V103H139L140 105H139L138 103H137V104H136ZM150 103L153 104V102H150ZM160 103H161V105H162L163 103H165V101H164V102H160ZM160 103H159V104H160ZM14 104H15V106H14ZM31 104H30V105H31ZM57 104H62V107L60 108V106L57 105ZM85 104H86V105H85ZM89 104H90V106H89ZM95 104H96V105H95ZM97 104H98V105H97ZM100 104H101V105H100ZM102 104H103V105H102ZM107 104H106V105H107ZM129 104L131 105V103H129ZM129 104H128V105H129ZM133 104H132L131 106H132V107H135V108H130V107H128V108H129L131 111H132V109H136L138 112H140V110H141L140 108H142V107H140V108H136V106H133ZM147 104L145 103L146 106H150V104H149V105H147ZM152 104H151V105H152ZM154 104H153L152 106H154ZM262 104H263V102H262ZM2 105H3V106H2ZM7 105H8L9 107H8ZM18 105H19V107H17L18 109H15L16 106H18ZM50 105H51V106H50ZM54 105H56L57 107L54 106ZM81 105H80V107H81ZM91 105H92V106H91ZM106 105H105V106H106ZM130 105H129V106H130ZM142 105H143V103H142ZM142 105H141V106H142ZM145 105H144V106H145ZM156 105H158V104H157V103L155 104V108L157 107ZM164 105H165V104H164ZM164 105H163V106H164ZM10 106H11L12 110H11ZM102 106H103V107H102ZM116 106H117V107H116ZM116 106H115L114 108H118V109H119V107L122 106V105H120V106H119V105H116ZM138 106H137V107H138ZM158 106H159V105H158ZM186 106H187V105H186ZM30 107H31V109H33V108H38L37 111H38V110H41V112L38 111L39 114H40L41 116H40L38 113H36V111H34L36 114H34L33 116H32L31 114L34 113V112H32L31 114L29 113L30 116H31L32 118L35 117V120H36V121L39 120V121H38V124L41 125V126L39 125L40 127H39V126H36V125H37V122L35 123L34 118L32 119V118L29 116L31 120L29 119V117H28L29 114L27 113V111H25V109L28 110ZM50 107H51L53 110L56 109V111L53 112L54 115H53V113H51V112H52V109H51ZM87 107H88V108H87ZM90 107H91V108H90ZM94 107H95V108H94ZM96 107H97V109H96ZM124 107H123L122 109H124ZM150 107H151V106H150ZM178 107H179V106H178ZM8 108H9V109H8ZM13 108H14V109H13ZM19 108L22 109V110H20ZM27 108H28V109H27ZM40 108H41V109H40ZM58 108H60V109H58ZM92 108H93L94 110H92ZM101 108H100V111H101ZM104 108H105V107H104ZM148 108H149V107H148ZM1 109H4V108H1ZM1 109H0V110H1ZM63 109H64V110H63ZM112 109H113V108H112ZM118 109H115V110L113 109V110H114V111H113V112H114L113 114L115 115V117H114V115H113L112 119L115 120V121H112L111 123H112V124L115 123V122H116V123L113 124V125L110 124V128H111V126L114 127L115 125H116V128H117V125H118V129L115 128V130H114V128L112 127V130H114L115 133H117V134L119 133L118 131L121 130L122 133H119V134L121 135V134H125V132L127 133V131H126L125 129L127 128V126H128V127L130 126V123H131V121H132V120H127V118H128V119H129V118L131 119V118L134 116L133 119H136V120L138 121L137 116H140L139 114H141L142 111L138 114V112H136V111H132V112L130 111V113H129V112H126V110L129 111V109H126V110L124 109V110L122 111V113L125 112V113H127V115H128V113H129V117H126L127 115L124 113V115H126V116H124L123 114L119 113V110H118ZM122 109L120 108V110H122ZM139 109H140V110H139ZM153 109H154V108H153ZM156 109H157V108H156ZM156 109H155V110H156ZM172 109H173V110H172ZM210 109H211V107H210ZM13 110H15V111L13 112ZM19 110H20L21 112H20ZM33 110H34V109H33ZM50 110H51V112H50ZM58 110H59V111H58ZM66 110H67V111H66ZM70 110H71V111H70ZM91 110H92L93 113H91ZM116 110H118V111H116ZM148 110H149V109H148ZM151 110H152V109H151ZM155 110H153V114L155 113V112H154ZM161 110H159V111H161ZM175 110H176V111H175ZM207 110H208V108H207ZM17 111H18V112H17ZM23 111H25V112H23ZM102 111H103V110H102ZM111 111H112V110H111ZM156 111L159 112L158 110H156ZM236 111H240V110L237 109ZM12 112H13V113H12ZM22 112H23V113H22ZM29 112H30V111H29ZM49 112H50L51 114H50ZM56 112H58L57 115H55ZM117 112H118V114L121 115V117H122V115H123V117L126 118V119H125V118L122 119V120L125 121V123H124V121H122V120L120 119L121 117H119L120 115H118ZM148 112H150V113H149V115H148V113H147V115L150 116L152 113H151L150 110H149ZM189 112H190V111H189ZM208 112H209V110H208ZM232 112H233V114H232ZM232 112H231V114H232L231 116H232V117H234L235 115H237V116H235V117H236L235 119L232 118V120H236V121H237V122L233 121V122H235L233 126H237L236 128H237V129H240V128L242 127V125H243V129H244V126L248 124V121H247V119L244 117V113L241 114V112H243V111H240V114H241V115L239 114V112H237L239 115H238L237 113H235V111H232ZM2 113H3V114H2ZM4 113H5V112H2V111H1V112H0V116H1V115H4ZM15 113H17V115H16ZM18 113H19V116H18ZM24 113L27 114V115H25ZM61 113H62L63 115H62ZM111 113H112V112H111ZM135 113H136V114H135ZM166 113H165V114H166ZM169 113H170V114H169ZM179 113L181 114V112H179ZM187 113H188V112H187ZM205 113H206V111H205ZM210 113H211V111L209 112V114H208V116H207V117H209V118H210V116H211ZM48 114H50V115H48ZM74 114H75V113H74ZM130 114H131V115H132V114H135V115H133V116L131 117ZM156 114H157V115L154 114V117H155V116H156V117H157V116L159 117V113H156ZM5 115H6V114H5ZM15 115H16V116H15ZM38 115H39L40 117H38ZM58 115H59V116H58ZM65 115H66V116H65ZM116 115H117V117L119 118V120H121V122H117L118 118L116 117ZM147 115L145 116L146 118L148 117ZM192 115H194V114H192ZM233 115H234V116H233ZM6 116H8V115H6ZM6 116H5V119H6ZM14 116H15V117H14ZM21 116H22V118H21ZM26 116H27V117H26ZM47 116H48V117H47ZM52 116H53V117H52ZM55 116H56V117H55ZM68 116H70V114H69ZM73 116H74V115H73ZM73 116H70V117L73 118ZM90 116H92V117H90ZM90 116L88 115V117H90V119L92 118L91 121H95V122H96L95 119L93 120V117H94V116H93V115H90ZM205 116H206V114H205ZM205 116H204V117H205ZM238 116H240V117H238ZM242 116L245 118V123H246V124H244V120H241V122L243 121V124H241V122H239L240 119L242 118ZM16 117H17V121H18V122L16 121V119H14V118H16ZM18 117L21 118L22 120L24 119V120H25V123H24V120H23V122H21L22 120L19 119ZM23 117L28 118V119H27V120H28L27 122L30 121L31 123L29 122V123H28L29 125H28L27 122H26V118H23ZM50 117H52L53 119L50 118ZM54 117H55V118H54ZM70 117H69V120H70ZM123 117H122V118H123ZM135 117H136V118H135ZM154 117L151 115V119H150V117H148L147 119L145 118V119L147 120V123L150 122L149 124H150L151 126L153 125V124H151V123H153V122L155 121ZM156 117H155V118H156ZM158 117H157V118H158ZM161 117H162V118H161ZM204 117H203V119H202V115H201V117H200V118L202 119L201 122H202V123H203V122H206V123H207L208 118L206 117V119H205ZM12 118H13V120H12ZM37 118H39V119H37ZM59 118H60V119H59ZM75 118H76V117H75ZM114 118H115V119H114ZM152 118L154 119V121H148V119L152 120ZM157 118H156V120H157ZM175 118H178V114H177V117L175 116ZM175 118H174V119H175ZM238 118H239V120H238ZM244 118H243V119H244ZM57 119H58V120H57ZM66 119H67L66 121H69V120H68V117H67ZM86 119H88V118L86 117ZM90 119H89V120H90ZM159 119H158V121H155V122H159V123H160V120H159ZM174 119H173V120H174ZM182 119L185 120V123H183L184 120H182ZM204 119H205L206 121H205ZM19 120H20L21 124H20ZM52 120H53V121H52ZM61 120H62V121H61ZM76 120H77V119H76ZM76 120H75V121H76ZM181 120H182V121H181ZM229 120H230V118H229ZM7 121H8V122H7ZM43 121L45 122V124H42V123H44ZM54 121H55V122H54ZM57 121H58L59 123H57ZM72 121H73V124H75L74 120H72ZM72 121H71V122H72ZM78 121H79V120H78ZM78 121H77V123H78ZM91 121H90V122H91ZM129 121H130V123H129ZM137 121H134L135 124L138 123ZM191 121H192L193 123H192ZM246 121H247V122H246ZM10 122H13L14 124L12 123V126H11V124H9ZM15 122H17V125L19 126V128H16L17 125H16ZM33 122H34V123H33ZM69 122H70V121H69ZM82 122H84V121H82ZM82 122H81V123H82ZM87 122L89 123V121H87ZM87 122H85V123H87ZM98 122H99V121H98ZM98 122H96V123H98ZM100 122H101V121H100ZM100 122L98 123V125H99V124H103V125H105V126H106V125L109 126V125H108L109 123H107V122H104V123H102V122L100 123ZM127 122H128V124H127ZM139 122H140V121H139ZM155 122H154V123H155ZM186 122H187V123H190V122L192 123L191 125H189V128H188V126H186V125H187ZM227 122H229V121L227 120L226 123H227ZM230 122H231V121H230ZM238 122H239V123H238ZM7 123L9 124V128H8V124H7ZM54 123H55V124H54ZM66 123H67V122H66ZM77 123L75 124V126H77ZM79 123H80V122H79ZM85 123H84V127H85V126L87 127L88 125H86ZM88 123H87V124H88ZM96 123H95V124H96ZM105 123H107V124H105ZM123 123H124V124H127V126L124 127L125 129L123 128V125H122ZM140 123H141V122H140ZM140 123H138V125H139ZM147 123H146V125H145L144 123H143V124L145 125V127H146L147 129H150V128L148 127ZM172 123H173V124H172ZM176 123H177V122H176ZM206 123H203V124H206ZM236 123L241 124V125H237ZM22 124H23V125H22ZM25 124H27L28 126H26ZM30 124H33V126H31ZM51 124H52V125H51ZM62 124H60V125H62ZM90 124H92V128H93V127L95 128V125H93V122L90 123ZM90 124H89V125H90ZM119 124L122 125V127L120 126L121 129H120V127H119ZM143 124H142V125H143ZM157 124H158V123H157ZM199 124H200V126L203 125V124H201V123H199ZM215 124H216V125H215ZM229 124H231V123H229ZM229 124H228V125H229ZM232 124H233V123H232ZM6 125H7V126H6ZM13 125H15V126H13ZM20 125H22V129H23L24 126L27 127V128L24 127V129H23V130H24V133L26 132L25 134H27V132H28L29 130H31V128H30L29 126H31L33 130L35 129L34 132H32V130H31V132H29V133H31L29 136H27L28 134L26 135L29 139L31 138L30 140H31L32 142H31L29 139H28V140H25V138H24V139L22 138V137H25V136H23V135H25V134H23V130L20 128ZM34 125H35L37 128L39 127L38 130H41V129H42L43 132L41 131V133H40L38 130H36V128L34 127ZM57 125H58V126H57ZM70 125H71V123H70ZM81 125H82V124H81ZM132 125H133V123H131V128H130V129L128 128V129H129V133L131 132V129H132V127H133ZM142 125H139V126L136 125V126H137V128H138V127H140V126H142ZM144 125H143V127H144ZM159 125H163V124H159ZM172 125H173L174 127H173ZM184 125H185L186 127H184ZM208 125H205V126H203V127H208ZM213 125H214V126H213ZM225 125H226V126H225ZM225 125H224L225 127H230V125H229V126H227V124H225ZM248 125L252 126V128H253V123H252V122H250V124H248ZM248 125H247V126H248ZM75 126H74V127H75ZM78 126H80V124H78ZM82 126H83V125H82ZM90 126H91V125H90ZM105 126H104V127H105ZM136 126L134 125V127H136ZM151 126H150V127H151ZM196 126H197V125H196ZM196 126H194V127L197 128ZM200 126H198V129H199ZM239 126H241V127H239ZM6 127H7V129H6ZM11 127H12V128H15V130L17 129V130H16L17 133L15 132L14 129H11V130H10ZM33 127H34V128H33ZM50 127H53V128H50ZM56 127L59 128V130H58L59 132L57 131V128H56ZM71 127H72V125H71ZM74 127H72V131H73V130L76 131L75 129H73ZM84 127H83V128H84ZM101 127H103V126H102V125L100 126V132H97L98 127H97V124H96V132L93 131L95 135L89 133V132L91 131V127H90V129L87 128V129H86V131L88 130V132H86V133H87V138H88V136H89L88 133H89L90 135L97 136L96 133H101V134H102V132H103V133H105V134H102V135H104V138H103V136H101V135H99V134H98V136H100V138L102 137L103 139H105V136H106L107 139H108V138H109V137H108V136H109V135H108L109 132H107V131H106V132H105V131H102L104 127H103L102 129H101ZM143 127H142V129H144ZM157 127H158V128H161V130L163 131V133H161V132L159 133L158 131H159L160 129L158 130ZM172 127H173V128H172ZM225 127H224V128H225ZM238 127H239V128H238ZM254 127H255V125H254ZM256 127H257V126H256ZM4 128H5L6 130H5ZM29 128H30V129H29ZM75 128H76V127H75ZM83 128H81V130H82ZM94 128H93V129H94ZM137 128H136V129H137ZM170 128H172V131L170 130ZM178 128H179V127H178ZM180 128H182V127H180ZM186 128H188V129L186 130ZM201 128H202V127H201ZM224 128H223V129H224ZM232 128H233V127L231 126V129H232ZM249 128H250V127H248V128L245 127V129H247V130L244 131V134L242 133V132H243V131H242V128H241V130H238V131H239V139H238V138H237V139L240 140L241 142L243 141V142H242L243 144L240 143V141L238 142V140H237V143H240V146H241V147H242V145H244V140H245V142H247V139H246L247 135H246V137H245V132L247 133V131L249 130V131H251L252 134H253V131H254V130H250V129H252V128H250V129H249ZM18 129H20V131H19ZM53 129H54L55 131H57V133H56L55 131H52ZM79 129H80V128L77 129V133H78V130H79ZM138 129H139V128H138ZM142 129H141V130H142ZM147 129H144V130H147ZM151 129L153 130V128H151ZM156 129H157V130H156ZM176 129H177V128H176ZM189 129H190V130H189ZM209 129H210V128H209ZM226 129H227V128H226ZM228 129H229V128H228ZM245 129H244V130H245ZM7 130H9V132H8ZM49 130H50V131H49ZM63 130H64V132H63ZM70 130H71V128H70ZM70 130H69V132H68V135H69V133H71ZM81 130H80V131H81ZM84 130H85V128H84ZM84 130H83V131H84ZM89 130H90V131H89ZM104 130H105V128H104ZM106 130H107V127H106ZM116 130H117V132H116ZM123 130H124V131H123ZM161 130H160V131H161ZM166 130H165V131H166ZM169 130H170V131H169ZM211 130H212V129H210L209 131H211ZM233 130H235V127L232 129V132H233V133H231V132L228 133V131L226 130L227 133H226L225 135H224V134L222 135V132H221V135H219V136H220V137L223 136L222 138H225V139H224V142L220 140L218 143H220V142L225 143V142H226L225 140H226L228 134H230V135L233 134V136H232V137L229 136L230 139H229V137H228V142H229V144H231V146L228 145V142H226L225 145H224L223 143H222L223 145L220 143L221 146H224V147H222V148H223V149L226 148V149H224V150L221 149V146H220V144H219L218 148H219V147H220V148L218 149V148L216 147L219 151L222 150L221 152H226L225 150H227V149L230 150V148H231V149L234 148V150H230V152L233 153V152L235 151V149L238 150V149H237V145L235 146L236 148L234 147V144H236V140L234 139V138H235L234 135L237 133L236 135L238 136V131L236 130L237 132H234ZM11 131H14V133H16V134H15L16 137L13 138V139H16V140H13V142L11 141L12 139L9 138V135L13 133V132L11 133ZM18 131H19L20 134L18 133ZM51 131H52V133H51ZM114 131H113V132H114ZM121 131H120V132H121ZM137 131L140 132V130H137ZM137 131H136V133H138ZM147 131H148V130H147ZM177 131L179 132L180 130L177 129V130L174 132V134H175ZM186 131H187V132H186ZM221 131H222V130H221ZM223 131H224V133H225V130H223ZM249 131H248V134H249ZM1 132H2V133H1ZM4 132H5L6 134H5ZM7 132H8V133H7ZM84 132H85V131H84ZM91 132H92V131H91ZM142 132H143V130H142ZM142 132L140 133L141 135L138 134L137 136H140V137L145 138L144 135H142V134L147 133V132H146V131H144V133H142ZM157 132H158L159 134H158ZM170 132H171V134H172V137H171V135L169 136ZM178 132H177V133H178ZM207 132H208V131H207ZM240 132H241V134L243 135V136L241 135V137H242V138L244 137L243 140L240 138ZM251 132H250V135H251ZM14 133H13V135H14ZM50 133H51V134H50ZM53 133H54V134H53ZM73 133H74V132H72V135H73ZM82 133H83V132H81V133L79 132V136H80V134H82ZM86 133H83V135H85ZM106 133H107V134H106ZM129 133H128V134H129ZM149 133H150V135H149ZM156 133H157V135H156ZM168 133H169V134H168ZM177 133H176V134H177ZM234 133H235V134H234ZM2 134H3V135H2ZM18 134H19V136L17 137ZM49 134H50V135H49ZM59 134H60V135H59ZM61 134H62V136H63V140L60 142V140L58 141L57 139H58L59 136H61ZM75 134H76V132L74 133V136H75ZM119 134H118V135H119ZM176 134H175V135H176ZM186 134H185V136H186ZM198 134H199V133H198ZM205 134H206V133H205ZM7 135H8V136H7ZM13 135H11V136L14 137L15 135H14V136H13ZM21 135H22V137H21ZM37 135H38V134H37ZM41 135H42V136H41ZM70 135H71V134H70ZM76 135H77V134H76ZM83 135H81V137H82ZM126 135H127V134H126ZM177 135H178V134H177ZM177 135H176V136H177ZM179 135H181V134L179 133ZM187 135H188V134H187ZM193 135H194V134H193ZM195 135H197V134H195ZM216 135H217V136H216ZM5 136H6V137H5ZM50 136H51V137H50ZM56 136H58V137H56ZM74 136H73V138H74ZM79 136H77V137H79ZM94 136H91V137H94ZM123 136H124V135H123ZM161 136H160V137H161ZM168 136H169L170 138H169ZM198 136H199V135H198ZM225 136H226V137H225ZM248 136H249V135H248ZM251 136H253V135H251ZM19 137L22 138L23 140H25L26 142H28L27 144H25L24 147H27V146L29 145L28 148H30L31 150L28 149V148H26V150H30L29 153H28L27 151H24L25 149H24V150L22 149V147H23V143L20 142L21 140H17ZM27 137H26V139H27ZM35 137H34V138H35ZM38 137H39V135H38ZM54 137H55V138H54ZM81 137H80V139H81ZM84 137H85V136H84ZM89 137H90V136H89ZM91 137H90V139H92ZM121 137H122V135H121ZM187 137H185V138H187ZM249 137H250V136H249ZM253 137H254V136H253ZM7 138H8V139H7ZM52 138H54L53 140H56V142L53 141ZM59 138L61 139V137H59ZM66 138H67V136H66ZM75 138H76V137H75ZM87 138H85V140H86ZM94 138H95V137H94ZM94 138H93V139H94ZM122 138H124V137H122ZM182 138H183V140H182ZM222 138H221V139H222ZM231 138H233V140H235V141H232ZM247 138H248V137H247ZM250 138L252 139V137H250ZM67 139H68V138H67ZM76 139H77V138H76ZM88 139H89V138H88ZM107 139H105V140L109 142V141H110V138H109V140H107ZM117 139H119V138H116V140H117ZM136 139H138V137H136ZM141 139H142V138H141ZM145 139H149V138H145ZM248 139H249V138H248ZM251 139H249V140H251ZM254 139H257V138H254ZM9 140H10V141H9ZM23 140H22V141H23ZM77 140H78V139H77ZM77 140H76V141H77ZM83 140H84V139H83ZM95 140H97V138H95ZM139 140H140V139H139ZM168 140H167V141H168ZM172 140H173V141H172ZM199 140H200V139H199ZM229 140L232 141V142H230ZM249 140H248V144H247V143H245V144H247V145L250 144V146H251L252 144H254V143L256 142V141L254 142L253 140H251V141H253V143L251 142V143H252V144H251V143L249 142ZM258 140H259V139H258ZM258 140H257V141H258ZM17 141H18V142H17ZM29 141L31 142V144L29 143ZM57 141H58V143H57ZM117 141H118V140H117ZM125 141H126V140H125ZM140 141H141V140H140ZM209 141H210V140H209ZM11 142H12V143H11ZM14 142H15L16 145L14 144ZM19 142H20V143H19ZM34 142H35V141H34ZM65 142H66V139H65L64 143H65ZM67 142H69L68 144H69L70 146L73 145V144H71L70 141H67ZM159 142L161 143V145L159 144ZM259 142H260V141H258L257 143H259ZM8 143H10V146H9ZM24 143H25V142H24ZM56 143H57V144H56ZM59 143H60L61 147H59V146H60ZM73 143H74V142H73ZM77 143H78V142H77ZM77 143H74V144H77ZM124 143H125V144H124ZM166 143H168L167 146H166ZM177 143H178V142H177ZM182 143H181V145H183ZM198 143H199V144H198ZM215 143H214V144H215ZM257 143H255V144H257ZM1 144L3 145V148H2V145H1ZM12 144H14V145H12ZM17 144H18V145H17ZM20 144H21V145H20ZM55 144H56V145H55ZM151 144H152V145H151ZM163 144H164V143H163ZM185 144H184V145H185ZM208 144H209V145H208ZM214 144H213V146H214ZM232 144H233V146H232ZM241 144H242V145H241ZM26 145H27V146H26ZM41 145H40V146H41ZM51 145H52V146H51ZM77 145H78V144H77ZM77 145H76V146H72V147H77ZM79 145H80V144H79ZM158 145H159V147H158ZM179 145H180V144H179ZM181 145H180V146H181ZM216 145H217V144H216ZM216 145H215V146H216ZM227 145L230 146V148H227V147H226ZM247 145H244L245 148H246ZM5 146H6V147H5ZM13 146H14V147H15V146H20L19 148L22 149L23 151H21L20 149L18 150V149H17L18 147L12 149ZM32 146H33V144H32ZM34 146H33V147H34ZM136 146H137V145H136ZM215 146H214V147H215ZM238 146H239V145H238ZM244 146H243V147H244ZM24 147H23V148H24ZM68 147H69V146H67L66 148H68ZM78 147H80V146H78ZM78 147H77V149H78ZM126 147H125V151H127V153H128L129 150H128V149L126 150ZM138 147H137V148H138ZM142 147H143V145H142ZM165 147H167V148H165ZM198 147H197V148H198ZM232 147H233V148H232ZM243 147H242V148H243ZM252 147H253V146H252ZM252 147H251V148H246V149L249 150V149H252ZM254 147H255V145H254ZM254 147H253V149H258V146H256V148H254ZM263 147H264V145H263ZM46 148H47V149H46ZM58 148H59V149H58ZM61 148H63L64 150H62ZM91 148H93V147H91ZM174 148H175V150H174ZM176 148H179V149H176ZM238 148H239V149H242V148H240V147H238ZM9 149H11L12 151L14 150L13 153L17 151L18 154L15 155V153H14V154L12 155V151H8ZM15 149H17V150L15 151ZM33 149H34V148H33ZM45 149H46L47 151H44ZM71 149H72V148H71ZM217 149H215L216 151L214 150L215 153L213 152L215 155H213V154L211 153L214 157H215L216 155H220V153H221V152H219V154H216V153H218V152H217ZM220 149H221V150H220ZM58 150H60V151H58ZM145 150H146V151H145ZM164 150H163V152H164ZM187 150H188V151H187ZM197 150H199L200 152H197ZM228 150H227V153L229 152ZM243 150H244V149H242V152H240V154H242L241 158L246 156V155H245V150H244V151H243ZM40 151H41V150H40ZM61 151H63V152H61ZM76 151H77V150H76ZM76 151L74 152L75 154H76ZM90 151H91V153H90ZM95 151H96V152H95ZM100 151H102V150H100ZM143 151H144V152H143ZM148 151H149V152H148ZM186 151H187V152H186ZM193 151H194V153L196 152V155L193 153ZM240 151H241V150H240ZM249 151L252 152V150H249ZM249 151H248V152H249ZM254 151H255V154H256V153H257L256 150H254ZM257 151H258V150H257ZM26 152H27L28 154H27ZM34 152H35V151H34ZM34 152H33V153H34ZM44 152H45V153H44ZM58 152L64 153V155L61 154V153H59V154L62 155V156H61V155L58 154ZM68 152L70 153L69 157L71 158V161H72V159H75V160H73V162H70V160H69L70 158L68 157ZM130 152H129V153H130ZM145 152H146V154H145ZM235 152H236V153H235ZM235 152H234L235 155L239 154V153H237V152H239V151H235ZM246 152H247V151H246ZM248 152H247L246 154H248ZM250 152H249V153H250ZM261 152H262V151H261ZM261 152L259 151V153H260L259 156L256 157V155H255V156H254L255 158L252 157V155L254 154V153L252 152V153H253V154L251 153V154H252V155H251L252 158L250 157L251 160L253 159L252 161H255V163H257V162H256L257 160H258V161L260 160V161H262L261 163H264V161H263V160H264V156H263L264 153L261 154ZM263 152H264V151H263ZM24 153H25V154H24ZM33 153H31V154H33ZM51 153H52V154H51ZM53 153L56 154V155H54ZM65 153H66L68 159H67ZM103 153H104V155L106 154L105 152H103ZM148 153H149V155H147ZM152 153H153V152H152ZM165 153H166V152H165ZM167 153H166V154H167ZM183 153L180 152L181 155H182ZM189 153H188V154H189ZM210 153H209V154H210ZM227 153H226V154H227ZM232 153H231V154L228 153V154L230 155V158L234 155V154L232 155ZM98 154H99V155H98ZM157 154H161V157H160V155L158 156ZM163 154H164V156H163ZM184 154H183V155H184ZM223 154H224V153H223ZM223 154H221V156H223ZM226 154H225V155H226ZM228 154H227V156L229 157ZM240 154L238 155V158H239ZM8 155H7V157H8ZM14 155H15V156H14ZM23 155H25V156H23ZM53 155H54V156H53ZM58 155H59V156H58ZM83 155H86V158H85V156H84V159H85V160H84V161H83V160L80 161V159L83 157ZM128 155H131V154H128ZM146 155H147V156L152 155V157H151V156H150V157H147ZM183 155H182V156H183ZM204 155H201L202 157L200 156V157L202 158V160H204L203 158H205ZM225 155H224V156H225ZM243 155H244V156H243ZM31 156H32V155H31ZM51 156H52V157H51ZM56 156H57V157H56ZM64 156H65V157H64ZM100 156H102V157H100ZM191 156H192V155H191ZM191 156H189V157H191ZM194 156H193V157H194ZM196 156H197V157H196ZM203 156H204V157H203ZM224 156H223V157H224ZM247 156H249V154H248ZM261 156H263V157H261ZM9 157H10V156H9ZM29 157H30V156H29ZM32 157L34 158V156H32ZM37 157H38V158H37ZM40 157H41V158H40ZM58 157H60L61 159L58 158ZM62 157H64V160H63ZM87 157H88V158H87ZM153 157H155V158H153ZM180 157H181V156H180ZM214 157H213V158H214ZM228 157H225V159H224V158H223V159H224V160L227 159L228 162L230 161V164H229L228 162H226L227 160H226V161H222V164H223V162H224V164H223L224 166H226V163H227L228 166H230V167H231V165L234 166L235 163H233V162H235V160H236V162H237V159H238V158L236 157L237 159H236V158H235V160L233 159V162H232V158H233V157H232L231 159H228ZM234 157H235V156H234ZM260 157H261V158H260ZM10 158H11V157H10ZM10 158H9V159H10ZM15 158H16V157H15ZM52 158H54V162L52 161V160H53ZM57 158H58V159H57ZM98 158H99V159H98ZM127 158H128V157H127ZM131 158L134 159V157H132V156H131ZM151 158H152V159H151ZM217 158L222 160V157L220 158V157L218 156ZM217 158L215 157L216 160H217ZM241 158H240V159H241ZM256 158H260V159L255 160ZM9 159L7 158V160H9ZM18 159H19V158H18ZM40 159H41V160H40ZM47 159H51V160H49V163H50L49 165L47 164V163H48V160H47ZM59 159H60V160H59ZM82 159H83V158H82ZM87 159H88V160H87ZM96 159H97V160H96ZM100 159H101V160H100ZM125 159H126V158H125ZM125 159H124V160H125ZM128 159H129V158H128ZM156 159H157V160H156ZM199 159H200V158H199ZM199 159H198V161H199ZM215 159H213V161H215ZM242 159H243V160H242V161H243L242 163L244 164V167H243V168H245V170H244V169H242V166L239 165L240 168H241L242 170H244V171H246V170L251 171V168H252V166H253V167H254V170H252L251 172L254 173V171L256 170V168H257V169L260 168L261 170L258 169V170H260V171H256L255 173L258 174V175H259L260 173H264V171H262V167H259L260 164L256 167L257 164H255V163H254V165H251V163H253V162L250 163V159H249V158L246 157V160H245L244 158H242ZM248 159H249V160H248ZM262 159H263V160H262ZM7 160H6V161H7ZM39 160H40V161H39ZM42 160H43V162H42ZM45 160H47V162H46ZM55 160H56V163H55ZM61 160H62L63 162H62ZM146 160H147V163H146ZM149 160H150V162H149ZM152 160H153V161H152ZM180 160H179V161H180ZM200 160H201V159H200ZM202 160H201V161H202ZM205 160H206V159H205ZM207 160L204 161L205 163L202 162L203 165L208 164ZM247 160L249 161V163H250L251 166L249 165V163H246V164H248V166L245 164V162H248ZM18 161H19V160H18ZM51 161H52V162H51ZM57 161H58V163H57ZM60 161H61L62 163H61ZM67 161H66V162H67ZM74 161H75V162H74ZM121 161H122V160H121ZM125 161H126V160H125ZM129 161H130V160H129ZM244 161H245V162H244ZM80 162H81V163H80ZM123 162H124V161H122V163H123ZM206 162H207V163H206ZM211 162H212V163H211ZM225 162H226V163H225ZM7 163H8V161H7ZM39 163H41V164L43 163V166L40 165ZM69 163H72V164H70V165H72L73 168L69 165ZM88 163H89V166H90V162H88ZM124 163L126 164V162H124ZM168 163H170L171 166H169ZM196 163H198V162H196ZM199 163H200V162H199ZM215 163H216V161H215ZM232 163H233L234 165H233ZM238 163H241L240 160H239ZM259 163H260V162H259ZM35 164H36V165H35ZM38 164H39V165H38ZM44 164H47V166L45 167ZM60 164H61V165H60ZM125 164H124V165H125ZM157 164H159L160 166L163 165V166H161L162 168L159 167V165H157ZM167 164H168V166H166V168H165V165H167ZM176 164H177V163H176ZM243 164H242V165H243ZM17 165H18V167H17ZM37 165H38V167H35V166H37ZM53 165H54V167H53ZM66 165H67V168H65ZM87 165H88V164H87ZM124 165H123V166H124ZM201 165H202V164H201ZM201 165H200V168L202 167ZM212 165H211V166H212ZM216 165H217V166H216ZM245 165H246L249 169H248L247 167H245ZM0 166H3V165L0 163ZM41 166H42V169L40 168ZM57 166H56V168H58ZM68 166H70V169L68 168ZM74 166H75V168H74ZM123 166H122V167H123ZM156 166H157V167H156ZM192 166H193V164H192ZM194 166H195L196 168H195ZM194 166H193V167H194V170L196 169V170H195L196 172H197V170L199 169L200 173H201V170H203L201 174H204V172H205V169H204V168H202V169L200 170V168L197 169V167H199L198 165H194ZM220 166H221V165H220ZM228 166H227V167H224L225 169L227 168V170H225V169H224L225 171L223 170V173H222V176L224 175V177H222L223 179H225V178L228 177V176L226 175L225 172H228V173H229V170L232 169V168L229 169L230 167L228 168ZM239 166H238V165H237L236 167L234 166L232 170H235V168H237V167H239ZM260 166H263V167H264L263 164L260 165ZM32 167H33V168H32ZM110 167H111V166H110ZM112 167H113V166H112ZM158 167H159L160 169H159ZM170 167H171V168H170ZM188 167H190V169H189V168H186V170H188V169H189V171H192V170H193V167H192V170H191V165L188 166ZM203 167H204V166H203ZM205 167H206V169H208L206 165H205ZM209 167H210V165H209ZM216 167H217V169H215ZM15 168H17L18 170L15 169ZM19 168H20V169H19ZM34 168H36V169H34ZM44 168H45L47 171H46V170L43 171ZM59 168H58V169H59ZM76 168H77L78 170H76ZM86 168H88V170H87ZM149 168H150V169H149ZM154 168H156V169H154ZM167 168H168V170H167ZM169 168H170V169H169ZM210 168H211V167H210ZM240 168H238V169L236 170V171H237V177H239V176L242 174V175H241V178L244 177L245 179H248V178H249V177H248V174L251 175L252 173H248V171H247V172L244 173V174H245V175H244V174H243L244 171H241V174H240V173H238V172H240ZM14 169H15V170H14ZM38 169H39L40 171H39ZM52 169H51V170H52ZM58 169H55V171L58 170ZM61 169H60V170H61ZM71 169H73V170H71ZM74 169H75V170H74ZM109 169H110V168H109ZM124 169H126L125 166H124ZM163 169H164V170H163ZM181 169H182V168H181ZM181 169H180V170H181ZM16 170H17V171H16ZM19 170H20V172H19ZM36 170H37V171H36ZM60 170H59V171H60ZM65 170H63V171H65ZM69 170H70L71 172H69ZM79 170H82V171H79ZM89 170H90L91 172H89ZM94 170H95L96 172H95ZM127 170L129 171V169H127ZM138 170H137V171H138ZM166 170H167L168 172H167ZM232 170H231V172H232ZM263 170H264V169H263ZM12 171H14V172L12 173ZM33 171H34L35 174L37 173L36 175H37L38 177H37L36 175H34V173H32ZM35 171H36V172H35ZM38 171H39L40 173H39ZM41 171H42V172H41ZM53 171H54V170H53ZM53 171H52V173H54ZM59 171H58V173H59ZM61 171H62V170H61ZM61 171H60V172H61ZM63 171H62L61 173H64ZM93 171H94V172H93ZM101 171H102V170H101ZM105 171H106V173H105ZM110 171H111V172H110ZM114 171H117L118 173H117V172L114 173ZM119 171H120V172H119ZM132 171H134V170L132 169ZM163 171H165V172H163ZM169 171H170V172H169ZM171 171H174V174L176 175L175 177H177V179H175V177H174V178L171 177V174H170V173H173V172H171ZM199 171H198L197 173H198L199 176H200ZM236 171H235V172H236ZM17 172H18L19 174H18ZM43 172H44V174H45L47 177L43 174ZM79 172H81V173H79ZM82 172L85 173L86 175L83 174ZM87 172H89V173H87ZM92 172H93L95 175H94ZM109 172H110L111 174H110ZM112 172H113V175H112ZM129 172H130V171H129ZM134 172H135V171H134ZM144 172H145V173H144ZM147 172H148L149 174H148ZM175 172H176V173L179 172V173L176 174ZM183 172H184L185 174H183ZM193 172H194V171H192V173H190V174H193ZM217 172H216V173H217ZM14 173H15V174H14ZM38 173H39V175H38ZM41 173H42V175H41ZM75 173H78V174H75ZM97 173H98V175H97L98 177L96 176ZM103 173L106 174V175L108 174V176H105ZM120 173H122V179H121V177H120ZM135 173H136V172H135ZM159 173H165V175H167V176L169 175L167 178L170 179V177H171V179H173V180L170 179L172 182H170V180H168L167 178H165L166 176H165L164 174H159ZM188 173H189V172H188ZM197 173H196V175H197L196 177H198V174H197ZM216 173H215V174H216ZM220 173H218V174H220ZM246 173H248V174L246 175ZM255 173H254L255 178H252L253 181H254V179H256V178H258V180H259L260 175H261L260 178H263V179H264V177H262V176H264V174H263V175L260 174L259 176H256ZM17 174H18V175H17ZM31 174H32V176H31ZM56 174H57V173L55 172V175H56ZM80 174H81V175H80ZM90 174H91L92 176H91ZM174 174H173V176H174ZM215 174H214L213 177H215ZM218 174H216V178H218V177H217ZM1 175H3V176L1 177ZM20 175H21V176H20ZM28 175H29V177H28ZM40 175H41L42 177H41ZM43 175H44V176H43ZM59 175H60V173H59ZM62 175H65V173L62 174ZM69 175H68V177H69ZM82 175H83L84 177H83ZM88 175H89V176H88ZM100 175H101V176H100ZM109 175H110V176L112 175L111 177H113V176L115 175L114 177L117 178V180H116L115 178H111V177H109ZM116 175H117L118 177H117ZM139 175H138V176H139ZM149 175L152 177V179H151V177H150ZM188 175H189V174H188ZM243 175H244V176H243ZM34 176H36L37 179H38L39 177H40V178H39L38 180H36V178H35ZM60 176H61V175H60ZM95 176H96V178H94ZM99 176H100V180L97 179V178H99ZM103 176H104V177H103ZM164 176H165V177H164ZM194 176H195V175H194ZM208 176H209L210 178H209ZM226 176H227V177H226ZM242 176H243V177H242ZM245 176H247L248 178H246ZM19 177H20V181H21V182L19 181ZM50 177H52V176L49 175V178H50ZM56 177H58V176L56 175ZM61 177H63V178L66 179V177H64V176H61ZM61 177H59V178H60L59 181H60L61 179H63V178H61ZM68 177H67V179H69ZM88 177H89V178H88ZM101 177H102V178H101ZM149 177H150V178H149ZM180 177H181V176H180ZM232 177L234 178V180H233ZM252 177H253V174H252ZM29 178H30V179H29ZM34 178H35V179H34ZM49 178H48V180H47L48 183H49V180H50ZM84 178H85V179H84ZM91 178H92L93 180H92ZM106 178H108V179L106 180ZM141 178H140V179H141ZM153 178H155V179L153 180ZM184 178L186 179L185 182L187 181L186 186H188V187H187L188 189L185 187V190H186V189H187V190H190L189 187L191 186L192 189H194V192L196 191V192L194 193L193 191L190 190L191 192H189V193H190L191 195L194 194L195 196H190V195L188 196V191L186 190V191H187V192H186V193H187V198H188V197H191V199H190L189 201H192V199L194 198L193 200H194V201L196 200L195 202L198 204V207H199V203H198L197 201L204 203V204H203L204 206H202V203H201L200 207H204L205 209H204V208L202 209V208H200V207H199V208H200V210H201L202 213H203L202 210H204V211H205V212H204L205 214H203V215L201 214V215H200L201 212H200V210H198V212H200V213H199L200 216L198 215V216L195 218L196 221H194V225L191 226V228H196V227H198V229L196 228V230H197V235L200 234L199 232H202V233L200 234V235H201V238H202V235H203V236L205 235L204 237L207 236L206 238H207L208 240H207L206 238H205V240L202 239L203 244H202V243L199 244L200 241H201V240H200V239H201L200 237H199L200 239L198 238L197 240L195 239V237H193V238L191 237V239H192L193 241L189 240L190 238H188V239L186 238V236H187V234H188L187 232H190V230H191V232H190V234H188L189 237H190V235H194V236H195L196 234H193V233H192V230H193V229H191L190 227H189L190 229L188 228L190 220H189V222H187V220H188V216H186V213H185V216L187 217V220L185 221V220L183 219V214H182V213H183V210H184L185 208H183L182 211L180 210L181 213H179V209L182 208V207H181L182 205L179 206L180 208H177V206L175 207V205H174V203H173V200H172L171 202L173 203L175 209L172 208L173 205H170V203H171V202H170V198L172 197L173 199H175V197H176L175 192H177V193L180 192V191H179L180 188L182 187L183 184H185V183L182 182L183 184L180 185L181 182L178 183V180H179V181H182L181 179H184ZM220 178H221V176H220ZM244 178L241 179V181H243ZM250 178H251V176H250ZM250 178H249V179H250ZM28 179H29V180H28ZM53 179H54V176H53ZM57 179H58V178H57ZM88 179H89V180H88ZM95 179H96V181L99 180L98 182H100V181L102 182V184H100V185L103 186V187H100L99 190H98V188L95 189L96 187H99V183L97 184L98 186L95 184V183H97V182L95 181ZM102 179H103V180H106V181H103ZM150 179H151V180H150ZM174 179H175V182H174ZM193 179H194V177L192 178V181H191L192 183L194 182ZM237 179H238V178H236V180H237ZM239 179H240V177H239ZM239 179H238L237 182L240 181ZM249 179H248V181H247V180H244L243 183H245V185H246V184L249 185V183H248V182H249ZM252 179H250V182H251L250 185H252ZM263 179H262V180H263ZM15 180H13V181L16 182ZM27 180H28V182H27ZM35 180H36V181H35ZM51 180H52V179H51ZM55 180H56V179H55ZM86 180H88V181L86 182ZM110 180H115V181H113V183H111L112 181L110 182ZM118 180H119V181L122 183V185H124V186H122V185L120 186V182H119ZM157 180H158L159 182L161 181L160 183H161V185L163 184V186H161L160 184H158V181H157ZM162 180H164V182H163ZM165 180H166V181H165ZM202 180H201V182H199L200 184H202ZM205 180H206L207 182H206ZM211 180H212V181H211ZM216 180H217V181H216ZM232 180H233V181H232ZM236 180H235V181H236ZM256 180H257V179H256ZM256 180L254 181L253 185H254L255 182H256V184H257L256 186L260 188V186H261L260 184H261L262 182L260 181L261 183H257V182H259V181H258V180L256 181ZM24 181H25V183H24ZM33 181H34V182H33ZM38 181L40 182L39 185H38ZM47 181H46V182H47ZM61 181H62V180H61ZM91 181H93L92 183H93L96 187H95L93 184L90 183ZM107 181H108V182H107ZM117 181H118V182H117ZM122 181H123V182H122ZM149 181H152V182H149ZM176 181H177V182H176ZM183 181H184V180H183ZM214 181H216V182H215V185H217V183L219 182V178H218V179H215ZM245 181H246L247 183H246ZM263 181H264V180H263ZM46 182H45V183H46ZM53 182L55 183V185H52V184H54ZM53 182H52L51 185H52L53 188H54V186L56 187L57 184H56V182H55L54 180H53ZM57 182H58V181H57ZM101 182H100V183H101ZM103 182H104V185H105V186H107V185L111 186L112 184H115V186L112 185V187H114V189H113L112 187H110V188H109L110 190H111V188H112V190L115 191V187H117L119 190L116 188V190H117V191H116V194H115V192L113 191V194H114V195H112V192H111V191H110V193L108 192V191H109V189L107 188L108 186L105 187V186L103 185ZM109 182L111 183V185L109 184ZM116 182L119 183V185H118ZM153 182H154V183H153ZM156 182H157V184H158V186H159V187L157 186L158 189L160 190V189L162 188L160 191L163 190V191L166 193V195H165V193H163V191H162L161 193L159 192V190L157 191L156 185L154 186V184H155ZM166 182H169L168 184H170L171 187L173 186L172 188H175V191H174V189H170L171 187H170L169 185H165V184H167ZM173 182H174L175 184L178 183V184H179L178 186H181V187H178V186H176V185H171ZM220 182H219V183H220ZM227 182H228V183H227ZM0 183H1V182H0ZM3 183L5 184L6 182H3ZM20 183H21L22 187H21V185H19ZM23 183H24V184H23ZM27 183H28V184H27ZM50 183H51V182H50ZM58 183H60V182H58ZM151 183H152V184H151ZM174 183H173V184H174ZM235 183H236V182H234V183L232 184V186H233ZM240 183H242V182H240ZM243 183H242V185H243ZM46 184H47V183H46ZM85 184H84V185H85ZM90 184H91V185H90ZM106 184H107V185H106ZM116 184H117L118 186H117ZM188 184H189L190 186H189ZM210 184H211V183H210ZM238 184H239V183H237L236 186H235V185H234V186L236 187L237 190H238V187H240V193H241L243 190H246V191L251 190V189H249L248 186H244V189L242 190V187H243V186H237ZM263 184H264V182L262 183L261 188L264 187ZM1 185H2V183L0 184V190L2 191L5 185H2V189H1ZM13 185H14V183H13ZM36 185H35V186H36ZM40 185H41V186H40ZM44 185H45V184H44ZM49 185H50V184H49ZM228 185L231 186L230 184H228ZM239 185H240V184H239ZM253 185H252V186H253ZM35 186H33V188H34ZM47 186H48V185H47ZM47 186H46V187H47ZM57 186H60V184H58ZM143 186H144V187H143ZM147 186H148V185H147ZM150 186H152V187H150ZM153 186L156 188V193H154V192H155V189L153 188ZM168 186H169V187H168ZM174 186H175V187H174ZM212 186H211V187H212ZM217 186H218V185H217ZM217 186H215V187H217ZM252 186H250V187H252ZM30 187H32V186H30ZM39 187H38V188H39ZM43 187H44V186H43ZM63 187H64V186H63ZM120 187H121V188H120ZM122 187H124L125 190H121V189H123ZM128 187H129V188H128ZM160 187H161V188H160ZM163 187L165 188V190H164ZM218 187H219V186H218ZM227 187H228V186H227ZM235 187H233V189H235ZM246 187H247V189H249V190H247ZM257 187H256V189H257ZM23 188H22V189H23ZM33 188H31V189H33ZM44 188H45V187H44ZM105 188H106V190H107V191L105 190L106 192L103 190V189H105ZM126 188H127V189H126ZM143 188H144V191H145L144 194H143V191H142ZM150 188H151V189H150ZM152 188H153V190H152ZM182 188H183V190H184V185H183ZM182 188H181V189H182ZM253 188H254V186H253ZM259 188H258V189H259ZM261 188H260L259 190H262ZM27 189H28L29 192H32L29 188L26 187V188L23 189V190H19V191H20V195L23 194L22 191H25V190H27ZM36 189H37V187H35V190H36ZM42 189H43V188H42ZM58 189H59V188H57V190H58ZM61 189H65V188H62V186H61V187H60V192H61ZM93 189H95L96 191H99L100 194H102V192H103V194H105V195L102 194V195H101L102 197H100V194H96V193L93 191ZM129 189L133 190L132 193L130 192L131 190L128 191ZM167 189H168L169 191L173 190V193H172V192H169ZM178 189H179V190H178ZM256 189H254L253 191H255V192H259V190L257 191ZM17 190H18V189H17ZM38 190H39V192H40L41 189H37V190H36V193L38 194V196H41V197H39V198H42V200H43V198H44V194H43V197H42V194H41V193H40L41 195H39ZM57 190H56V188H54V191H57ZM149 190H150V191H149ZM176 190H178V191H176ZM185 190H184V191H185ZM212 190H213V191H212ZM230 190L228 191L229 193H230ZM263 190H264V188H263ZM1 191H0V193H1ZM19 191H18V193H19ZM66 191H67V189H66ZM118 191H119L120 193H119ZM126 191H128V197L130 196V194H133L134 200H133V197L131 198V196H130V199H128V198L126 199V197H127V192H126ZM134 191H135V192H134ZM140 191H142V192H140ZM153 191H154V192H153ZM181 191H182V190H181ZM232 191H233V192H232ZM238 191H239V190H238ZM251 191H252V190H251ZM251 191H250V192H251ZM253 191H252V192H253ZM15 192H16V191H15ZM15 192L13 191L12 193L15 194ZM21 192H22V193H21ZM29 192H26L28 196H29V194H30ZM33 192H34V189H33ZM33 192H32V195H33ZM57 192H59V191H57ZM68 192H70V191H68ZM133 192H134L135 194H134ZM149 192H151L150 195H149ZM158 192H159V194H158ZM167 192H168V193H167ZM192 192H193V193H192ZM201 192H203V191H201ZM201 192H199V193H201ZM250 192H247V194L249 193V195H248L249 198H247V200H251V199H250V198H251V194H250ZM252 192H251V193H252ZM255 192H253V195H254ZM261 192L264 193V191H261ZM7 193H10V192H7ZM12 193H10V195H5V197H4L3 195H2V196L0 195V197H1V198H0V201H1V202H0V212H1V214H2V216H1V214H0V216H1V217H3V216L6 217L5 214L7 213V217H8V215H9V216H12V218H13V220H12L11 217H9V218L7 219V223L9 224L8 226H7L6 222H3L5 219L2 220V218H1V221H2V222H0V223H5V225H4V224H0V227H3L2 225L5 226V227H3L4 229H2V232H5V233H4V234H5V236H4L5 238L3 237V235L1 236V234H3V233H1V231H0V233H1V234H0V236H1V238H0V245H1V244L3 245V246L1 245L2 248H3L5 245L7 246V247H4V248H3L4 250H3V249H2V250L0 249V254H1V252H2V255H0V259L3 260V259H5V257H6V259H7V257L9 258V256H10V258H9L8 260L5 259L6 261H1V260H0L2 264H43V263L46 264V262H47V264H59V263L61 264L62 262L65 264V261H64V260H66V261H67L66 263H69V264H72V263H73V264H76L77 262H79V264H80L81 261H82L81 264H82V263L85 264V263H86L85 259L91 260V259L87 258L88 256H85V258H84V257L82 258V255L79 256V254L83 251V249H77V248H75V249H77L76 251H78V250H80V251L82 250V251H81V252L79 251L80 253H78V256H77V254H76V256L73 255L75 252H73L72 250H74L73 248H74L75 245L77 246V241H74V237L79 236L80 234H81V235H80L79 237H81V236L86 237L87 235L93 233V231H92L93 228L91 229V231H88V230H87L86 233H85V232L83 233V231H84L85 229H83V228L80 227V229H81V233H80V234L76 231V229H75V231L72 230V228L74 229V228L76 227V226L73 224L74 221H72V220H74V219H72L70 222H69V220H66V219H68L69 217H68V214L66 215V212H64V211H66V210H69L70 206H71L73 203L76 202V201H75V202H71L70 197L73 196L72 193H71L72 196H69V197H68L69 201L71 202V203H70L71 205H70V206H68V205H64V207H65V206H68V207H67L68 209H67L66 207H65V210L62 209L63 213H65V214H63V215H59V214L57 213L58 216H59V217H58L57 214H55V213H56V212H55V208H56V207H52V208L54 209V210L52 209L54 212H52V210L49 212V209L47 210V209H46L47 207H45V206L42 207V209H44L43 211H41L42 209H39L40 211L38 210L39 212H36L35 210L38 209V208H37L38 206H37L36 208H34V207L31 208V206H30V207H28V210H29V208H30L31 210L33 209L32 211L30 210V211H31L30 213L32 214L33 218H31V215H30V214H29V216H27L28 214L25 216V214L23 213V211H22V213L24 214L23 216H25V217L22 216L21 210H20L19 207L17 206L18 204L20 205V203H19L18 201H20V200H22V199L16 201L17 199H14V200H13V198H14L13 196H12V199H11V198L8 197V196H11ZM18 193H16V194H18ZM26 193H25V195H26ZM63 193H64V192H63ZM106 193H108L109 195L111 194V197L108 198L109 201H108V200H105V199H107V196H106L107 194H106ZM124 193H125V194H124ZM140 193H142V195H141ZM162 193H163L164 195H162ZM170 193H171L172 195H171ZM199 193H198V194H199ZM218 193H219V194H218ZM229 193H228V194H229ZM236 193H237V191H236ZM262 193L259 192V193H256V194H259V195H260V194H262ZM16 194H15L14 196L18 197ZM37 194H34V195L36 196ZM67 194L70 195L69 193H67ZM90 194H92V195H94V196H92V195H90ZM117 194H118V195H117ZM139 194H140V195H139ZM145 194H146V195H145ZM152 194H153V195L155 194V199H154V197H153ZM156 194H157L159 197H158ZM168 194H170V198L168 197V196H169ZM173 194H174V195H173ZM198 194H197V195H198ZM247 194H246V196H247ZM256 194H255V195H256ZM20 195H19V196H20ZM23 195H24V194H23ZM25 195H24V197H25ZM34 195H33V196H34ZM58 195H59V194H58ZM61 195H62V194H61ZM68 195H67V196H68ZM88 195H89L90 197H89ZM98 195H99V197H98ZM120 195H121V196H120ZM122 195H124V197H123V198H120V197H122ZM138 195H139V197H138ZM144 195L146 196V200H144V199H145V198H144V197H145ZM231 195H232L233 197H232ZM236 195H237V194H236ZM253 195H252V197H255V198H253L252 200H254V199L256 200V196H257V195H256V196H253ZM259 195H258V196H259ZM28 196H26V197H28ZM35 196H34V197H35ZM38 196H37V198H38ZM59 196H60V195H59ZM63 196H64V195H63ZM65 196H66V194H65ZM96 196H97V197H96ZM118 196H120V197H118ZM125 196H126V197H125ZM135 196H137V197H135ZM142 196H144V197H142ZM149 196H150V197H149ZM162 196H164V199H163V198L161 199ZM166 196H167V198H168V202H169V203H168L169 205H168L167 208H169V206H170V208L174 209L175 212H176V213H175V212L172 213V211H171L172 209H169V212L171 211L169 216L171 217V215H175V214L178 215V214H179V217L182 218V219H181V222H182V220H184V221L186 222V223L183 222L184 226L188 223V224L186 225L188 231H187V229H184V226H181V229H179V230L183 231V230H182V227H183V229L187 231V232H186V231H183V232L186 233V234H185V235H186L185 237H184V235H183L184 233L182 234L183 237L186 238V239L182 238L181 235H177V234H176V233H178V231H179L178 228H180V226H179V227L177 226V225L179 224L180 221L177 222V225H175L174 227H170V226L168 225V223L166 224V227H165L166 229L171 228L172 232L175 230V231H174V232H175V235H177V236L175 237V238H176V241H175L174 237H173V240H174L176 243H180V244L183 243V244H184V242H183L184 240H186L185 243L187 242V243H186L187 245H186V244L184 245L185 248H183V247H184L183 244H182L183 247H182L181 245L177 244V246L179 245L180 247H182L181 249H183V250H179L178 248H180V247H176V246H175L176 244H174V242L171 243V241H173V240L170 241V239H168L169 236H170V238H172V236H173L174 234L168 236L167 239H168L169 241H168V240H167V241H166V240H163V241L166 242V243H164V244H166V246H168V245L171 246L170 244H172V245L174 244V246H175V247L178 249V251H179V252L177 251V253H176V250H177V249H176L175 247H172V246H171V251H172V248L175 249V252H174L175 254L173 253V251H172V252L169 251L170 249H167V247L164 246V244H163V245L161 244V243H162V242H161L162 240H160L161 243H159V240H156V237L159 236V234H157V232H159V229L161 228L160 230H163L162 226L158 225L157 223L160 222L159 224H162V223H166V221H167V222H168V221L171 222L172 220H174V219L176 218L175 216H177V215L172 216V217H174V219H173V218H170L169 220H166V219H168V218H165V217H166L165 214L168 212V210L165 208L167 205H166V204H162V203H161L162 205H166V206H164V209H166V210L163 209V211L165 212V213L163 212L164 215H163V213L161 214V215L163 216V218L160 217V214L156 213V211L160 212V209L158 208V206L160 207V205H161V204L159 203L160 200H165V199H166ZM173 196H174V197H173ZM248 196H247V197H248ZM258 196H257V197H258ZM261 196H262V198L264 197L263 195H261ZM261 196H260V197H261ZM22 197H23V196H21L20 198H22ZM86 197H87V198H86ZM117 197H118V198H117ZM140 197H142V198H140ZM151 197H152V198H151ZM156 197H157V198H156ZM211 197H212V195H211ZM216 197H215V199H216ZM219 197H218L217 199L220 200L221 198H219ZM234 197H235V199L233 200L232 198H234ZM260 197L257 198L258 201H255V202L253 201V202H252V200H251V203H253V204H251V203H250V204H247L248 202H247V200H246L245 202H246V205H248V206H245V207H248V210H247V208H245V207L243 206V204H242V206H243L244 208L242 207V208H243L242 210L246 209V211L248 212V211L250 210L249 208L252 207L253 209L251 208V210L255 211L254 209L256 208V207H255L256 205H257V208H260L261 206L259 207L258 205H260L261 203L258 204V202L261 201V200L264 202V198L261 199ZM3 198H4L5 200H4ZM8 198H9V199H8ZM18 198H19V197H18ZM37 198H36V200H37ZM96 198H97V200H96ZM98 198H99V199H98ZM113 198H114V199H113ZM119 198H120V200H118ZM124 198L126 199V201L128 200L127 202H129V203H127L126 205L124 204V202L126 203V201L124 200ZM143 198H144V199H143ZM245 198H246V197H244V199H240V201H242L243 203H245V202H244ZM23 199H24V198H23ZM62 199H63V198H62ZM65 199H66V198H65ZM103 199H104L105 201H107V203H109L110 200L112 199L111 201L114 200L115 203H114V201H113V202L109 203V206H108L107 203L105 202V203H106V206H104L103 204H105V203H104V200H103ZM122 199H123V200H122ZM131 199H132V202H131V203H132V204L134 203L133 205H131V203H130ZM137 199H138V200H137ZM142 199H143L144 201H143ZM151 199H152V200H151ZM188 199H189V198H188ZM215 199H214V200H215ZM217 199H216V203H214V204H217V207L219 208V206L222 205L224 201L221 199L220 202H221V201H223V202H222V204L220 203V205H219V204H218L219 202L217 201ZM231 199L233 200L232 202H231ZM10 200H12V201H10ZM92 200L97 201V203H95V201H92ZM147 200H148L149 202H148ZM156 200H157V201H156ZM158 200H159V201H158ZM204 200H205V201H204ZM6 201H8V203H9V201H10L9 205H11V207L8 206V203H7V205H5L4 203H2V202H6ZM13 201H14V202L16 201L18 204H17V203H16V204L13 203ZM40 201H41V200H39V202H40ZM65 201H68V200H65ZM72 201H74V200H72ZM90 201H92L93 203H95L94 206H95L96 208H97L99 205H101V203L98 204V201H100V202H102V205H101L102 207L99 206V207L97 208V210H98V209H99V210H98V211H97V210L94 211V210L91 209V205H92V203H91ZM117 201H118V202L121 201L122 203H120V204L118 203L119 205H118V204L116 205V202H117ZM136 201H137V203H135ZM146 201H147V202H146ZM152 201H156V202H154V205L152 204V206H151ZM174 201H175V200H174ZM187 201H188V200H186V202H187ZM194 201H192V202H194ZM227 201H228V202H227ZM11 202H12V203H11ZM39 202H38V203H39ZM41 202H42V201H41ZM150 202H151V203H150ZM161 202H163V201H161ZM164 202H165V201H164ZM186 202H185V203H186ZM192 202H189L190 205H191ZM195 202H194V204H195ZM217 202H218V203H217ZM238 202H234L235 205H233V206H235L236 209L238 208V209L241 211V208H240V207H236V206H239V205L241 206V203H240L239 205H237ZM249 202H250V201H249ZM35 203H37V202H35ZM147 203H148V205L150 204V207H149V208L153 209L154 212H153V210L150 209V210H151V213H149L150 210H149V208L147 207V206H148ZM156 203H157V206L155 205ZM166 203H167V199H166ZM187 203H188V202H187ZM225 203H224L223 205H225L226 208H228V207H227V204H225ZM255 203H256V204H255ZM12 204H13V205H12ZM75 204H76V203H75ZM97 204H98V206H97ZM111 204H112V205H111ZM121 204H122V205H121ZM136 204H137V205H136ZM158 204H159V205H158ZM194 204H193V205H194ZM197 204H196V205H197ZM15 205H16V207H17L16 209H15ZM77 205H78V204H77ZM110 205H111L112 207H111ZM114 205H116L117 207L119 206L120 209H119V207H118V208L116 207V208H117V209H116ZM123 205H124V207H121V206H123ZM129 205H130V206H129ZM162 205H161V207H160L161 210H162ZM183 205H184V204H183ZM196 205H194V206H192V207H190L189 205H186V206H183V207H187V206H188V208H192V209H190V210H192V215H194V214L196 215V214H198L197 211H196V209H195L196 213H194L195 211L193 212V208H196V207H195ZM205 205H206V206H209V207H205ZM223 205H222V207H220L221 210H222L223 207H225V206H223ZM232 205H230L229 208L232 207ZM244 205H245V204H244ZM251 205H252V206H251ZM253 205H254L255 208L253 207ZM261 205H262V207H263L264 204L262 203ZM5 206H6V207H5ZM13 206H14V207H13ZM74 206H75V205L73 204V207H74ZM79 206H80V208H81V205H79ZM79 206H77V208H78L77 210H81V209H79ZM94 206H93V207H94ZM128 206H129V207H133V206H134V207H133V208H128ZM213 206H214V205H213ZM3 207H5L6 209L3 208ZM7 207H8V208L10 207V208H9L10 210L12 209L11 212H14V213H13L14 215H11L12 213H8V212H10V210H9ZM95 207H94V208H95ZM105 207H106V208L108 207V208L106 209V211H105V209H104ZM146 207H147L148 209H147ZM215 207H216V206H215ZM49 208H50V207H49ZM57 208H58V207H57ZM62 208H63V207H62ZM102 208H103V209H102ZM113 208L116 209V210H115L116 212L113 210ZM127 208H128V209H127ZM135 208H136V209H135ZM155 208H158V210L156 209V211H155ZM188 208H187V209H188ZM226 208H225L223 211H225V213L227 214V213H228V210H227ZM235 208L232 207L231 210L233 211ZM263 208H264V207H263ZM1 209H2V210H1ZM3 209H4V210H3ZM7 209H8V210H7ZM18 209H19V210H18ZM45 209H46V211H45ZM70 209H71V208H70ZM72 209H75V208H72ZM72 209H71V210H72ZM126 209H127V211H126ZM129 209H130V210H129ZM133 209L135 210V213H134V210H133ZM144 209H145V210H144ZM177 209H178V212L176 211ZM238 209H237V210H238ZM14 210H15V211H14ZM59 210H60V209H59ZM71 210H70V211H71ZM77 210L75 209V211L72 210V212H68V213H73V214H74V212L76 213ZM89 210H90V211H89ZM112 210H113V211H112ZM128 210H129L130 212H129ZM132 210H133V212H132ZM137 210L139 211L140 214L138 213ZM147 210H149V212H147ZM185 210H186V209H185ZM185 210H184V212L187 211V210H186V211H185ZM190 210L188 209V212H187V213H190V212H191ZM231 210H230V211H231ZM239 210H238V211L235 210V212H238V213H236V215H235V217H236L237 220L239 219L238 216H237V215L239 214ZM251 210H250L249 212H251ZM260 210H262V208H261ZM260 210H259V212H257L258 210H256V213L252 211V212H253V215H255L254 217H256V216L259 217V215L261 216V214H259V215L257 214V213H260ZM5 211H6V212H5ZM7 211H8V212H7ZM33 211L35 212V216H36V215L39 216V214H40V216L42 215L43 217L41 216V218H42V221H44V222H46V221H50V220L52 219V216L55 217V218L53 217L54 219H53L52 221H50V222L53 223L51 228H53V229L55 228V229H54V230H53V229H52V230H49L50 234H51V232H53V234H51V237H49V238H50V240L53 239L55 242L57 241L56 243H55L53 240H51L52 242L49 240V238H48V236H47V234H46V233H48V232L44 233L46 230L50 229V226H49V225H48V229H46L44 232H43V231L40 232L39 229H35V228H34L35 230L38 231V233H37V231H36V234L33 236V233H35V231H33V228H32V229L30 228V227H32V225H33V224L31 223V221H32L31 219H33V222H34V218H37V216L34 217ZM62 211H60V212H62ZM96 211H97V214H96ZM119 211H120V213H119ZM125 211H126V212H125ZM136 211H137V212H136ZM166 211H167V212H166ZM189 211H190V212H189ZM223 211H222V213L224 214ZM226 211H227V212H226ZM232 211H231V212H232ZM244 211H245V210H244ZM246 211H245V212H246ZM263 211H264V210H263ZM3 212H5V213H3ZM15 212H16V213H17V212L20 213V214L17 213V214L19 215V217H18V215H16ZM25 212H26V211H25ZM41 212H42V213H45V212H46V213H45V214H46V215H45V218L50 219V220H45V219L43 220V218H44V214H42ZM48 212H49V213H48ZM91 212H93V213L96 214V215H93V213H91ZM98 212H99L100 214H98ZM103 212H104V213H103ZM109 212H110L111 215H110V214H107V213H109ZM114 212H115V214H114ZM127 212H128V213H127ZM152 212L155 213V214H157V216H155L154 218H156V217H160V218H159V219L156 218V219H157L156 221H155V220H154V221L151 220L152 222L150 221V223H151V225H155V228H154V229L159 228V226H160V228L158 229V231L156 230L157 232H156V235H155L156 237H155V236H153V235L155 234V232H154L155 230L153 229V227H151V230L154 232V234H153L152 236L155 237L154 240L157 241V244L155 243L156 241H153V242L155 243L156 246H155V245H152L151 247H153V248L155 249L156 247H158V246L160 247V245H162V247H166L167 254H168V252H169V253H173V254H171V255H170V254L167 255V254H166V250H165L164 248H162V247L159 248V247H158V249H160V250H161V249H164V250H165V251H164V250H161V251H164V253H165V254L163 255L164 257L162 256V259L159 258V257H160V254L163 253V252L160 253V251H159L160 254H158L157 251H156V252H157V253H156L155 250H154L153 248L150 247V248L152 249V253L155 252L157 255H159V257H157L156 255H154V256H156V257H153V254L150 252L149 248H148L147 250H146L145 247L143 248V245L145 246L146 242L153 244V243L151 242V241H152L151 239H152L153 237L150 236V233H149V232H150V226H149L150 223L148 224V222H149L148 220H150L151 218L154 219L153 217H151V216H153V213H152ZM210 212H209V213H210ZM235 212H234V214H235ZM245 212H244V214H245ZM247 212H246V213H247ZM252 212H251V213H252ZM27 213H28V212H27ZM38 213H39V214H38ZM101 213H103V214H101ZM118 213H119V214H118ZM122 213H124V214H126V215H123ZM133 213H134V214H133ZM143 213H145V214H143ZM147 213H148V214H147ZM171 213H172V214H171ZM193 213H194V214H193ZM207 213H208V212H207ZM214 213H215V214H214ZM241 213L243 214V211H241ZM254 213H255V214H254ZM261 213H262V212H261ZM263 213H264V212H263ZM263 213H262L263 219H262V217H261L262 220H264V215H263ZM49 214H50V217H49ZM60 214H62V213H60ZM82 214H83V215H82ZM91 214H92V216H91ZM136 214L138 215V217H137ZM141 214H142V215H141ZM151 214H152V215H151ZM181 214H182V215H181ZM230 214H233V212H232V213H228V215H230ZM247 214H249V213H247ZM247 214H246V215H247ZM256 214H257V215H256ZM15 215H16L18 218H15ZM20 215H21L24 219L21 218ZM69 215H70V214H69ZM97 215H99L100 217L97 216ZM102 215H103V216H102ZM113 215H114V216H113ZM115 215H116V216H115ZM118 215H119V216H118ZM120 215H122V217H120ZM128 215H129V216H128ZM132 215H134L135 217L132 216ZM144 215H145V218H146V216L148 215V216H149V217H147L148 219L146 218V219L143 220ZM150 215H151V216H150ZM158 215H159V216H158ZM180 215H181V216H180ZM187 215H189V214H187ZM190 215H191V214H190ZM192 215H191V221L193 222L192 219H194V218H192ZM195 215H194V216H195ZM206 215H207V214H206ZM228 215H227V216H228ZM239 215L241 216V214H239ZM246 215H245V216H246ZM46 216H47V217H46ZM61 216H62V217H61ZM66 216H67V217H66ZM71 216H70V217H71ZM83 216H84V217H83ZM88 216H90V217H88ZM105 216H106V217H105ZM109 216H110V217H109ZM140 216H141V217H140ZM164 216H165V217H164ZM167 216H168V215H167ZM169 216H168V217H169ZM223 216H224V215H223ZM240 216H239V217H240ZM243 216H244V215H243ZM245 216H244V217H245ZM247 216H251V215L249 214V215H247ZM4 217H3V218H4ZM28 217H29V219H27ZM72 217H71V218H72ZM79 217H78V218H79ZM91 217H93V218H91ZM107 217H108V218H107ZM116 217H117V218H116ZM124 217H125V218H124ZM126 217H127V218H126ZM130 217H131V218H130ZM133 217H134V219H133ZM142 217H143V218H142ZM150 217H151V218H150ZM179 217H178V220H180ZM207 217H208V216H207ZM207 217L205 216L204 218H207ZM230 217L232 218V220L235 218L233 215H230V216H228V217L225 216L223 219L226 218V220H227V219L229 218V220H230V219H231ZM233 217H234V218H233ZM14 218H15V219H14ZM58 218L61 220L60 222H59V219H58ZM62 218H63V220H64V219H65V220L62 221ZM71 218H70V219H71ZM81 218H82V219H81ZM88 218H91L90 220H92L94 223H93V224H90L91 221L88 220ZM102 218H104V219H102ZM105 218H106V219H105ZM109 218H113L114 220H113V219H109ZM121 218H122V220H121ZM129 218H130L131 220H130ZM135 218H136V219H135ZM137 218H139V219H137ZM140 218H141V220H140ZM184 218H185V217H184ZM212 218H213V217H212ZM216 218H217V219H216ZM220 218H222V216H221ZM245 218H246V221H247L248 218H247V217H245ZM250 218H252V217H250ZM19 219H20V220H19ZM21 219L24 220V223H22V224H21V222H20ZM25 219H27V220H25ZM55 219H57V220L55 221ZM98 219H99V221L102 222V223L98 222ZM101 219L104 220V221H102ZM116 219H117V220H116ZM118 219H119V221H118ZM124 219H126V220H124ZM160 219H162V220H161L162 223H161V221H159ZM163 219H165L166 221L163 222V221H164ZM171 219H172V220H171ZM185 219H186V218H185ZM189 219H190V216H189ZM199 219H200V222H202V223L204 222L203 218H202V219L199 218ZM207 219H208V218H207ZM207 219L205 220L206 222H207ZM257 219H258V218H255L254 220H257ZM8 220H9V222H8ZM23 220H22V222H23ZM28 220H29V223H27ZM36 220H37V219H36ZM38 220L41 221L40 218H39ZM38 220H37L36 222H38ZM105 220H106V221H105ZM107 220H108V221H107ZM138 220H140V221L142 222V224H140V222H139ZM201 220H203V221H201ZM219 220L222 221V219H219ZM239 220H240V219H239ZM262 220H261V223H260V222H259L260 220L258 219V222H259L260 224L263 223V225H264V221L262 222ZM5 221H6V220H5ZM26 221H27V222H26ZM53 221H54V222H53ZM89 221H90V222H89ZM125 221H126V222H125ZM128 221H129V222L132 221L133 224H131L132 222L129 223ZM143 221H144V223H143ZM145 221H147V223H146ZM157 221H159V222H157ZM174 221H175V220H174ZM174 221H172V222H174ZM176 221H177V219H176ZM198 221H199V220H198ZM223 221H224V220H223ZM223 221H222V222H223ZM230 221H231V220H230ZM244 221H245V220H244ZM244 221H243V222H244ZM25 222H26V223H25ZM57 222L61 223V224H60L61 226L59 225V223L57 224ZM62 222H63V223H62ZM64 222H65V223H64ZM72 222H73V223H72ZM85 222H87L86 225H87V224H88V225L90 224V225H89V226H88V225L86 226V225H85ZM107 222H108V223H107ZM114 222H115L116 225H117V223H119L120 226H119V225L116 226V225L114 224ZM120 222H121V223H120ZM138 222H139V223H138ZM156 222H157V223H156ZM181 222H180V225L182 224ZM196 222H197L198 224H196ZM206 222H204L203 224H205ZM225 222H228V221H225ZM225 222H223L222 224L219 223L220 226L218 225V226H219V227H218L219 230H221L222 228H224V229H223L224 231L222 230L221 233H222V232L225 233V231L228 232V231L230 230V228L232 227V224L234 223L233 221H232L233 223L230 222L231 224H230V223H226V224H228V225L230 224V225H229L230 228H229V230H225V227H224V226H226V227H227L226 229H228V225H226ZM240 222H241V220H240ZM243 222H241V223H243ZM249 222H250V220L247 221L246 224H249V225H250ZM30 223H31V225H30ZM40 223H41V222H40ZM55 223L57 224V226H56ZM67 223H70V226H71L72 228L66 229V228L69 227V224L67 225ZM125 223H126V224H125ZM155 223L157 224V227H156V224H155ZM251 223H253V225H251L252 228L255 227L254 224H257L256 222L253 221V218L251 219ZM25 224H26V225H25ZM27 224L29 225V227H28ZM35 224H36V223H35ZM35 224L33 225V227L35 226ZM71 224L74 225L75 227L72 226ZM83 224H84V225H83ZM110 224H111V225H110ZM138 224L141 225V226H139ZM144 224H145V225L148 224V225L145 226ZM174 224H175V222L172 223L171 225H174ZM191 224H192V223H191ZM191 224H190V225H191ZM224 224H225V225H224ZM244 224H245V222H244L243 224H241V225H242V226H241V227H242L241 230H243V228H244L245 226H248V225H245V226H244ZM260 224H259V225L257 224V226H256L257 228H254L255 230L253 229V230H252V233H250V232H251V229H250L249 232H248V233H249V234H248V237L251 236L250 234H254L253 236H251V238L254 237V239H253V238H252V239L250 238V239L253 240L252 242H255V243L259 242L258 244H260V241H262V239H260L259 241H257L256 239H257L258 236L256 237L255 233H253V232L256 231V233H257V231H258L257 234L260 235V231H261V230H262V231L264 230V227H261V229H260V227H259ZM50 225H51V224H50ZM63 225H64V226H63ZM65 225H66V226H65ZM106 225H108V226L110 225V227H108V226L106 227ZM122 225H124V226H122ZM125 225H126V226H125ZM127 225H128V227H127ZM142 225H143V226H142ZM163 225H165V224H163ZM167 225H168V226H167ZM196 225H197V226H196ZM201 225H202V224H201ZM217 225H216V226H217ZM221 225H222V226L224 225V226L221 228ZM235 225H236V221H235ZM235 225H233L232 228H235V227H236ZM239 225H240V223L238 222V223H237V226L239 227ZM6 226H7V227H6ZM13 226H15V227H14V230H15V231H14V230L12 231ZM23 226H24V227H23ZM25 226H26L27 229L25 228ZM53 226H54V227H53ZM59 226H60L61 228L63 227L64 229H63V228L61 229ZM131 226H133V228H132ZM138 226H139V229L142 227L144 230H145V227H146L145 232H146V231L148 232V230H149V232H148V233H149L148 237L150 236V237H149L150 239H148L147 235H144L145 233H143V234L141 235V237H139V236H140L139 234H136V233H135V232H138V233L140 232V234H141L142 232H144L143 229H142V232H141V230H139V229H138L139 231H135L136 228H137ZM194 226H195V227H194ZM234 226H235V227H234ZM243 226H244V227H243ZM10 227H11V228H10ZM16 227H17V228H16ZM19 227H20V228L22 227L21 229H22L24 232L21 231V230L19 229ZM57 227H59V229H60V231L57 232L59 235L56 234V231L58 230V229H56ZM77 227H78V225H77ZM103 227H104V228H103ZM116 227L118 228L117 230H116ZM122 227H123V228H122ZM163 227H164V226H163ZM176 227H177V228H176ZM186 227H185V228H186ZM238 227L235 228V229H236V230H237V229H240V227H239V228H238ZM258 227H259V228H258ZM6 228H9L10 231H12V232L10 233L9 229H8V231L5 230ZM28 228H29V230H31L33 233H32L31 231H27ZM78 228H79V227H78ZM111 228H112V230H113V229H114V230L112 231ZM147 228H148V229H147ZM165 228H164V229H165ZM173 228H176V229L173 230ZM214 228H215V227H214ZM218 228H216V230H217ZM249 228H250V226H249L248 228L246 227V228L243 230V232H244V231L246 232V230H248ZM0 229H1V228H0ZM16 229H18V230H20V231H18V230H16ZM70 229L74 232V235H75V236L73 235V232H71ZM80 229H77V230H80ZM82 229H83V231H82ZM90 229H89V230H90ZM109 229H110V230H109ZM166 229H165V230H166ZM258 229H259V230H258ZM3 230H4V231H3ZM62 230H63V231H62ZM65 230H70V231H67V233H66ZM107 230H108V231H107ZM122 230H123V231H122ZM129 230H130V232H129ZM131 230H132V231L134 230L133 232L135 233V235H134V233H133ZM165 230H163L162 233L165 232ZM177 230H178V231H177ZM194 230H195V229H194ZM219 230H217L216 232H218ZM231 230H232V229H231ZM233 230H234V229H233ZM233 230H232V231H233ZM16 231H17V232H16ZM25 231H26V233H25ZM54 231H55V233H54ZM61 231H62V232H61ZM97 231H99V232H97ZM109 231H110V232H109ZM111 231H112L113 233H112ZM115 231H116V232H115ZM126 231H127V232H126ZM176 231H177V232H176ZM212 231H213V230H212ZM234 231H235V230H234ZM234 231H233V232H234ZM237 231H238V230H237ZM239 231H240V230H239ZM6 232H9V233L6 234ZM21 232H23V233L19 235V233H21ZM39 232H40V234H39ZM63 232H64V233H63ZM68 232H69V233L71 232V234H72L74 237H73V236H70L71 234L69 235ZM79 232H80V231H79ZM90 232H92V233H90ZM147 232H146V233H147ZM160 232H161V231H160ZM166 232H167V231H166ZM168 232H169V230H168ZM172 232H171V233H172ZM194 232H195V231H194ZM214 232H215V229H214V231L211 232V233H214ZM235 232H236V231H235ZM243 232L240 231V233H242V234H243ZM31 233H32V235H31ZM43 233H44V234H43ZM62 233H63V234H62ZM75 233H77L78 235H76ZM88 233H89V234H88ZM110 233H112V236L110 235ZM117 233H118V234H117ZM119 233H120V234H119ZM124 233H125V235H123ZM129 233H130L131 235H130ZM162 233H161V234H162ZM171 233H170V234H171ZM204 233H205V234H204ZM224 233H222V234H224ZM228 233H229V232H228ZM228 233H226V234H228ZM230 233H231V234H234V233H232V232H230ZM230 233H229V234H230ZM237 233H238V232H237ZM237 233H236V234H237ZM240 233H239L240 238L235 234V235L230 236L231 239H232V237H234V236L236 237V236H237L236 238L242 239L241 241H244V240L246 241L245 238H246L247 236L245 237V235L247 234V232H246V234L244 233L243 236H241L242 234L240 235ZM262 233H264V231H263ZM262 233H261V236H259V238L262 237V235H263ZM8 234H11V235H8ZM14 234H15V235L17 234L19 237H18V236H15ZM24 234H26L25 237L27 236V239L23 236ZM37 234L39 235V237H38ZM41 234H43V235H41ZM45 234H46L47 237H45ZM48 234H49V233H48ZM50 234H49V236H50ZM54 234H55V235H54ZM67 234H68V235H67ZM82 234H83V235H82ZM95 234H93V235H95ZM114 234H115V236H116V237H114V239H117V238L119 237L118 240H114V239H112L113 236H114ZM116 234H117V235H116ZM151 234H152V232H151ZM161 234H160V235H161ZM178 234H179V233H178ZM214 234H215V233H214ZM222 234H220V232H219V235H220V236H218V238H217L218 241H219L220 238H223V235H222ZM29 235H31V236H29ZM52 235H54V236H58V237H60V238H58V237L53 238L54 236H52ZM60 235H61V236H60ZM65 235H67V236H65ZM85 235H86V236H85ZM99 235H96V236H91V235H89L88 239L92 237L93 240H94V241H93L94 243L92 242L93 245L95 244V242H97V243H100V242H101L99 246H100L101 248H102V247L105 248V247H104L105 244L102 245V240H103V239L99 238ZM137 235H138V239H139V241H138V239H137ZM143 235H144V236H143ZM163 235H164V233H163ZM166 235H167V233H166ZM166 235H165L164 237H167ZM211 235H213V234H211ZM215 235H216V234H215ZM215 235L213 236V238L215 237ZM217 235H218V233H217ZM7 236H8V237H7ZM10 236L12 237V239H11ZM20 236H21V238H20ZM35 236L39 238V241L43 239V240H42L43 242H42V243L39 242V241H38V238H35ZM64 236H65V237H64ZM90 236H91V237H90ZM102 236H103V237H102ZM126 236H127V237H126ZM130 236H131V237L134 236V237H132V238L129 240ZM179 236H180V238H182V239H184V240L182 241V239H179V238H178ZM198 236H199V235H198ZM198 236H197V237H198ZM208 236H209L210 238H209ZM227 236H228V235H227ZM2 237H3V239H2ZM6 237H7V238H6ZM9 237H10V238H9ZM15 237H16V238H15ZM17 237H18L19 239H17ZM22 237H23V242H24V244H23L22 241H20V240H22ZM40 237H41V238H40ZM42 237H44V238H42ZM61 237H62V238H61ZM63 237H64V239H63ZM67 237H69V238L67 239ZM71 237H73V238H71ZM79 237H77L76 239H78ZM95 237L98 238V239H96ZM135 237H136V238H135ZM142 237H145V238H147L148 240H151V241H145V240H147V239L144 238L145 240H143V241H145V242H144L145 244H143V242H140V241H142V240H140ZM160 237H161V236H160ZM187 237H188V236H187ZM197 237H196V238H197ZM204 237H203V238H204ZM216 237H217V236H216ZM216 237H215V238H216ZM224 237H225V238H228V239L230 238L229 236H228V237L224 236ZM235 237H234V238H235ZM241 237H242V238H241ZM243 237H245V238H243ZM24 238H25V239H24ZM86 238H87V237H86ZM109 238L112 240V242L114 243V245H113V243L111 242V240H110ZM124 238H125L126 240H125ZM162 238H163V237H162ZM162 238H161V239H162ZM215 238H214V240L210 239V241H211V240H212V241H211V243L208 242V245H207L208 247L206 246V244H204V245L206 246V249H207V248L209 249L208 252L211 250V251H212V252H211L212 254H213V252H215V254L217 253V255H218V259H217V260H218V261L215 260L216 263H217V262H221V259H222V260H223V259H225V260L227 259L228 262H227V260H226V264H228V263H229V259H230L231 254H228V253L226 252V253H227V258H223L221 255H223V253L225 252V250H223V247H222V246L224 245L226 248H227V246L230 247L229 249H230V251H231V243H233V244H235V246H238V247H239V245H240L242 242H241L239 245H237V244L239 243L240 240H236V239H234V242L238 241V243H234L233 240H232L231 242L229 241L230 243L228 242L229 245L226 243V244H227V246H226V244H223V245H222V243H223L222 240L224 241L225 239H221V242H222V243L219 241V244L222 245V246H220V248H222V249H220V248H219V249H220V251L222 250L221 252H223V251H224V252L221 254V252H220L219 249L217 248V249H218L217 251H219V254H218V252L214 250L215 247H213L215 244L218 246V244H217L216 241H215V240H216ZM255 238H256V239H255ZM259 238H258V239H259ZM7 239H8V240H11V241H8V242H11V243H12V244H11L12 246L10 245V243H9V244L7 243ZM13 239H14V241H13ZM46 239H48V240H46ZM56 239H57V240H56ZM61 239H62V240H61ZM65 239H67V245L65 244V243H66V241H64ZM69 239H71L72 241L69 240ZM99 239H101L100 242H99ZM120 239H121V240H120ZM122 239H124L127 243H126L124 240H122ZM136 239H137V240H136ZM158 239H159V238H158ZM164 239H165V238H164ZM177 239H178V242H177ZM243 239H244V240H243ZM247 239H248V238H247ZM250 239H249V240H250ZM15 240H16V241L18 240V244L15 242ZM25 240H27V241H25ZM45 240H46V241H45ZM97 240H98V241H97ZM107 240H109V241L107 242ZM113 240H114V241H113ZM128 240H129V241H128ZM180 240H181V242H180ZM187 240H189L190 242L187 241ZM194 240H196V241L200 240V241L197 242L198 244H197V243L194 244V242H196V241H194ZM206 240H207V241H206ZM226 240H227V239H226ZM226 240H225V241H226ZM229 240H230V239H229ZM235 240H236V241H235ZM254 240H255V241H254ZM263 240H264V235H263ZM5 241H6V242H5ZM47 241H48V242H47ZM59 241H60V244H61V245L57 244V243H59ZM68 241L71 242V243L69 244ZM91 241H92V239L90 240V242H91ZM115 241H119V243H121V245H119L118 242L115 243ZM133 241H134V242H133ZM218 241H217V242H218ZM245 241H244V242H245ZM3 242L5 243V245L3 244ZM21 242H22V243H21ZM74 242H76L75 245H74ZM104 242H103V243H104ZM109 242H110V243H109ZM123 242H124V245H125V246L123 245ZM192 242H193V243H192ZM213 242H214V245H212ZM252 242L243 243V245H245V244H248V245H249V244H250L249 246H251V248H252V244H251ZM13 243H14V244L16 243L15 246H14ZM40 243H41V244H40ZM50 243H53V244H50ZM137 243H138V245H137ZM148 243H147V245H146L147 247L150 246V244L148 245ZM158 243H159V244H158ZM167 243H168V244H167ZM188 243H189V244H188ZM190 243H191V245H190ZM209 243H210V245L212 246V249H210L211 247L209 246ZM261 243H262V242H261ZM19 244H22V245H19ZM25 244H27V246H26ZM46 244H48V245H46ZM62 244H63V245H62ZM72 244H73L74 246H73ZM108 244H109V245L112 244L113 246H109V247H110V248H109V247H108ZM115 244H116V246H115ZM117 244H118V245H117ZM132 244H133V245H132ZM140 244H143V245L141 246ZM253 244H254V243H253ZM9 245H10V246H9ZM37 245H38V246H37ZM44 245H45V246H44ZM57 245H58L59 247H56ZM101 245H102V246H101ZM127 245H128V246H127ZM189 245H190V246H189ZM243 245H240V246H242L243 254H241V253L239 252V251H241V249H240V250H239V249H235L234 252H236V251L239 250L238 252H239L240 254H239L238 256H240V257L242 256V259L245 257L244 259H246V258H247L246 256L249 257V255L246 253V250H247V249H246V250H243ZM256 245H257V244H256ZM263 245H264V243H263ZM21 246H25V247H23L22 250L20 251ZM47 246H48V248H47ZM52 246L56 247V249H55L54 247L52 248ZM67 246H68V247H67ZM69 246H70V247H69ZM71 246H72V247H71ZM76 246H75V247H76ZM94 246H95V245H94ZM96 246H97V245H96ZM99 246H97V248L100 249ZM118 246H119V247L122 246V248L120 249V248H118ZM132 246H134V247H132ZM135 246H137V247H135ZM253 246L255 247V244H254ZM257 246L259 247V245H257ZM257 246H256V247H257ZM9 247H10V248H9ZM14 247H15V248H14ZM17 247H20V248H18L19 250H17ZM36 247H37V248H36ZM63 247H65V248H63ZM113 247H114V248H113ZM125 247H126V248H125ZM127 247H128L129 249H127ZM140 247H142V248H140ZM202 247H204V248L202 249ZM209 247H210V248H209ZM218 247H219V246H218ZM225 247H224V248H225ZM245 247H247V246L245 245ZM245 247H244V249H245ZM35 248H36V249H35ZM40 248H41V249H40ZM43 248H44V249H43ZM71 248H72V249H71ZM81 248H83V247H81ZM103 248H102L101 250H103ZM116 248H117V249H116ZM131 248H133V250H132ZM138 248H139V250H138ZM168 248H170V247H168ZM190 248H191L190 250L193 249L192 247H190ZM232 248H235V247H232ZM240 248H241V247H240ZM247 248H248V247H247ZM260 248H263V250H264V247H262V244H261V247H260ZM6 249H7V250H6ZM9 249H10L12 252L9 251ZM23 249H25V250H27V251H25V250L23 251ZM38 249H39V250H38ZM47 249H48V250H47ZM64 249H65L66 252H69V253L72 252V253H73V254H72L73 257H72V255H71V253H70V254H69V253L64 254V253H63V252H64ZM67 249H68V250H67ZM105 249H106V248H105ZM110 249H111V250H110ZM113 249H114V250H113ZM115 249H116V250H115ZM125 249L128 250V251H127L128 253L126 252ZM143 249H144L146 252H145ZM158 249L156 248V250H158ZM187 249H186V252H187L188 255H189L192 251L194 252V253H193L194 255H195V253H196V255H195L196 257H195V259H194V257H193V258L190 257V258H192V259L189 258L190 261L188 260L189 262H187V263L189 264L190 262H192V263H195V264H196V262L200 260L199 257H198V255L201 254V250H200V251L197 250L198 252H197V251L195 252L194 250L190 251L189 249H188L189 251H187ZM206 249H204V250H206ZM229 249H228V250H229ZM249 249H250V247H249ZM252 249H253V248H252ZM255 249H256V253L254 252ZM255 249H254V251L251 250V249H250V250L253 251L254 254H258V256H259V253H260V255L262 254L263 257H264L263 251L261 252L262 249H261L260 251L258 250V248H255ZM5 250H6V251H5ZM13 250H14V251H13ZM40 250H41V251H40ZM55 250H56V251H55ZM84 250H86V249H84ZM87 250L89 251L90 249H87ZM131 250L134 251V252H132ZM153 250H154V251H153ZM204 250H203V251H204ZM226 250H227V249H226ZM232 250H233V249H232ZM257 250H258V251H257ZM16 251H17V252H16ZM18 251H20V252H18ZM43 251H44V252H43ZM54 251H55V252H54ZM62 251H63V252H62ZM116 251H117V252H116ZM130 251H131V252H130ZM136 251H137V253H136ZM138 251H143V252L140 253V252H138ZM203 251H202V253H203ZM244 251H245V252H244ZM251 251H249V254L252 253ZM6 252H10V253H8L7 255H6V254H3V253H6ZM23 252H24V254H23ZM25 252H26V253H25ZM29 252H30V253H29ZM45 252H46V253H45ZM51 252H52V253H51ZM83 252H84V251H83ZM83 252H82V254H84V255H86L87 253H89V252H87V251H85V253H83ZM124 252L127 253V254L124 255ZM129 252H130V253H129ZM186 252H185V253H186ZM188 252H190V253H188ZM231 252H232V251H231ZM247 252H248V250H247ZM257 252H259V253H257ZM48 253H49V254H48ZM62 253L64 254L63 256L66 255L65 257H63L64 259L61 258V257H62ZM76 253H77V252H76ZM109 253H110V252H109ZM109 253H108V254H109ZM134 253H135V254H134ZM143 253H144V255H143ZM155 253H154V254H155ZM178 253H180V256H179ZM185 253H184V255L182 254V256H185ZM198 253H199V254H198ZM205 253H206V251H205ZM226 253H224L225 257H226ZM253 253H252V255H253ZM32 254H33V255H32ZM52 254H54V255L51 256L50 258H48V257H49L50 255H52ZM67 254H68V255H67ZM112 254H113V253H111V254H109V255H112ZM151 254H152V255H151ZM193 254H190V256H191V255L194 256ZM197 254H198V255H197ZM203 254H204V253H203ZM203 254H201V255H203ZM207 254H208V253H207ZM207 254H204L205 258H206L207 256H208L207 258H209L210 256H211L210 258H212V255H211L210 253H209L210 256L207 255ZM215 254H214V255H215ZM220 254H221V255H220ZM233 254H234V253H233ZM237 254H238V253H237ZM244 254H245V255H244ZM246 254H247V255H246ZM8 255H9V256H8ZM47 255H49V256H47ZM58 255L60 256V258H58V257H59ZM88 255H89V254H88ZM117 255L115 254L114 257H115V258H119L120 255H119V257H117ZM123 255H124V256H123ZM130 255H131V257H130ZM132 255H133L134 257H133ZM161 255H162V254H161ZM166 255H167V257H168L169 255H170V256L175 255V256L172 257L171 259L168 257L169 259H168L167 261H165V258H166L165 256H166ZM201 255H200V257H201ZM206 255H207V256H206ZM217 255H215V256H217ZM228 255H229V259H228ZM235 255H236V253H235ZM250 255H251V254H250ZM2 256H4V257H2ZM67 256H68V259H70V258H73V259H74L75 257H77V258L79 257L81 260L79 261V259H75V260H74L75 263H74L72 259H70V260H72V262H71L70 260L66 259ZM135 256H136V257H135ZM139 256H140V257H139ZM186 256H187V255H186ZM204 256L202 257V258H203V262H205ZM232 256H233V255H232ZM232 256H231V257H232ZM243 256H244V257H243ZM1 257H2V258H1ZM69 257H70V258H69ZM177 257H179V258L177 259ZM197 257H198L199 260L197 259ZM256 257H257V255H256ZM260 257H262V256H259V258H260ZM263 257L261 258V261L263 260V262H264ZM46 258H47V260H46ZM52 258H54V259H52ZM57 258H58V260L56 261ZM135 258H136V259H135ZM155 258H156V259H155ZM157 258H158L159 260H157ZM185 258H186V259L183 258V260H187V257H185ZM207 258H206V259H207ZM213 258H215V257H213ZM213 258H212V260H213ZM216 258H217V257H216ZM216 258H215V259H216ZM220 258H221V259H220ZM234 258L236 259V258H237V255H236L235 257L232 258L233 260H231V262H232V263L234 262V264H235V262H236V264H237V259L235 260ZM238 258H239V257H238ZM252 258H253V257H252ZM252 258H251V256H250V260L247 258V259H248V260H247L248 262L246 261V263L250 264L249 261H251ZM257 258H258V257H257ZM259 258L256 259L257 261L255 260V257H254V259H252V260H255V261H256V264H260L261 261H259V263H257L258 260H260ZM44 259H45L46 261H45ZM49 259H50V260H49ZM59 259H61L62 261H59ZM138 259H140V260H138ZM151 259H153V261H154V260H155V261L152 262ZM166 259H167V258H166ZM193 259H194V261H193ZM196 259H197V261H196ZM219 259H220V261H219ZM48 260H49V261H48ZM88 260H87V263H88V264H93V263L95 262V261H91V262L89 261V262H88ZM142 260H143V261H142ZM160 260H161V261H160ZM176 260H175V262H173V261H171V262H173V263L175 264V263H176ZM183 260H181L182 262L179 260L180 262L178 261V264H179V263L183 264V263H184ZM191 260H192V261H191ZM201 260H202V259H201ZM207 260H208V259H207ZM207 260H206V264H208V263H210V262H211L210 264H212V261H210V259H209L210 262H208V263H207ZM238 260H239V262H241V261H240V260H241L240 258H239ZM32 261H33V263H31ZM42 261H43V262H42ZM58 261H59V263H58ZM68 261H70V262H68ZM131 261H132V262H131ZM164 262H163V264H168V263H164ZM201 262H202V261H201ZM231 262H230V264H231ZM243 262H245V261L242 260L241 264H243ZM251 262H253V261H251ZM263 262H261V263L263 264ZM1 263H0V264H1ZM141 263H140V264H141ZM160 263H159V264H160ZM173 263H171V264H173ZM213 263H214V261H213ZM216 263H215V264H216ZM246 263H244V264H246ZM254 263H255V262H254ZM254 263H253V264H254ZM77 264H78V263H77ZM94 264H96V262H95ZM98 264H101V263L98 262ZM169 264H170V261H169ZM176 264H177V263H176ZM201 264H203V263H201ZM217 264H221V263H217ZM222 264H224V263L222 262Z\"/></svg>", "mask_w": 264, "mask_h": 264}]
</instances>
